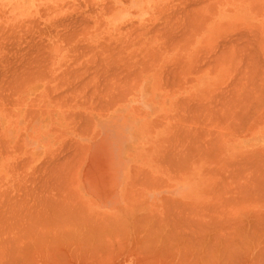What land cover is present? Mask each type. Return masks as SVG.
I'll return each instance as SVG.
<instances>
[{
	"label": "crops",
	"instance_id": "1",
	"mask_svg": "<svg viewBox=\"0 0 264 264\" xmlns=\"http://www.w3.org/2000/svg\"><path fill=\"white\" fill-rule=\"evenodd\" d=\"M181 1V2H180ZM191 1V2H190ZM187 0V1H185V0H126V1H124V0H113V5H112V7H111V10H109L108 12H107V14H104V18H103V21H101V22H99V23H97V28H96V30H97V34H96V39H97V42H98V52L100 53V54H98V63H99V73L100 74H102V75H98V77L100 76H102V78H99L98 79V86H97V88L96 89H90V90H85V89H77V88H72V87H65V86H56V87H47V86H45V85H43L42 83H38V84H36L37 86H35V87H31L30 88V90L29 91H27L26 90V86H25V79H24V77L22 78V74L20 73L19 75H18V78H17V82L15 81V77H10V76H8V78L7 79H13L14 81H13V87H16V88H13V87H11L10 89V91H9V93H11V94H13V93H15V94H18V102L17 103H15L14 105H13V108H10L9 110L11 111L12 110V113H6V112H0V114H1V118H0V131L2 132V135L5 137V140L7 141V144H8V147H9V149L11 150V153L7 156V157H3L2 159H1V161H0V178H3V179H1V180H3V181H9V180H11V179H13V175L15 174V169H17L18 170V173H19V175L20 174H23L24 173V169H25V165H26V159L27 160H29L30 159V161H31V164L33 165V166H37V165H39V164H43L47 159H61V160H65V158H66V161H67V166H68V161L69 160H72L71 158L72 157H74L75 158V155H71L72 153H74L75 154V152L73 151L74 150V148H72V147H74V145H75V143H79L80 145H81V148L84 150V148L86 149V151L84 150H82L83 151V153H82V155L84 154V157L81 155V157L82 158H84V159H86V163L84 164V166L82 167V170H81V172H80V174H81V176H82V183H81V186H76V188H74L73 186H38V188H37V186H34V190L36 191V190H38L39 188L40 189H42L41 191H47V190H51L50 191V195L51 196H53V197H51L50 196V198L49 199H41V200H44V201H47L48 202V204H49V206H50V204H51V206H53V207H65V205L66 206H69V202H68V194H64V193H62V191L63 192H66V191H74V190H76V191H78V194H79V196H80V198H81V203H82V206H84L86 209H87V212L88 213H90V215L87 213V215H88V217H90V218H87L88 219V221L86 222V221H84V220H87V219H83V218H81L80 219V217H84V215H82V216H72L73 214H70V215H68V214H62V219L59 217H57V215H55V214H53L54 213V210H52L53 212H51L52 214L51 215H53L52 217H54V220L56 219L55 217H57L58 219H56V222L57 223H59L62 227H64V225H65V223H66V227H64L65 229V231L67 232L68 231V235H69V233H70V235L71 234H73V235H71V236H68L66 233H65V231H64V233H63V228L61 227L60 228V225L58 226L57 224H56V226H58L59 227V231H60V233L58 232V231H56L57 229H56V226H55V224L53 223V221L52 222H47V221H49L50 219L52 220V218H51V216L49 215L48 216V218H47V215H45V217H44V219L43 220H47V221H43L42 220V218H43V216L42 217H40L41 219V221H39V224H41V222H47L46 224H48V225H50V223L52 224L53 223V225L55 226V230L53 229L54 228V226H53V228L52 229H49V227H48V229L50 230V231H48L47 233L48 234H46L45 235V237L48 239L50 236V240L52 239V235H55L54 236V238L53 239H55V237H56V234L58 235L57 237L59 238L58 240L60 241V243L58 242V244H61L60 246L59 245H57L56 244V247H57V250H50V252L49 251H40L41 253H44V254H58V252H59V254H65V255H74V253H75V255H90V256H92L95 252L94 251H97V253H95L93 256H99V255H102V251H104V253L103 254H109V255H111V254H113V260H112V262H103L102 260H100L99 258H97V259H95V261H92V262H86V261H83L82 263H76V264H147V263H144L143 261H138V259H136L134 256H138V255H148V254H153L154 253V242H153V239H155V238H158V235H159V237L160 238H165L166 236L167 237H171L170 235H169V232H170V230H168V229H170V223L171 222H173V221H175L176 223L178 222V223H180V222H182V223H189V221L187 220V221H182V220H178V221H176V220H173V221H171V222H169V220H170V218H168V216H161L163 219H164V222H163V219L161 218V220H162V222L160 221V223L163 225L166 221L165 220H167V224L165 223L163 226L160 224L159 225V219H158V217L157 216H155L154 214H151L150 213V215H152V217L151 216H148V217H146L147 218V220L151 217V218H153V220L150 218L149 220H150V222H149V220H148V222H147V220H143L145 217L143 216L144 214H148L149 212H150V210H149V208L150 209H152V207L154 206V201H160V199L161 198H163V197H166V196H169V191H167V192H163V194H159L158 192L157 193H151L150 195H149V198L148 199H145V201L144 202H141L138 206L139 207H142V209L140 210V212L141 213H137L138 214V220H137V214H132V215H122V214H120L121 212H122V207L124 206V202L126 201L125 199H124V195H125V193L124 192H126L127 191V189H128V186H107L110 182H111V179H116L117 180V178H116V176H119V178L121 179V181L125 184L126 183V181L129 179V176L130 175H132L133 173H134V171H135V173H138V170H142V171H140V172H145L146 174H148L147 172H149V174H151V175H154V174H156V175H167V174H169L170 173V171H169V169L168 168H170V167H168L167 166V164L164 162L165 160H169V158H171L170 156L171 155H169L168 157H167V152H169L168 154H170V149L169 148H171L172 149V147H173V140L172 139H175L176 137L175 136H177L178 135V133L177 132H180V134H182L183 136H184V134H185V136H186V131L184 132L183 131V127H184V125H183V123H187V126H188V123L190 124L191 122H192V124H190L191 126H189V135H190V137H188V135H187V139H190L189 141L188 140H184V138H183V140H184V142H187V145H189L190 147H192L193 145H190V143L189 142H191V140H192V137H194V135H196V137H198L199 138V136H200V138L197 140L198 142H195V144H197V143H199V145H201V143H200V141H201V139H202V133L204 134V132H203V130H205V129H203V128H201V129H198V131H197V128H198V126L200 125H202V127L204 126V125H206L207 123V125L206 126H208V127H204V128H207V129H209L210 131L213 129V130H216L217 129V131L219 132V131H221V125L219 126V127H217L216 129H214L215 127H216V125H218L217 123H216V125H213L212 126V122H213V120H218L219 121V118H220V121H219V123H223V121H225L224 119L222 120L221 119V117L220 116H222V113L225 111V109L227 108V107H229V106H232V108L234 109V107L233 106H235V105H231V103L234 101V99L235 98H233L234 96H232V95H235V97H237V99L239 98V96L238 95H240V99H243V97L245 96L247 99H245V103H247L248 105H245V103L243 102V100H240V99H235L238 103H239V100L241 101L240 102V106H239V104H238V106L240 107L239 109L237 108L238 106H235L236 107V109H234L235 110V112H236V110H237V112L239 111V114L238 113H235L232 109H231V113H235V114H233V116H230V115H232V114H230L229 116H230V119L228 120V118H227V116L225 115L224 116V114L225 113H230L229 112V110L230 109H228V111H227V109H226V111L224 112V114H223V116L224 117H226L227 118V120H226V123L224 124H222V127L225 129L224 131H225V133L227 134V133H229V135H225V133H224V131H223V129H222V132H223V134L225 135H221V132H219V134L221 135V136H223L222 137V141L218 138L219 136V134L218 133H214V135H213V137L215 138V135L216 134H218V135H216L217 136V138L219 139V141L222 143V145H221V143H220V145L222 146H220L219 147V144L218 145H216L217 143H219V141L217 142V140L218 139H215V142H217V143H214L216 146H218L219 147V149L220 148H222L223 150H221V154H220V152H218L219 154H220V156H216V155H214L215 153H217V151L219 150V149H217V151L214 153V148H216V146L215 145H213V143H212V140L214 139L211 135L212 134H210L209 133V131H206L207 133H209L210 134V136H211V138H213V139H211L210 138V140H211V143H210V140H209V143L211 144V145H213V147L214 148H209V146H210V144L209 143H204V141L202 140V145H203V143H204V145L205 146H207L208 144V149H210L211 150V153H209L210 154V156L212 155L213 157H215L216 159H214V160H212V158L211 157H209V155L207 154L206 156H208V160L207 161H205L206 160V156H205V154H203V153H207L208 151H204L205 149H206V147L203 145V146H200V148H202V147H204L205 149H203V151L204 152H202V154H201V152L200 151H202V149L201 150H199V152H198V148H199V145H198V148L196 147V146H194V147H192L193 149H191V151L192 150H195V152H194V155H195V153H197L196 154V156L195 157H193V156H188V154H186L188 157H186V155H185V153L184 152H186V153H192L191 151H188L190 148H188L187 147V145H186V143H184V146L182 147V149H183V156L184 157H186L185 159H189V158H194L195 160H196V158H197V160H198V157L197 156H200V155H203V156H205L204 157V159H202L203 158V156L202 157H200L201 159H199L200 161H198V163H197V166L195 165V167L193 168V170L191 171V172H189L188 173V175H186L185 177H182L181 178V180L183 179H187V181H192L193 182V184H192V186H184L185 185V183L184 182H178V186H176V188L174 189V191H173V194L176 196V198H178L177 200L178 201H180V202H182L184 205H186V206H189V204L191 205V204H193V205H191V206H195V207H197V206H199V207H203V208H209L208 206H211L210 208H213L214 206H219V204H220V206H229V204L231 205V206H229V207H233V205H232V203L234 204H237L236 206H235V204H234V207H237V208H239V207H241V208H243V207H247V208H249V207H257V208H259V207H264V193H262V195H261V192H263L264 191V189H263V191L261 190L260 191V193L259 192H256V187H258V189H259V185L258 186H256V187H254V189L252 188H250V184L248 183H246V185L244 186V187H246L245 189L246 190H248L247 192H246V190H244V188L243 189H241L240 188V190L238 191L237 190V193H239V195L241 194L242 195V193L244 194L243 196H245V194H246V196L245 197H247V195L250 197L251 195H252V197H251V199H249V197L245 200V197H244V199H243V196H242V198L240 197H237V198H235L234 200H233V198H234V196L236 195V196H238V194H235L234 193V191L236 190V189H238L239 187H240V185L241 184H245V183H240V185H239V187H236V186H238V185H236L235 183H233V185H232V183H230V181H231V179L233 180L232 182H236V183H238L239 184V182L241 181L242 182V177L240 178L241 180H238L239 179V175L241 174L242 176H244L245 177V175L246 176H249V175H253V172H254V170L256 171V168H257V165H256V162H257V164H260L261 165V163H258V162H260L261 161V159H263L264 158V155H262L263 156V158H256L257 156L255 155V154H257L259 151V149L262 147V148H264V113H262L263 112V110H262V112L261 113H259V112H257L258 110H260V105H257V107H256V104H257V102H259V104H261L260 102H263V104H264V91H263V93H260V94H262V96H260V95H258L257 97L254 95L256 92H261L260 90H262L263 88H258V87H255V88H252L251 87V90H249L250 89V87L249 86H246L244 89H243V87H244V85H241L240 86V88H238V89H240V90H238L237 91V89L235 88V87H230V83H232V81L230 82V83H228L229 81V79L230 78H233L232 77V75H233V71H237L238 73H242V72H249V70H250V68H251V66H250V63L252 62V59L254 60H259L258 61V63H260L261 61H263V62H261L262 63V67H264V60H262V59H264V49H262V48H264V45H262L261 43H263L262 41H264V0H201L202 1V3H205V5L204 4H202L201 3V5H200V0ZM192 1H193V3H192ZM195 1V2H194ZM196 2H198L197 3V5H195L196 4ZM185 3H186V5H185ZM191 4L190 6L192 7V5H193V9L191 8H189L190 6L189 5H187V4ZM256 3H258V4H256ZM262 3V4H261ZM198 4H199V6H198ZM208 4V5H207ZM211 4H213V5H211ZM255 4V5H254ZM260 4V5H259ZM179 5V6H178ZM215 5V6H214ZM217 5V6H216ZM263 7H262V6ZM185 6H186V8H187V6H188V9H186L185 8ZM194 6H197V8L196 7H194ZM208 6H210V7H208ZM211 6H212V8H211ZM213 6H214V8H216V10L215 11H213V13H210V8L211 9H214L213 8ZM219 6V7H218ZM254 6V7H253ZM99 7H100V5H99ZM172 7V8H171ZM177 7H181L182 8V11H181V13L180 14H175V12L176 11H178V10H180L179 8H177ZM253 7V8H252ZM256 7V8H255ZM262 7V8H261ZM194 8H196V10L194 9ZM209 9V10H208ZM252 9H254V10H252ZM184 10H193V12H191L192 14H190V16H189V12H186V13H188V14H185L184 16H187V17H184L183 16V14L185 13L184 12ZM200 10V11H199ZM262 10V11H261ZM194 11H196V13L194 12ZM257 11H259L258 13H257ZM101 10L99 11V14L101 15ZM198 12H202L201 14H199ZM165 13V14H164ZM170 13V14H169ZM176 13H179V11L178 12H176ZM183 13V14H182ZM193 13H195V14H193ZM169 14V15H168ZM175 14V15H174ZM197 14V15H196ZM166 15V16H165ZM174 15V16H173ZM177 15V16H176ZM201 15V17H199L198 18V20H197V16H200ZM206 15H209V16H206ZM167 16H168V19L170 20H168L167 19ZM160 17L163 19V20H165V21H167L168 20V24L170 25H172V27H175V29L174 30H172L171 28H170V26L169 25H167L166 24V22L165 21H163L162 19H160ZM173 17V19H171ZM177 17V18H176ZM181 17V18H180ZM206 17H208L207 19H205ZM166 18V19H165ZM175 18V19H174ZM183 18H185V19H183ZM187 18H189V19H187ZM181 21H179V20ZM196 19V20H195ZM202 19H204V21L202 20ZM183 20H186L185 21V23L183 22ZM188 20H189V22H188ZM191 20H193V21H191ZM173 21H174V24H175V26H174V24H173ZM160 22H163V24L161 25L160 24V27H158V24L160 23ZM172 22V23H171ZM190 23V24H188V23ZM195 22V23H194ZM204 22V23H203ZM102 23V24H101ZM155 23H158L157 24V26L156 27H158L159 29H162L163 31H160V30H158L157 31V33L160 31L161 32V35L163 34V32L165 31V33L168 31V32H174V34H175V32H181V33H178L177 35H176V37L179 35V36H182V34L184 35V34H186V37H185V35L184 36H182V37H180V38H178V39H175V40H179L180 39V41H179V43L177 42H175L174 44H173V41L171 42V43H169V44H166L168 47H166L165 48V45H163L164 43V41L166 40V38L168 37H166V38H163L162 36V38L163 39H161V38H157V35H156V37H154L152 34H150V32H153V34H155L154 32H156V30H154L155 29V26H152V25H154ZM177 23V24H176ZM182 23V24H181ZM184 23V24H183ZM193 23V24H192ZM201 23V24H200ZM101 24V25H100ZM151 24V26H152V29L149 27V25ZM165 24L169 27H167V26H165ZM180 24H181V26H182V28H181V26H180ZM204 24V25H203ZM224 24H226V25H224ZM256 24V25H255ZM146 25H147V27H146ZM183 25H184V27H183ZM187 27H186V26ZM191 25V26H190ZM259 25V26H258ZM161 26H165V28L167 27L168 28V30H164L163 29V27H161ZM252 26H257V27H259L260 28V30L258 31L259 33H261V34H259L258 32H257V34H259V37L257 36V38H260V37H262V38H260V39H262L261 40V42L260 41H257V43L259 44L260 43V45H262L261 47V49H260V47H258L259 48V51H260V53L258 52V48L256 49L257 51H256V53H259L260 54V56L262 55V59L260 58V56H259V54H257L256 55V53H255V51H254V53L253 52H251V54L249 55L250 57L252 56L253 57V55H252V53L256 56H254L253 58L251 57V59H250V57L249 56H247V54H249V53H246V56H245V58H243L244 56L241 54V53H243V52H241L242 50H240V54L239 55H242L243 57H242V59L244 60H247L248 58V60L247 61H243L242 59H240V57H239V59H238V56L237 55H235L236 53L234 52V47H235V43H234V45H233V43H232V41L233 40H231V43H230V39L229 40H227V41H229L228 42V46L227 47H229L230 49H228L227 50V48H226V46H224L223 47V45H221V48H226V50L224 51V49H220L219 50V48L218 47H220V43L221 44H224L223 42H225V40H226V37H227V39L230 37V35H232V34H234L235 35V32H236V30L237 31H240V34H241V31L242 30H244V29H246V31H248V32H246L245 30H244V32L242 31V35H243V37H246V36H244V34L243 33H246V35H247V33H249V37L252 35V32L253 31H255L256 32V29H257V27H256V29H255V27H254V30H251L253 27ZM124 27V28H123ZM177 27H179V29L177 28ZM186 27V28H185ZM190 27V28H189ZM195 27V28H194ZM199 27V28H198ZM136 28V29H135ZM148 28V29H147ZM184 31V32H182L181 31V29ZM185 28V29H184ZM189 28V29H188ZM144 29V30H143ZM148 31H147V30ZM150 29H151V31H150ZM169 29H171V30H169ZM179 30V31H177V30ZM187 29H188V31H187ZM193 29V30H192ZM249 29V30H248ZM154 30V31H153ZM258 30V29H257ZM198 31V32H197ZM250 31H251V33H250ZM147 32H148V34H147ZM160 32H159V34H160ZM166 33V34H168L169 35V33ZM190 32V33H189ZM196 32V33H195ZM215 32H216V34H215ZM255 32H253V33H255ZM222 33H223V37H224V35L226 36L225 38H219V37H222ZM228 33H229V36H227L228 35ZM132 34V35H131ZM173 34V35H174ZM221 34V36H219ZM240 34H238V35H240ZM251 34V35H250ZM256 34V35H257ZM151 35H152V37H154V38H152L151 37ZM164 35V34H163ZM172 35V33H170V35H169V37ZM188 35V36H187ZM237 35V36H238ZM138 36V37H137ZM166 36V35H165ZM216 36H218V37H216ZM233 36V35H232ZM231 36V37H232ZM241 36V35H240ZM130 37V38H129ZM144 37V38H143ZM160 37V36H159ZM176 38L175 36H171L169 39H171V38ZM214 37H216V38H214ZM242 37V36H241ZM254 37H255V34H254ZM173 38V39H174ZM182 38V39H181ZM213 38V40L215 39V43H217L216 45L214 44V43H211V39ZM218 38V39H217ZM233 38H236V37H233ZM232 38V39H233ZM252 40L253 39H256L257 40V38H253V35H252V37H250ZM169 39H167V40H169ZM172 39V40H173ZM193 39V40H192ZM221 39L222 40H224L223 42H221ZM236 39H241V41H243L242 40V38H236ZM244 39V38H243ZM247 39V38H246ZM246 39H244V40H246ZM122 40V41H121ZM166 40V41H167ZM250 40V39H249ZM259 40V39H258ZM121 41V42H120ZM146 41V42H145ZM171 41V40H170ZM204 41V42H203ZM210 41V42H209ZM218 41H220V43L218 42ZM237 41V40H236ZM251 41V40H250ZM111 42V43H110ZM136 42V43H135ZM169 42V41H168ZM167 42V43H168ZM214 42V41H213ZM243 42H245V41H243ZM243 42H239L238 41V43H240V44H242ZM253 41H251V42H249L250 44L252 43ZM146 43H148L147 45H146ZM166 43V42H165ZM229 43H230V46H229ZM246 43V42H245ZM245 43H243V44H245ZM257 43H256V45H257ZM113 44V45H112ZM131 46H130V45ZM136 44V45H135ZM207 44H211V45H214V46H211V48H212V50L210 49V50H207L206 48H204V49H206L205 50V52H209V56L210 55H212L211 53H213L214 55H212V56H210V57H212V58H210V61L213 59H215L214 58V56H217L221 61L223 60V61H226L227 62V64L229 63V65H227L226 64V62H225V64L223 63V61L222 62H220L222 65H220V63L218 64V67L217 66H213V64H215V63H218L219 61V59L216 61V59H215V61H213L212 60V62H214L213 64L210 62L209 63V67L207 66L208 65V62H206L207 63V67L205 66H203V68H202V72H199V70H198V72L199 73H197V70H195L196 68H199L200 69V67H201V64H203V61H207V60H209V58L207 59H205V57H206V55H205V53H203L202 55H200V58H199V60H202V62H201V64L198 66V67H196L197 65L196 64H198V63H200V61L198 60V58H196L197 56H198V54L200 53L201 54V52H203V51H201V50H203V46H207V48L208 47H210V46H208ZM237 44V43H236ZM242 44V45H243ZM253 44H255L254 42L252 43V45ZM99 45H101V46H99ZM103 45V46H102ZM118 45V46H117ZM122 45V46H121ZM126 45V46H125ZM171 45V46H170ZM185 45V46H184ZM225 45V44H224ZM242 45H236V46H238V48L240 49V47L242 46ZM246 45H248V40H247V43H246ZM245 45V46H246ZM255 45V46H256ZM110 48H109V47ZM121 46V47H120ZM160 46L161 47H163V48H165V49H161L160 48ZM216 46H217V48H216ZM240 46V47H239ZM258 46V45H257ZM115 47H117V49L115 48ZM124 49H123V48ZM126 47V48H125ZM154 47H156L155 49L157 50V51H160L159 52V54L157 53V51H156V53H155V55H156V59H158L157 61H156V59H155V61L156 62H153L152 60H154L153 59V57H155V55H153L154 53H152V52H155V49H154ZM214 47V48H213ZM248 47V46H247ZM112 48V49H111ZM122 48V49H121ZM200 48H202L201 50H199ZM217 49L218 51L217 52H215V51H213L214 49ZM237 50H239L237 47H235ZM246 48V47H245ZM251 48H253V46H251V47H249V49L248 50H250ZM109 49H110V52H109ZM143 49V50H142ZM152 50L151 52L149 51V50ZM171 49V50H170ZM209 49V48H208ZM235 49V50H236ZM242 49H244V46H243V48ZM117 50V51H116ZM123 50V51H122ZM143 52H142V51ZM170 50V51H169ZM199 51V53H198V51ZM221 50H222V52H221ZM245 50L246 49H244L243 51H244V55H245ZM248 50H247V52H248ZM254 50H255V47H254ZM263 50V51H262ZM100 51H102V52H100ZM104 51V52H103ZM113 51V52H112ZM115 51V52H114ZM149 51V52H148ZM201 51V52H200ZM212 51V52H211ZM221 52V53H218V52ZM223 51H224V53L226 54V52L227 51H229L228 53V55H229V58H231V60L230 59H228V56L227 55H223L222 56V54H224L223 53ZM123 52V53H122ZM134 52H135V54H134ZM211 52V53H210ZM237 52V51H236ZM262 52V53H261ZM107 53V54H106ZM149 53H151V57H152V60L149 58V56H148V54ZM206 53V54H207ZM238 53H239V51H238ZM237 53V54H238ZM117 54V55H116ZM137 54H140V59H139V55L138 56H133V55H137ZM147 54V55H146ZM157 54H158V56H157ZM196 54V55H195ZM221 54V55H220ZM234 54V55H233ZM123 55V56H122ZM129 55V56H128ZM208 55H207V57H208ZM109 56V57H108ZM114 56V57H113ZM126 56V57H125ZM202 56H204V59L202 58ZM227 56V57H226ZM233 56H237V57H233ZM257 56H259V58L257 59ZM108 57V58H107ZM199 57V56H198ZM216 57V58H217ZM108 60H107V59ZM117 60H116V59ZM127 58H128V60H127ZM233 58H235V59H233ZM113 59V60H112ZM124 59V60H123ZM148 59V60H147ZM176 61H180V62H176ZM179 59V60H178ZM107 60V61H106ZM111 60V61H110ZM116 60V62L118 61L119 63H114L113 61H115ZM122 61V64L120 63L121 61ZM139 60H141L142 62H140ZM185 60V61H184ZM194 60H195V64H194ZM228 60V61H227ZM243 61V62H245L247 65H246V67H245V65H244V68H246L245 69V71H244V69L243 68H241V65L239 66V65H237V66H239V67H237L236 66V64L238 63L239 64V62L240 61ZM251 60V61H250ZM254 60V61H255ZM109 61V62H108ZM135 61H136V64H138V62H140V63H142V65L143 66H147L148 67V69L149 70H145V73H144V71H136V70H138V68H140V69H145V67H142V65H137V66H139V67H137L136 68V64H135ZM143 61H145V62H143ZM174 61V63L175 64H173L172 62ZM197 61H199L198 63H197ZM241 61V63H243ZM248 61H249V64H248ZM253 61V62H254ZM111 62H113L114 64H113V66L111 65ZM130 62H132V63H130ZM181 62H182V64H181ZM232 62V63H231ZM257 62V61H256ZM103 63V64H102ZM126 63H128V64H126ZM147 63V65H145ZM149 63V64H148ZM166 63H167V65H166ZM171 63L173 64L172 66H170L171 65ZM180 63V64H179ZM185 63V64H184ZM240 63V64H241ZM258 63H256V64H258ZM125 64V65H124ZM133 65V67L134 68H136V69H134L133 67H130L131 68V70H132V68L134 69L133 70V72H134V74H132V72H131V70H130V68H128L129 70H130V73L133 75V76H135L134 77V79H133V77L130 79V74H129V70L127 69V67L128 66H130V65ZM153 64V65H152ZM177 64V65H176ZM205 64V63H204ZM232 64V65H231ZM254 64H255V62H254ZM119 65H122L123 67H119ZM166 65V66H165ZM185 65V66H184ZM217 65V64H216ZM103 66V67H102ZM105 66V67H104ZM125 66V67H124ZM150 66V67H149ZM156 66V67H155ZM166 68H165V67ZM168 66H170L171 67V69H168L167 70V67ZM176 66H178V67H176ZM182 67L181 69H179L180 67ZM211 66V67H210ZM213 66V67H212ZM232 66H234L235 68H237L236 70H234L235 68H232V73H231V70H229ZM242 66H243V64H242ZM248 66V67H247ZM102 67V68H101ZM108 67V68H107ZM111 67H115L114 68V70L117 68V67H119V69L121 68V69H123V73H124V68H126V71H125V73L126 74H123V75H126L127 77H128V74H129V79L127 78V80H132L131 82H129V83H131L132 85H135V88H133L132 89V85L130 86L129 85V83L128 82H126V80L122 77V76H120L119 74L120 73H118V75H119V77H121L122 79H124V81H125V83H120L121 82V78H119L118 79V81H116L115 83H117V85H118V83H119V85H121V86H123V87H125V89H127L126 90V92L124 91L125 89H123V87H121L123 90H122V92H121V88H119V86L117 87V85L114 83V81L115 80H117V78H118V76L117 77H115V79H114V77H113V79H112V77L111 78H109L110 76H113V75H115L116 73V71L115 72H113V70H111L110 68ZM184 67H187L186 68V70L184 69ZM196 67V68H195ZM262 67H261V69H262ZM174 68V70H172ZM212 68V71L210 70ZM247 68H248V70H247ZM252 68H253V70H254V67L252 66ZM260 68V66L259 67H257L256 69H255V71H257L258 73H263L261 76H260V74H258V75H253V76H258V77H262V76H264V70H260L259 69ZM118 69V68H117ZM118 69V71L119 72H121L122 73V71H120ZM143 69V70H144ZM147 69V68H146ZM170 73V70L173 72V71H175L176 69H177V73L176 74H179L178 73V71H184L185 70V72L186 73H182V75H181V80H178L179 79V77L175 74L174 75V77L176 78V77H178L177 78V81L175 82L174 80H176V79H174V78H172L173 76V74H172V72L169 74V73H167V71ZM214 69H216V71L214 70ZM264 69V68H263ZM102 70V71H101ZM108 70V71H107ZM165 70V71H164ZM213 70L215 71V72H213ZM105 71V72H104ZM110 71H112L113 72V75L111 74L112 72H110ZM117 71V72H118ZM128 71V72H127ZM163 71L165 72V73H167V74H169V76H172V77H169L168 75H166V76H168V77H166L167 79H169V81L171 82H169L168 80V82L171 84L170 85V88L167 86V85H169V83H167V81L165 80L166 78H165V76L163 77V75H164V73H163ZM195 72V73H197V74H195V73H193V72ZM254 71V72H255ZM136 72V73H135ZM211 72H213V73H211ZM229 72V73H228ZM106 73V74H105ZM160 73H162V74H160ZM108 74H111V75H108ZM137 74H140V75H138V77H137ZM185 74V75H184ZM229 74V75H228ZM231 74V75H230ZM105 75H107V76H105ZM184 75V76H183ZM228 75V76H227ZM104 76H105V78H104ZM237 76H239V75H237ZM241 76V75H240ZM141 77V79H140V82L139 83H135V82H137L138 80H139V78ZM194 79H193V78ZM228 77V78H227ZM4 78H6V77H4ZM109 78V79H108ZM136 78V79H135ZM163 78H164V80H165V82L163 83ZM171 78L173 79L172 81H171ZM227 78V80H225ZM239 77H237V79H238ZM101 79V80H100ZM100 80V81H99ZM106 80V81H105ZM110 80V81H109ZM188 80V81H187ZM224 80L226 81V82H224ZM173 81H174V83H173ZM179 81V82H178ZM109 82H110V84H109ZM113 82V83H112ZM178 82V83H177ZM188 82H190V83H188ZM20 83V84H19ZM101 83V84H100ZM103 83V84H102ZM128 83V84H127ZM165 83H166V85H165ZM187 83V84H186ZM220 83H224V85L225 84H227L229 87L227 88V85H225L226 86V89L225 88H223V92L224 93H226V91L228 92V89L229 90H231V88L235 91V89H236V91H237V96H236V94L234 93V91L232 92V90H231V93H230V95L232 94V93H234V94H232L231 96H232V98H231V96H229V92L228 93H226L225 95H223L222 93H221V87L220 86H217V85H219ZM237 82H235V84H236ZM239 83V82H238ZM238 83H237V85H238ZM11 84V83H10ZM16 84H17V86H16ZM22 84V85H21ZM24 84V85H23ZM113 84H115L116 85V87L113 85ZM123 84H125V85H123ZM139 84V85H138ZM174 84V85H173ZM176 84V85H175ZM230 84V85H229ZM240 84V83H239ZM99 85H101V86H99ZM107 85H109V86H107V87H109V88H107L106 86ZM111 85V86H110ZM112 85H113V87H112ZM129 85V86H128ZM138 85V87L136 88V86ZM181 85V86H180ZM224 85H222L223 87H224ZM102 86H105L104 88L102 87ZM166 86V87H165ZM232 86V85H231ZM235 86V85H234ZM18 87V88H17ZM99 87H101V88H99ZM111 87V88H110ZM127 87V88H126ZM130 87V88H129ZM221 88L220 90H218L217 88ZM236 87H239V86H236ZM249 87V88H248ZM23 88V89H22ZM48 88V89H47ZM105 88L107 89V91L105 90ZM114 88V89H113ZM117 90H116V89ZM129 88V89H128ZM216 88V89H215ZM235 88V89H234ZM248 88V89H247ZM47 89V90H46ZM103 89V90H102ZM111 89V90H110ZM211 89V90H210ZM15 90V91H14ZM49 90V91H48ZM52 90V91H51ZM108 90H110V92L108 91ZM129 90V91H128ZM206 90V91H205ZM242 90H247V91H242ZM250 91V93H249V91ZM254 90H256L255 91V93H254ZM264 90V89H263ZM19 91H20V93H19ZM48 91V92H47ZM118 91V92H120L119 94H118V96L120 95L121 97H119V100H122V101H119L118 100V98H117V96H116V92ZM215 91V92H214ZM218 91H220V92H218ZM49 92H50V94H52L51 96H50V94H49ZM99 92V93H98ZM104 92H105V94H104ZM107 92V93H106ZM125 92V93H124ZM130 92V93H129ZM207 94H206V93ZM217 92V93H216ZM244 92L246 93V94H244ZM108 93H109V95H108ZM111 93H112V95H111ZM127 93H129V94H127ZM221 95H220V94ZM241 93H243L244 95H241ZM252 93H254L253 95V98H250V97H252ZM97 94V95H96ZM102 94V95H101ZM104 94V95H103ZM122 94V95H121ZM124 94H125V96H124ZM210 94V95H209ZM227 94H228V96L230 97V102L228 101L229 100V97L227 98L226 96H227ZM248 94H250V95H248ZM115 95V96H114ZM194 95V96H193ZM215 95V96H214ZM218 95H220V97L218 96ZM248 95V96H247ZM257 95V94H256ZM94 96H96V97H94ZM100 96V97H99ZM109 96V97H108ZM123 96V97H122ZM226 98H225V97ZM53 97H56V99L55 98H53ZM110 99H108V98ZM190 99V100H188L190 103H191V105H189L188 107H190V109L186 106V105H188L189 104V102H187L188 104H186V102L185 101H187L186 99H188V98ZM191 97H192V99H191ZM215 97H218L219 99L221 98V97H223L224 99H221L220 100V102L222 101L223 102V104L222 105H220L219 103V101H218V98H217V102H219L218 103V105L219 106H216V104L215 103H217V102H215ZM35 98V99H34ZM53 98V101L54 102H52V99ZM102 100H101V99ZM115 98V99H114ZM122 98V99H121ZM124 98H126V99H124ZM184 98V99H183ZM198 98H200L201 100L199 101V99ZM250 99V101H251V103L252 102H255V107L256 108H258L259 107V109L258 110H256V108L253 106V104L251 105V103H249L247 100H249ZM259 98L260 99V101H258L257 99ZM63 99V100H62ZM72 99V100H71ZM100 99V100H99ZM114 100V102H113V100ZM179 99V100H178ZM198 99V100H197ZM228 99V100H227ZM233 99V100H232ZM74 100V101H73ZM84 100H85V103H84ZM93 100H94V105H93ZM96 100H97V103H95L96 102ZM117 100V101H116ZM182 100V101H181ZM183 100H184V102H183ZM191 100H194V101H191ZM196 100H197V102H199V104H202V105H200V107L201 108H203V105H205L206 103V105H205V107L203 108L204 109V111H205V109H206V107H207V110H209L211 107H210V105L212 104V105H214L215 106V110H214V107L212 106V108L213 109H211L212 110V113H213V111H215V113H213V114H215L214 116H215V118H212L211 117V115H213L212 113H209L210 115H207L208 113H207V111H205V113H204V115H202L203 114V109H202V111L201 112H199L200 110H201V108L199 107V104L196 102ZM204 100V101H203ZM227 100V101H226ZM232 100V101H231ZM257 100V101H256ZM60 101V102H59ZM115 101H116V103H115ZM227 103H230L229 105L228 104H225V102ZM236 101H234V103L236 104ZM247 101V102H246ZM62 102H65L64 104L66 105H64L63 106V104H61ZM88 104H87V103ZM106 102V103H105ZM107 102H109L108 104H107ZM110 102H112V103H110ZM185 103L186 105H184L183 103ZM196 103L195 104V106H194V103ZM202 102H204V103H202ZM212 102V103H211ZM214 102V103H213ZM243 102V103H242ZM80 103V104H79ZM81 103H82V105H81ZM113 103H114V105H113ZM241 103L242 104H244V105H241ZM85 104V105H84ZM101 105V107H98V106H100ZM111 106H110V105ZM197 104H198V108L196 107L197 106ZM31 105V106H30ZM87 105V106H86ZM96 105V106H95ZM108 106V108H106V110H105V106ZM112 105H113V107H112ZM183 106V108L182 107H179L178 108V106ZM223 105H227L226 107H224ZM253 106V107H251V106ZM90 106V108H88ZM106 106V107H107ZM110 106V107H109ZM222 107V109L221 108H218V107ZM262 106V105H261ZM112 107V108H111ZM184 107H186L188 110H189V114L191 115V117H192V115H193V119L194 120H192L191 119V117H190V115H189V117H190V119H189V117H188V113H186L185 111L187 110H185V108ZM193 107H195V109L193 108ZM210 107V108H209ZM242 107H244V108H242ZM245 107H246V110H247V108L249 107H251L250 108V110L248 109L247 111H248V113L246 112V110H245ZM263 107V109H264V106H262ZM261 107V108H262ZM29 108V109H28ZM30 108H32V109H30ZM95 108H96V110H98V111H96L95 110ZM110 108V109H109ZM193 108V109H192ZM196 108L198 109L197 111H195L196 110ZM209 108V109H208ZM231 108V107H230ZM28 109V110H27ZM102 109V110H101ZM185 111H184V110ZM218 109H221V110H219V111H217L218 112V114H217V112H216V110H218ZM223 109H224V111H223ZM244 109V110H243ZM253 109H255V110H253ZM29 110H34V117L33 118H31V115H30V112H29ZM101 110V111H100ZM104 110V111H103ZM190 110H193V113H194V111H195V113L197 112V114H198V112H199V114L201 115V116H199V114L197 115V114H191V111ZM241 110H243V112H241ZM253 110V111H252ZM180 111V112H179ZM183 111V112H182ZM210 111V110H209ZM233 111V112H232ZM249 111L251 112L250 114H249ZM82 112V113H81ZM101 112V113H100ZM106 112V113H105ZM137 112H139V113H137ZM178 112H179V114H178ZM221 112V115H219V113ZM245 112H246V115H245ZM258 114H257V113ZM105 113V114H104ZM244 113V114H243ZM253 113L254 114H257L256 116H258L259 114V116H261L260 118L261 119H259V116H258V118L255 116V118L254 119H256V121L253 119V117H254V115H253ZM181 114V116H179ZM187 114V115H186ZM205 114L207 115V118L208 119H206V116H205ZM236 114H237V116H238V120H239V116L240 115H242L243 114V116H240V119H242L243 117V119L245 120V118H246V121L248 120L249 122L251 121L253 124L251 125V124H246V123H248V122H246L245 124L247 125V126H253V127H261L260 129L262 130H260L259 131V134H258V139L259 140H249V139H247V138H245L246 137V135H248V133H250V128L249 129H246V125H242V123L244 122H242V120H239V121H241L242 123H241V125L242 126H245V127H242L240 124H239V126H240V128L242 127V129H241V131H245L243 134L241 133V131H239V127H237V125H236V127H233L232 128V126H231V129H229L230 128V125H234V120H233V122H232V119L233 118H235L234 117V115L236 116ZM178 115V116H177ZM197 117H196V116ZM217 115V116H216ZM249 117H248V116ZM84 116V117H83ZM183 116V117H182ZM210 116V117H209ZM218 116H219V118H218ZM228 116V117H229ZM247 116V117H246ZM80 117V118H79ZM89 117V118H88ZM91 117V118H90ZM181 117L183 118V119H181ZM194 117H196L197 119H198V117H199V119L197 120L196 118H194ZM205 117V118H204ZM224 117H222V118H224ZM202 118H204V119H202ZM212 118V119H211ZM217 118V119H216ZM248 118V119H247ZM90 119V120H89ZM181 119V120H180ZM251 119V120H250ZM92 120V121H91ZM184 120V121H183ZM187 120V121H186ZM190 120V122H188ZM192 120V121H191ZM200 120V121H199ZM207 121V123L205 122V121ZM209 120H211L212 122H210ZM238 120L237 119H235V123H238ZM255 122H254V121ZM257 120H258V122H257ZM29 121V122H28ZM78 121V122H77ZM85 121V122H84ZM186 121V122H185ZM195 121H197V123L195 122ZM198 121H199V123H198ZM222 121V122H221ZM75 122V123H74ZM81 122V123H80ZM182 123V125H181V123ZM193 122H194V125H196V124H198L197 126H194L193 125ZM203 122H205V124L203 123ZM230 122V123H229ZM250 122V123H251ZM261 122H263V123H261ZM83 123H85V124H83ZM90 123V124H89ZM233 123V124H232ZM78 124H79V126H78ZM157 124V125H156ZM215 124V123H214ZM86 127H85V126ZM90 125V126H89ZM186 125V124H185ZM210 125V126H209ZM224 125V126H223ZM228 125H229V128H227L228 127ZM83 126V127H82ZM179 126H183L182 127V129H180L181 127H179ZM185 127V130H188V127ZM173 127V128H172ZM174 127H177V128H174ZM196 127V128H195ZM211 127H212V129H211ZM53 128V129H52ZM82 128V129H81ZM87 128V129H86ZM194 128V129H193ZM218 128H221L220 130H218ZM237 129L236 131H237V135H239V136H237L236 134V136L234 135V131H233V129ZM84 129V131H82ZM90 129V130H89ZM177 129H178V131H177ZM179 129L180 130H182V131H179ZM196 130L197 131V134H194L193 135V133H196L195 131L192 133L191 132V130ZM226 129H228L227 130V132H226ZM77 130V131H76ZM212 130V132H215V131H213ZM259 130V129H258ZM79 131V132H78ZM174 131H175V133H174ZM177 131V132H176ZM90 134H89V133ZM198 132H199V136H197L198 135ZM205 132V138L207 139V141H208V139H209V135H207V133ZM234 132V133H233ZM84 133V134H83ZM87 133V134H86ZM174 133V134H173ZM201 133V134H200ZM240 133H241V135L242 136H240ZM176 134V135H175ZM191 134L193 135V136H191ZM89 135V136H88ZM96 135V136H95ZM174 135V136H173ZM182 135H180V136H182ZM173 136V137H172ZM182 136V137H183ZM228 136V137H227ZM249 136V135H248ZM169 137V138H168ZM170 137H171V139H170ZM179 137V136H178ZM176 138L175 140L177 141V139H179L180 140V138L182 139V137H179V138ZM224 137L226 138V139H224ZM20 138V140H18ZM74 139V140H72V139ZM204 138V140H205V142H207L206 141V139ZM230 138V139H229ZM71 139V140H70ZM163 139V140H162ZM165 139H166V141H165ZM167 139H168V141H167ZM243 139L245 140V141H243ZM172 140V141H171ZM175 140H174V142H175ZM182 140V141H183ZM193 140H195L196 141V139L194 138ZM200 140V141H199ZM248 140V141H247ZM22 141V142H21ZM74 141V143H72V142ZM76 141V142H75ZM78 141V142H77ZM182 141H180L181 143H183ZM19 142V143H18ZM168 142H171V143H168ZM180 142H177L176 144H178V143H180ZM238 142V143H237ZM252 142V143H251ZM69 143H72L71 145L69 144ZM189 143V144H188ZM192 143H194V141L193 142H191V144ZM256 143V144H255ZM257 143H259V144H257ZM263 143V144H262ZM170 144V146L169 147H167L168 145ZM194 144V145H195ZM16 145V146H15ZM22 145V146H21ZM246 145V146H245ZM15 146V147H14ZM65 146H66V150H64V148H65ZM69 146H71V147H69ZM84 146H86V147H84ZM88 146V147H87ZM176 146V148H178V149H176L177 150V152H179L180 150H181V148L179 149V147H177V145H175ZM240 146V147H239ZM253 146V147H252ZM18 147V148H17ZM64 147V148H63ZM167 147V148H166ZM187 148L188 150H186V149H184V148ZM197 148V149H194V148ZM210 147H212V146H210ZM256 147V148H255ZM70 148H72V149H70ZM175 148V147H174ZM261 148V149H262ZM15 149L16 150H18V151H15ZM22 149V150H21ZM68 149H70V151L68 150ZM165 149H169L167 152H166V150ZM208 149H206V150H208ZM260 149V150H261ZM57 150V151H56ZM165 151V153L163 154L162 153V151ZM175 150V151H176ZM179 150V151H178ZM186 150V151H185ZM197 150V151H196ZM212 150H213V153H212ZM59 151H61V152H59ZM65 151H66V153H65ZM72 151V152H71ZM160 151V152H159ZM163 151V152H164ZM174 151V152H175ZM220 151V150H219ZM257 151V152H256ZM63 152V153H62ZM69 152H71V153H69ZM85 152V153H84ZM172 152H173V150H172ZM172 152H171V154H172ZM176 152V154H177V156H178V153ZM181 152V155H182V150L180 151ZM217 153V154H218ZM252 153H255V154H253L252 155ZM63 154V155H62ZM65 154V155H64ZM67 154V155H66ZM70 154V155H69ZM176 154H172V157H173V155H176ZM193 154V153H192ZM191 154V155H192ZM249 154H251L252 155V157H254V155H255V158H253V160H255V159H257V160H255V163L254 164H252L254 161L252 160L251 161V158H249V160L248 161H251L252 163H250V165H249V163H247L248 161L247 160H244V162L246 161V163H242L241 162V159H240V157H239V155L240 156H242L243 158L242 159H244L245 158V156L246 155H248V157H250L249 156ZM260 154V153H259ZM165 155H166V157H165ZM55 156H57V157H55ZM61 156V157H60ZM64 156V157H63ZM70 156H71V158H70ZM159 156H163L162 158L164 159H160V157ZM182 156V157H183ZM261 156V155H260ZM175 157V156H174ZM29 158V159H28ZM210 158V159H209ZM69 159V160H68ZM22 160V161H21ZM42 160H45L44 162H41ZM159 160V161H158ZM160 160L162 161V163H160ZM210 160V161H209ZM236 161V163H237V161L238 160H240V162H238V168L236 169L237 171L235 172V167H237L236 165H235V167H233L234 168V178H233V176H232V178H230L229 179V177H231V175H232V172L230 171V170H232L233 168H231L232 166H231V164H233L232 163V161L235 163V161ZM258 160H260V161H258ZM264 160V159H263ZM262 160V161H263ZM18 161V162H17ZM19 161H20V163H19ZM209 161V162H208ZM211 161H213L212 163H211ZM229 162V161H231L230 163H225V162ZM261 161V162H262ZM23 163V164H22ZM165 163V164H164ZM167 163H169V162H167ZM235 163V164H236ZM264 163V162H263ZM15 164V165H14ZM17 164V165H16ZM20 164V165H19ZM223 164L224 165H226L225 166V168H224V166H223ZM239 164H245V165H243L244 167H245V170H247V172H245V170L243 171L242 170V167L243 166H241V165H239ZM24 165V166H23ZM166 168H164L165 170H164V173H163V166ZM246 165H247V167H246ZM251 165H254V166H256L255 168H253ZM260 165H258V169L259 168H262V169H259V170H257V171H259V174H260V177L262 178L261 180L264 182V176H263V173H264V165L262 164L261 166H263V167H259ZM14 166V167H13ZM211 166H213L212 168H211ZM216 166V167H215ZM222 166V167H221ZM231 166V167H230ZM248 166H249V170L251 171V167H252V173L248 170V169H246V168H248ZM251 166V167H250ZM138 167V168H137ZM205 167H206V169H205ZM217 167H219V168H224V169H222V170H224V172H225V170L226 169H228V170H226L227 172H225V174H224V172L221 170V169H219L218 168V170L216 169ZM227 167V168H226ZM243 167V168H244ZM15 168V169H14ZM68 169H69V167H67ZM210 169V171L211 170H213L214 168L217 170V171H219V170H221L220 171V174H222L223 173V175H218L216 172V170H215V172H213V173H216L217 175H215V174H212V172H211V174L210 173H208L206 170L207 169ZM144 169H147V170H144ZM205 169V170H204ZM209 169H208V171H209ZM137 170V171H136ZM203 170H204V172H203ZM213 170V171H214ZM239 170V171H238ZM241 170L243 171L242 173L244 174H242L241 173ZM23 171V172H22ZM228 171H230L231 172V175H230V173L228 172ZM256 171V172H257ZM69 172V171H68ZM165 172H166V174H165ZM239 172V174L237 175V173ZM219 173V172H218ZM228 173H229V175H228ZM236 173V174H235ZM255 173V172H254ZM258 174V172L256 173V174H254V175H259ZM224 175H225V177H224ZM237 175V176H236ZM220 176L221 177H223L222 179L220 178ZM260 177L258 176L257 178H258V181H259V179H260ZM235 178H238L237 179V181H239V182H237L236 181V179ZM217 179V180H216ZM219 179V180H218ZM228 180V185H227V182L226 183H224V184H220V183H218V186L216 185L217 184V182L218 181H222L223 182V180L225 181V180ZM257 180V179H256ZM216 182V183H215ZM261 182V181H260ZM259 182V184L260 185H264V183L263 182H261L260 183ZM230 183V184H229ZM225 184L227 185V189H226V186H225ZM236 186H235V185ZM258 184V183H257ZM187 185V184H186ZM216 185L217 187H214V186ZM219 185H221V186H224V189L226 190V199L228 200V198H229V203H227L226 201V199L224 198V197H221L220 196V198H221V200H219V198H212V196L213 195H211L212 194V191H213V189L214 188H218V187H220L219 189H214L215 191H220L221 189L222 190H224L223 189V187L221 188V186H219ZM230 185V186H229ZM232 185V186H231ZM23 187V188H22ZM26 187V188H25ZM32 189V187L31 186H21L20 187V178H19V186H0V192H2V193H0L1 195H0V212L2 213V214H0V224H2V226L5 224L4 223V221L5 220H7V221H5L6 222V226L4 225L3 227L2 226H0V233H2V231H3V233H5V234H3L2 233V235L0 234V253H1V255H5V253H7V251H8V249L10 248V247H13V248H11V249H15L16 248V250H18L17 251V253H15L14 251H12V252H14V254L15 255H19V256H21L24 252V254H23V256L24 255H26L27 253H32V254H36L37 252L39 253V251H31V252H29V251H27V249H26V240H25V245L23 244L24 243V241H22V240H24L25 238H23L22 236H24L25 235V233H26V235H27V232H28V227H27V224L29 223V224H31L32 222L34 223V221L36 222V221H38L39 219L38 218H36V217H31V221L29 220V222L27 221V220H25V217H24V214L25 215H27L26 214V210H24V211H22V213H21V210L23 209V206H24V209H26L25 207L27 206V204H26V202H25V204H24V197L26 198V194H25V192H26V190L27 189H29V190H31L30 188ZM55 187V189H53ZM148 186H146V190H149V191H153L155 188L154 187H148ZM162 187H164V186H162ZM212 187H214L213 189H211ZM234 187L236 188L235 190H234ZM249 187V188H248ZM252 187V186H251ZM22 188V189H21ZM64 188V189H63ZM231 188V189H230ZM21 190V191H18V190ZM39 189V190H40ZM46 189V190H45ZM61 189V190H60ZM157 189H160V188H157ZM164 188H161V190H163ZM257 189V190H258ZM260 189H262V188H260ZM259 189V190H260ZM25 192H24V191ZM66 190V191H65ZM210 190H212L211 192H210ZM221 190V191H222ZM224 190V191H225ZM232 190V191H231ZM234 190V191H233ZM241 190H243V191H241ZM251 190V191H250ZM8 191V192H7ZM11 193H10V192ZM55 191L57 192L56 194H54L55 193ZM207 191V192H206ZM230 191V192H229ZM250 191V192H249ZM4 192V193H3ZM61 192V193H60ZM228 192V193H227ZM236 192V191H235ZM241 192V193H240ZM246 192V193H245ZM10 193V194H9ZM16 193L18 194V195H16ZM249 193L251 194V195H249ZM254 195H253V194ZM259 193V195L261 196H259V195H257ZM7 196H6V195ZM53 194V195H52ZM62 194V195H61ZM233 194V195H232ZM3 195V196H2ZM4 195H5V197H4ZM10 197H9V196ZM24 195V196H23ZM256 195V196H255ZM14 196V197H13ZM16 196V197H15ZM18 196V197H17ZM20 196V197H19ZM61 196H63V197H61ZM162 196V197H161ZM259 196V197H258ZM7 197H9V199H11L12 197L13 198H16L18 201H16V199H11L12 200V203H11V200H9ZM23 197V198H22ZM59 199H58V198ZM65 197V198H64ZM214 197V196H213ZM253 197H254V199H253ZM4 198V199H3ZM21 199V201L23 200V202H19V200ZM55 199V201H54V199ZM224 198V199H223ZM261 198H262V200H261ZM3 199V200H2ZM60 199H61V201H63V203L60 201ZM216 199V200H215ZM230 199H231V201H233V202H230ZM238 199H239V201H238ZM258 199H260L259 201H258ZM4 200H9L8 202L7 201H4ZM162 200V199H161ZM212 200V202H210ZM213 200H214V202H213ZM223 200V201H222ZM235 200H237L238 202H236ZM243 200V201H242ZM253 200H254V202H256V203H254L253 204ZM257 200V201H256ZM16 201V202H15ZM25 201H27V200H25ZM222 201V202H221ZM235 201V202H234ZM242 202V204H241V202ZM247 201V202H246ZM249 201V202H248ZM252 201V202H251ZM6 202H7V205H5L6 204ZM53 202V203H52ZM59 202H60V204H59ZM147 202V203H146ZM212 203V204H214V206L212 205V204H208V203ZM240 202V203H239ZM16 204L15 206L16 207H14V204ZM19 203V204H18ZM24 205H23V204ZM68 205H67V204ZM215 203H217L216 205H215ZM226 203H227V205H226ZM238 203L239 204H241V205H238ZM3 204H4V206L5 207H3ZM11 204H12V207H10L11 206ZM45 204H47V203H45ZM55 204V205H54ZM57 204V205H56ZM195 204V205H194ZM9 205V206H8ZM20 205H21V207H20ZM63 205V206H62ZM71 205V204H70ZM143 205V206H142ZM164 205V204H163ZM213 206V207H212ZM227 206V207H228ZM8 207V209L10 208V209H12L11 210V212L12 213H9L10 212V209L7 211L9 214H7V212L6 211H4V210H6V208ZM18 208L20 209V211H18ZM143 208H144V210H143ZM2 210V211H1ZM19 212V213H16L17 211ZM147 210V211H146ZM56 211V210H55ZM6 213V216H5V214L4 213ZM138 212V211H137ZM238 212V213H237ZM254 211H251V210H248L247 209V212H246V210L245 209H241V210H237L236 211V215H235V218H234V215L232 216V217H226V218H224L223 219V217L221 218V219H223V221H221L220 223H219V220H221V219H219L218 217L216 218V217H212V218H210L211 216H213V215H204V217L202 216V215H200V219L197 217V222H198V224H197V228L198 229H200V227H201V229L203 230V231H200V230H198L197 229V232H199L200 231V233H197L198 235L196 236V235H194V236H192L193 234L191 233V234H186V233H184V235H185V237H184V235H180V236H178V237H183V238H199V239H208V240H216V233L215 232H213V231H218L219 229H218V226H219V228H221V226H222V230L220 231L221 233H225V229H227V227H228V229L226 230V232H229L228 230H231L230 231V233H227V238L225 237V240H227L226 242H225V246H226V249L227 248H231V250H229V249H227V251H226V254H227V256H231L232 254L230 253V252H232L233 251V249H234V242H233V240H235V239H245L246 237L247 238H249L250 236L253 238H256L257 237V239H262V237L264 236V235H262L263 233V229L264 228H262V227H264V221H263V216H259L260 217V219H259V217L256 215H254V214H252ZM56 213V212H55ZM96 213V214H95ZM103 214V215H101L100 216V214ZM104 213H105V215H104ZM106 213H109V218L107 217L108 216V214H106ZM117 213H119L121 216H122V218L120 217V215L119 214H117ZM3 214H4V217H3ZM12 214V215H11ZM15 214H17V215H15ZM140 214H142L141 216H140V218H142V216H143V222H141L142 220L141 219H139V215ZM245 214V215H244ZM1 215H2V217H1ZM10 215H11V217L13 218H9L10 217ZM55 215V216H54ZM63 215H66V218H65V216H63ZM95 215V216H94ZM111 215V216H110ZM119 215V216H118ZM136 215V216H135ZM20 216V219H21V217H22V222H21V220H19V217ZM60 216V215H59ZM95 217V223L97 224H95L94 223V221H93V219H94V217ZM99 218H98V217ZM106 216V218L107 219H110L112 222H111V224L113 225H111L110 224V220H109V222L107 221V219L106 218H104ZM118 216V217H117ZM126 216V217H125ZM128 216V217H127ZM241 217L243 220H241V219H236V217ZM257 218V220L255 219V217ZM5 217H7L6 219H5ZM24 217V218H23ZM27 217V216H26ZM76 217V218H75ZM79 217V218H78ZM85 217H87V216H85ZM125 219H124V218ZM134 217H135V219H134ZM156 217H157V219H158V221H154L155 219H156ZM165 217H167V218H165ZM10 219V221H9V219ZM28 218H30V217H27L26 219H28ZM33 218V219H32ZM73 218V219H72ZM91 218H93L92 220H91V222H90V220L89 219H91ZM103 218V219H102ZM117 218V219H116ZM119 218V219H118ZM145 218V219H146ZM155 218V219H154ZM211 219V221H210V219ZM230 218H231V220H230ZM249 218V219H248ZM262 218V219H261ZM2 219V220H1ZM15 219V220H14ZM18 221H17V220ZM23 219H24V221H23ZM38 219V220H37ZM65 220L66 219V221H68V223L67 222H65L64 223V220L63 221H61V220ZM68 219H70V221H71V219L72 220H75L76 222H77V220L76 219H78V222H79V224H77V223H75V222H69V220ZM99 219V220H98ZM105 219H106V221H105ZM123 219H124V221H123ZM134 219V220H133ZM156 219V220H157ZM215 219H216V221H218V224H217V222L215 221ZM226 219V220H225ZM235 219V220H234ZM252 219V220H251ZM14 220V221H13ZM34 220V221H33ZM57 220H60L62 223H60V222H58ZM80 220V221H79ZM104 220V221H103ZM140 220V221H139ZM201 220H202V222H201ZM216 222V223H214V221ZM225 220V221H224ZM233 220V222L232 223H230L231 221ZM240 220L241 221H243V222H249V223H246L245 225L243 224V223H241L240 222ZM17 221V222H16ZM25 221L27 222V224L25 223ZM86 222V223H88V225L86 224V226H87V228H86V226L83 224L82 225V223L83 222ZM93 221V222H92ZM99 221V222H98ZM117 221V222H116ZM119 221H120V223H122V225H120V223H119ZM134 221H135V223L136 224H138V225H136L135 223H134ZM138 221L139 222H141V223H138ZM145 221V222H144ZM157 222L158 223V225H157V223H156V225L153 223V222ZM208 221H210V222H208ZM227 221H229L228 222V224H227ZM235 221H238V222H235ZM250 221H251V223H250ZM257 221H259L258 223H257ZM261 221H263V222H261ZM55 222V221H54ZM55 222V223H56ZM81 222V223H80ZM98 222V223H97ZM101 222V223H100ZM104 222H106V223H104ZM204 222V223H203ZM208 222V223H207ZM235 222V223H234ZM253 222H256V224L255 223H253ZM14 223H16V229H18V231L19 230H22L23 229V232H19L18 233V235H17V230L16 231H14L15 229V227H14ZM18 223L20 224L19 226H21L20 228H18L19 226H18ZM23 223V224H22ZM32 223V225H34ZM64 223V224H63ZM89 223L92 225V227H91V225L89 226ZM100 223V225H98ZM110 224V225H108V224ZM115 223H118V224H115ZM144 223H147V224H144ZM151 223L153 224V225H151ZM174 223V222H173ZM199 223H200V225H199ZM213 224V227L217 224V226H215L214 228L216 229V230H214V228L211 226V228H213V231L209 228L210 226H208V225H210V224ZM221 223H223V225L221 224ZM227 225H226V224ZM230 223V224H229ZM261 223H263V225L261 224ZM8 224H9V226H8ZM39 224H38V226H36L37 225V222H36V227H39ZM43 224V223H42ZM45 224V225H46ZM72 224H74V226L75 227H73V225ZM80 224H81V226H80ZM102 224V225H101ZM107 224V225H106ZM124 224V225H123ZM134 224H135V226H134ZM169 224V225H168ZM204 224H205V229L207 228V230H211L212 232H210V231H205L203 228H202V226H204ZM206 224H207V226H206ZM224 224L226 225V228H225V226H224ZM240 227H242V228H246V230L244 231V229H241V228H239V226ZM243 226H242V225ZM249 224L252 226V227H250L249 226ZM259 224V225H258ZM12 225H13V227H12ZM31 225V227L30 228H32V230H30V231H33L34 230V232H35V229H33V226ZM70 225H72V227L70 226ZM76 225H78V227H79V229L76 231V229L78 228ZM100 226L101 227V229L99 230L98 229V227H96V226ZM104 225H106V227H108V229L106 228H103L104 227ZM116 225H118L120 228H118V226H116ZM126 225V226H125ZM140 225H142V226H140ZM157 226H159V231H161V232H156V227ZM167 225V226H166ZM221 225V226H220ZM230 225H231V228H235L236 227V229L238 230V228H239V230H240V232L239 231H235L236 229H234L233 231H232V229L230 228ZM258 227H257V226ZM262 225V226H261ZM8 226V227H7ZM23 226H25V227H23ZM29 226V225H28ZM103 226V227H102ZM123 226H125V227H123ZM129 226V227H128ZM145 226V227H144ZM162 226V227H161ZM170 226V227H169ZM200 226V227H199ZM232 226H235V227H232ZM245 226V227H244ZM36 227H34V228H36ZM52 226H50V228H51ZM57 227V228H58ZM77 227V228H76ZM88 227L90 228V229H92L93 230V228H95L96 227V231H95V229L92 231H90V229H88ZM99 227V228H100ZM115 227H117V228H115ZM135 227H136V229H135ZM138 227H139V229H138ZM140 227L141 228H143L144 229V231H143V229H140ZM151 228V229H153V230H151L150 229V232L148 233V230L149 229H147V228ZM165 227V228H164ZM238 227V228H237ZM255 228V230H254V228ZM9 230H8V229ZM24 228H26L25 230L26 231H24ZM29 228V229H30ZM41 228V226L39 227V229ZM115 229V232H114V229ZM122 228V229H121ZM126 228V229H125ZM209 228V229H208ZM225 228V229H224ZM256 228H258L259 230L261 229V231H259L258 229H256ZM4 229L6 230V231H4ZM14 229V230H13ZM62 229V230H61ZM71 229H73V230H71ZM116 229H119V230H116ZM129 229V230H128ZM138 229V230H137ZM161 229V230H160ZM162 229H165V230H167V231H165V230H162ZM248 229H249V231L251 230V231H253V233L252 232H250V234H249V232H248ZM253 229V230H252ZM13 230V231H12ZM37 230H38V228H37ZM41 230V229H40ZM51 230H53V234H52V231ZM81 230V231H80ZM83 230H86V232L85 231H83ZM97 230H99V232H101L103 235H101ZM101 230H103V231H101ZM105 230H108V231H106L105 232ZM120 230H124L125 232H124V234H122L121 236L119 235V234H121V231ZM134 230V231H133ZM136 230V231H135ZM147 230V231H146ZM154 230H155V232H154ZM13 232V234H11L12 232ZM75 232V233H71V232ZM90 232V233H88V232ZM109 231H111V232H109ZM139 231V233H140V231H141V234H139V233H137L138 234V236H137V234H136V232H138ZM157 231H158V229H157ZM165 231V232H164ZM205 231V232H204ZM260 232V233H262L261 235L262 236H258V235H260V233H255V232ZM38 232H39V234L38 235H40V231L38 230ZM56 232H58V233H56ZM82 232V233H81ZM93 232V233H92ZM96 232V233H95ZM104 232V233H103ZM115 234H114V233ZM120 232V233H119ZM130 232V233H129ZM146 232H147V234H149V235H153V237L152 236H150V237H148V239L147 238H145V237H147L146 236ZM152 232H154V233H156L155 235L157 236H154V234L152 233ZM192 232V231H191ZM209 232H210V234H209ZM219 231H218V233H217V236L218 237H220L219 235H221V233H220ZM231 232H233L234 234H232ZM236 232V233H235ZM237 232H239V233H237ZM242 232V233H241ZM16 233V234H15ZM21 233L23 234L22 236H20L21 235ZM37 233V232H36ZM88 233V234H87ZM110 233V234H109ZM119 233V234H118ZM122 233H123V231H122ZM128 233V234H127ZM158 233V234H157ZM166 233H167V235H166ZM206 233H208V234H206ZM243 234L242 236H239V235H241V234ZM256 235H255V234ZM12 236L11 237V239H10V236ZM28 234H29V232H28ZM52 234V235H51ZM62 234V235H61ZM64 234V235H63ZM75 234V235H74ZM77 234V235H76ZM81 234V235H80ZM86 236H85V235ZM90 234V235H89ZM95 234H98V237L100 236V238H97L96 237V235ZM105 234V235H104ZM106 234H107V236H106ZM229 234H231V237L229 238ZM239 234V235H238ZM246 234V236H244ZM254 236H253V235ZM258 234V235H257ZM9 236V237H6V236ZM31 235V234H30ZM30 235H28L30 238L32 237V236H30ZM32 235H34V233L32 232ZM50 235V236H49ZM59 235H60V237H59ZM79 235V236H78ZM95 236L94 238H93V236ZM109 235V236H108ZM112 235V236H111ZM126 235V236H125ZM127 235H128V237H127ZM143 235H144V238H145V240L142 238L143 237ZM190 235V236H189ZM206 235H208V236H206ZM214 235V236H213ZM223 235H225L226 236V234H222V236ZM233 235V236H232ZM249 235V236H248ZM3 238H2V237ZM14 236V237H13ZM17 236H18V238L19 237H22L23 239H18V240H16L17 239ZM49 236V237H48ZM62 236H64V237H62ZM65 236H68V237H70V238H66ZM76 236H78L79 238H77ZM84 236V238L85 237H88V238H85L84 240H82L81 238ZM90 236H92V238L91 239H89V237ZM102 236V237H101ZM114 236V237H113ZM119 236H120V239H118L119 238ZM196 236V237H195ZM212 236V237H211ZM6 237V238H5ZM28 237V238H29ZM34 238H35V236H33ZM105 237V238H104ZM107 237H110V238H108V241L106 240L107 239ZM137 237V238H136ZM141 237V238H140ZM166 237V238H167ZM224 237V236H223ZM235 239H234V238ZM237 237V238H236ZM250 237V238H251ZM14 238H15V240L16 241H20V245H21V243L23 244V247L22 246H20L19 245V247L18 246H15V245H17L18 244V242H15V240H14ZM36 238H38L37 237V234H36ZM63 240H62V239ZM66 238V239H65ZM104 238V239H103ZM114 239L113 241H110V239ZM165 238V239H166ZM169 238H167V239H169ZM210 238V239H209ZM6 239V241L8 242H4V240ZM57 239V238H56ZM55 239V240H56ZM67 239H69V240H67ZM87 239H88V241L89 240H91L92 241V243H90L89 244V242L87 241ZM96 239H98V240H96ZM102 239V240H101ZM122 239H125V240H129L128 242L127 241H125L124 242V246H123V242H121V240ZM134 239V240H133ZM218 239H221V238H218ZM217 239V240H218ZM264 239V238H263ZM8 240H10V241H13L14 240V242H15V244H14V246H13V244H11L12 242H10V241H8ZM96 240V241H95ZM100 240V243H101V245H102V243H103V245H102V247H100V243L98 242ZM117 240V241H116ZM120 240V241H119ZM148 240V241H147ZM150 240H152V241H150ZM230 240H232V241H230ZM80 241L82 242L81 243V245H80ZM90 241V242H91ZM133 241V242H132ZM144 241H145V246H144ZM86 242V243H85ZM93 242H95V244L93 243ZM106 242V243H105ZM113 243V247L111 246L112 245V243ZM139 242V243H138ZM143 243V244H141V243ZM147 242L149 243V244H147ZM152 242V243H151ZM230 242V243H229ZM233 242V243H232ZM2 243L4 244V245H7V247H9L8 249H7V247L5 246L4 247V245L2 246ZM17 243V244H16ZM84 243V244H83ZM109 243H111V244H109ZM94 244V248L91 246V245H93ZM135 244V245H134ZM205 246H213V245H215L216 246V244H213L212 242L210 243V242H204L203 243ZM210 244V245H209ZM213 244V245H212ZM12 245V246H11ZM53 245V244H52ZM87 245V246H86ZM137 245V246H136ZM139 245V246H138ZM2 246V247H1ZM90 246V247H89ZM96 246V247H95ZM99 246V247H98ZM104 246H105V248H104ZM153 246V247H152ZM229 246V247H228ZM58 247H60V248H58ZM84 247V248H83ZM87 247H88V250H86L87 249ZM145 248V249H143V252L145 251V253L144 254H142L143 252H142V250L140 249V248ZM111 248H112V250H111ZM152 248V249H151ZM23 251H22V250ZM26 249V250H25ZM61 249V250H60ZM114 249V250H113ZM10 250V249H9ZM83 250V251H82ZM138 250V251H137ZM152 250V252H150ZM5 253H4V252ZM11 251V250H10ZM22 251V253H21V255H20V253L19 252H21ZM52 251H53V253H52ZM64 251H66V252H64ZM91 251H93V252H91ZM141 253H140V252ZM230 251V252H229ZM235 251V250H234ZM9 252V251H8ZM35 252V253H34ZM46 252V253H45ZM64 252V253H63ZM87 252V253H86ZM148 252H150V253H148ZM4 253V254H3ZM10 253V252H9ZM19 253V254H18ZM72 253V254H71ZM81 253V254H80ZM135 253V254H134ZM137 253V254H136ZM230 255H229V254ZM13 254V255H14ZM40 254V253H39ZM130 254V255H129ZM239 254V253H238ZM8 255V254H7ZM9 255H12V254H9Z\"/></svg>",
	"mask_w": 264,
	"mask_h": 264
},
{
	"label": "rangeland",
	"instance_id": "2",
	"mask_svg": "<svg viewBox=\"0 0 264 264\" xmlns=\"http://www.w3.org/2000/svg\"><path fill=\"white\" fill-rule=\"evenodd\" d=\"M112 2H113V0H0V76H1L0 77V85L2 84L0 86V89L2 90V91L0 90V104H1L0 105V112L12 113V110L10 111L9 109L13 108V105L18 102V94L9 93V91L11 90L10 87L14 86L13 85V79H9L8 80L7 77L8 76L15 77L16 78L15 81H17V76L20 73L22 74V77L23 76L26 77L27 75H29V73H31V77L28 78V80L30 79L31 82L26 80L27 77H26V79L24 78L26 80V82H27V83H25L27 91H29L31 87H33L34 85H36L38 83H42L45 86L48 85V87L65 86V87H72V88H77V89L81 88V89H85V90L96 89L97 86H98V75H99V63H98V59H97L98 58V52H97L98 51V49H97L98 48V42H97V39H96V34H97L96 28H97V23L103 21L104 14H107V12L109 10H111L110 6L112 7V5H113ZM104 4H106V5H104ZM107 4H109V5L107 6ZM99 5H100V7H99ZM105 6H107V7H105ZM104 7L106 8V10H105ZM100 10H101V12H100L101 15L99 14ZM85 17H87L88 19L85 18ZM78 19H80V20H78ZM88 20L90 21L89 23L87 22ZM78 21H80V22H78ZM82 25H83V27H82ZM79 26H80V29H79ZM73 31L76 32L77 35H79V36L76 35V37H77L76 40H74L75 39L74 38L75 35L73 37V34H74ZM69 32L70 33L73 32V34L69 35ZM64 33H67V35L66 34L63 35ZM239 33H240V31H239ZM236 34H237V32H236ZM68 35L70 37L72 35V40L71 41L68 40V38H67ZM58 37H59V39H58ZM61 37H63L62 39L65 38V40L68 41L69 44H70V42H72L71 45H69L68 42L64 43L65 41L64 40L62 41ZM70 37H69V39H70ZM27 48H29V49H27ZM15 52H17V53H15ZM18 62H20V63H18ZM113 64L114 63L111 62L112 66H113ZM227 65H229V64H227ZM240 65H242V64H240ZM253 65L250 64V66H253ZM30 67H32V68H30ZM30 69H31V71H30ZM236 69H234V70H236ZM32 70H33V73L34 72L36 73V74H34V77L32 75L33 74ZM87 70H88V72H87ZM24 71H28V74H27V72L24 73ZM45 71H47V72H45ZM244 73H246V72H244ZM248 73H251V75L252 74L253 75H258V74L262 75L263 74V73H257V71L254 72V70L252 68L249 70ZM233 74L237 75L239 73L237 71H233ZM239 75H242V73L239 74ZM5 76H6V78H4ZM232 76H235V75H232ZM246 76H240L239 79L240 78L241 79L240 80L237 79V80L239 82H241L242 79L244 80V78H247L246 81L245 80H244V82L242 81L243 83L241 82L240 85H244L245 86V84L249 80L248 84H249V87H250V79H251V77H250V75H249V78H248V76L247 77ZM252 77H254V76H252ZM31 78H33V79H31ZM257 78H258L257 80H259V77H257ZM254 79L253 80L251 79V81L253 83V86H254V84L256 85V83H259V86L262 85L263 81L261 80V77H260L261 84H260V81L258 82L256 80V77H254ZM262 79L264 80V78H262ZM9 81L11 82L12 85H10ZM33 81H34V83H33ZM228 81L230 83L231 82V78ZM234 81H236V80H234ZM238 81H236V82H238ZM254 81H257V82L254 83ZM28 83H31V84H28ZM8 84H9V86L7 87ZM16 86H17V84H16ZM263 86H264V83L261 86V88H263ZM256 87H258V85ZM33 113H34V111H33ZM30 114H31V118H33L34 114H32V110H30ZM1 117L2 116L0 114V118ZM0 133H2V132L0 131ZM0 136H1L0 137V151L2 152V153L0 152L1 153L0 154V161H1V159L4 156L7 157L11 153V152H9L11 150L8 147V144H7L6 140H5V137L2 136V134H0ZM4 140H5V142H4ZM183 146H181V148ZM178 147H180V146L178 145ZM74 149H75L74 150L75 154H76L77 150H79V149H81V150H79L77 152V154H79V157L76 154L75 158H74V160H72V162L75 161V160L77 161V159L78 160L82 159V160L81 161L79 160L80 164H78L76 161L75 162L77 164L75 162L73 164L71 162V160H69V162H68L69 169H67V170L69 171L70 168L73 165H75L77 169L75 168V166L73 167V169H71L73 171L74 168H75V172L74 171L72 172L70 170V172L68 174V172L65 171L66 170L65 167L67 166L66 160L47 159L46 160L47 163L45 161L44 162L45 164L43 163L41 165L42 167H40V165L38 166L39 169L37 168V166L36 167L33 166L31 164L30 160H26L24 173L19 175L18 170L16 169L15 174L13 175V179L9 180L8 182L1 180L3 178L0 179V186H16V185L19 186V178H20V186H24L25 185L27 187L28 186L32 187V189H31L32 191L28 190V189L26 190V199L28 198V200L26 201L27 206H28V203H29V206L28 207L26 206V211H28L30 213V214H28V212H27V217H32V216L33 217H38V216L42 217L43 215L44 216L46 215L45 211L47 212V215H49L51 213L49 211L50 210L52 211L53 208L51 206H47V205H49L48 202L44 201V200H41V199H49L50 198V191L49 190H47V191H41V190H36L35 191L34 190L35 193H37L35 195V193L33 191L34 186L35 185L36 186H45V184H46V186H56V185L57 186H61V185L62 186H70L71 185L74 188H76V186H81L82 176H81L80 172L82 170V167L86 163V159L81 157L82 148H81L80 144L75 143ZM3 151H4V153L6 155L3 153ZM178 160L179 159H177V162H178ZM193 160H194V162H192ZM175 161H176V159H175ZM181 161H183L184 164H186V167L188 165V167L185 170L184 169L185 165L184 166L182 165L180 168H181V170L184 169V171L183 170H182L183 172L182 171L181 172L178 171L177 172L178 173L177 177H176V174H177L176 172L172 173L173 169L169 170L171 172L169 174H167V175H164V176L163 175L154 174L153 175L154 178L151 176L153 179L150 178V176L147 178V174L145 175V173L143 174L142 172H140L142 170H138V172H140V173H137V175H135V172H134L132 175L129 176V179L126 181L125 184L121 181L119 176H116L117 180L116 179L115 180L111 179V182L107 185V186H128L127 191L124 192L125 193L124 199L126 201L123 203L124 206L122 207V212H121L122 215H124V214L125 215H132V214L141 213L140 210L142 208L141 207L139 208L138 205L141 202H144L145 199H148L149 195L151 193H157L158 192L161 195V194H163V192L165 193L167 191H169V196L161 198L162 200L160 199V201H154V206L152 207V209L149 208V210H150L149 213H151V214L156 213V215L158 214V216H163L165 214L166 216L170 217L171 221H173L174 219L176 221H178V220L186 221L188 219V217L191 218L195 214V216L193 217L194 219L193 218L189 219V223L188 224L182 223L184 226H185V224L187 225L185 227L183 225H181V222L179 223L180 226H178L179 225L178 222L170 224V226H171L170 228L172 229V230L170 229L171 232L174 233V232L179 231V230H177L178 228L181 230V231H179V233H177V234L175 233L176 236H177V239H176L175 234H173V233H172V235L175 236V237L171 236V238H169L168 240H166L165 238H164V240L162 238H156V239L153 240V242L154 241L155 242H154V253L152 255L151 254L138 255V256H134V257L136 259H138V261H143L144 263H147V264H166V263L167 264H206V263H208V264H210V263L211 264H215V263L216 264H219V263L223 264L226 261L228 262V263L226 262V264H229V263L232 264L231 259L236 258V256H238V255L241 258V256L243 255L241 259L247 261L244 264H247V263L248 264H257V263H253L254 262L253 260L254 259L256 260V257L258 258V256L260 255L259 252L261 253L264 250V246H262V247L259 246L261 242H263V244L261 243V245H264V240L262 241V239L253 238L254 239L253 240L252 238H250L249 240H250L251 243L249 242L248 238H247V241H246V238L245 239H240V240L239 239L233 240V242H234V249L233 250L240 251L242 254L239 252V254L236 255L237 253H233L232 254V252H231L232 255L231 256H227L226 250H225L226 249V246H225L226 244L225 243L223 244V242L227 241L225 239H218V240H215V239L213 240L212 239L210 241L208 239L207 240L206 239H199L197 237H196V239L195 238H189V239L186 238L185 239L183 237H181V238L178 237L179 235H183L185 232H186V234H191V232H188V231H192V229L194 230V232L192 231L193 232L192 234L195 233V230L198 229L197 226H196L197 225V222H196L197 218L196 217L199 218L200 217L199 214H202L203 216L205 215V213L208 214V215H210V214L213 215L214 214L213 217L217 216L218 218H220V217H223L222 215H224V217H227V216L229 217V215L232 216V214L236 215L235 213H236L237 210H241V209L247 210L248 209V210H251V211H255L253 214L258 212L257 213L258 215L260 213V216L261 215L264 216V211H263L264 207H259V208H257V207H249V208L243 207V208H241V207H239V208H237V207L218 206L216 209H213V208H215V207H213L211 210H210V208H207L208 209V212H207L206 208L200 207L201 209L198 210V206L194 207V208H192L190 206L193 209V211H190L192 209L188 210L187 208H190V207L185 206L182 202L178 201L176 196L173 194V191L176 188V186H178V182L177 181L180 178L185 177L186 175H188V173L193 170L195 165L197 166V163H196V160L192 159V158H189V159L182 158L179 162H181ZM189 162L191 164H188ZM178 163H176V165ZM60 164L61 165L65 164L66 166L64 165V167L63 166L61 167ZM70 164H72V166ZM181 164H183V163H181ZM181 164H178V165H181ZM77 165H79V166H77ZM178 165L176 166L177 168H178ZM50 166L52 167L53 170L51 169ZM53 167H55V169H57V170H55ZM35 168L38 169V170H35ZM63 168H65V169H63ZM46 170L47 171L49 170L51 172L48 171V173H47ZM60 170H61V173H64L65 175L64 174H63V176H62V174L59 175L60 174ZM54 171H55V173H54ZM56 171H58L57 172L58 174L56 173ZM32 174H34V175H32ZM37 174H39V175H37ZM66 174H68L69 176L66 175ZM74 175H75V177H74ZM140 175H145L146 177L145 176H140ZM60 176L64 177L65 179L60 177ZM160 176L162 177V179L159 178ZM253 176L255 177V179L257 178L256 175H253ZM32 177H33V179H32ZM41 177H43V178H41ZM72 177H73V179H72ZM142 177H144V178H142ZM156 177L158 178V181L156 180ZM247 177L249 179H252V174L247 176ZM247 177L245 176L244 178H246L248 180ZM57 178H59V179H57ZM60 178L62 179V181H61ZM139 178L140 179L142 178V179L140 180ZM145 178H147V180L151 179V180H154V181L152 182V184H149L147 182H150V181L149 180L146 181ZM244 178H243V180H245ZM30 179H31V182H30ZM36 179H37V181H36ZM48 179H49V182H48ZM50 179H51V181H50ZM53 179H54V181H53ZM159 179H161V181ZM164 179L166 180L165 183L162 182ZM255 179H253L252 181L254 182ZM32 180H33V182H32ZM247 180H245V181H247ZM135 181H137V182H135ZM138 181L140 183H138ZM142 181L145 184H147V185L141 186L142 185L141 183H143ZM245 181H242L241 183H244ZM252 181H250V185L253 183ZM57 182H58V184L60 182L61 185H58ZM134 182L136 183L137 186L135 185ZM163 183H164V185H163ZM245 183H247V182H245ZM171 185H172V187H171ZM146 186L154 187L155 189L151 192L149 190H146ZM162 186H164L163 190L157 189V188H162ZM251 186H253V184ZM44 192H45V194H44ZM30 193L33 194V196L31 194L32 197L30 196ZM63 193L65 194V192H63ZM216 193L218 195L217 198H220L219 196H221V195H222L221 197H226L225 196L226 192L224 194V191H223V193L221 191V195H220V194H218V191L216 192L215 190H213L211 195L216 197ZM66 194H68V199L70 200L68 204H70V203L73 204L72 206L70 205L71 208L69 206H67V207H58V208L55 207L53 210H57V209L62 210V208L63 209L65 208L64 210H67V211L63 210V213L61 212L60 216H61V214H64L65 212L68 214L70 209H71L70 214L72 213L74 216H77V214H78L77 212H79V213L81 212L80 214H82V213L84 214V212H82V210H83V208L84 209H86V208L83 207L82 203L80 202L81 198H80V196L78 194V191L74 190L72 192V191L69 190V191H66ZM45 196H47V197H45ZM234 197H236V195ZM239 197H242V195L241 196L239 195ZM36 198H38V199H36ZM165 199H167V201H166V203L168 202L167 205L165 203ZM73 200L74 201L76 200V202H78V201L79 202L75 203ZM171 200H173L177 204L175 205L174 202H173L172 203L173 206H172V204L170 206L169 201H171ZM41 201L43 203H40ZM45 203H47V204H45ZM164 203H165V205H163ZM180 203H182L181 205H183V206H181ZM38 204H39L40 207L38 209H36ZM168 204L170 206L169 209H168ZM42 205H43V207H42V210H41L40 208H41ZM179 205L181 207H184V206L185 207L184 208H179ZM176 206H178V207H176ZM45 207H47V209ZM49 207H51V208H49ZM80 207L82 209H80ZM164 207H167V209H168L167 213L164 212L166 210V208H164ZM173 207L175 208V210L173 209ZM30 208H32V209H30ZM33 208H34V210H33ZM66 208H69V211ZM75 208H76L77 212L74 210ZM171 208H172V210H171ZM226 208H227V210H226ZM44 209H46V210H44ZM72 209L74 210V213H73ZM154 209H156V210H154ZM178 209L180 211L182 210V212H179ZM186 209H187V211H186ZM86 210H85V214L87 213ZM196 210H198L200 212H197ZM201 210H203V212ZM32 211H34V212H32ZM35 211L36 212L38 211V214H36ZM135 211H138V212H135ZM174 211L177 212V214L175 212V216H174ZM212 211H213V213H210ZM160 212H161V214H160ZM187 212L189 214H187ZM191 212L194 213V214L191 215L192 214ZM195 212H197V213H195ZM214 212L215 213L217 212V213L215 214ZM227 212L229 213L228 215H227ZM39 213H40V215H39ZM56 213L59 214L58 210H57ZM168 213H170V215H168ZM178 213L180 214V216L178 215ZM41 214H43V215L41 216ZM80 214H78V215L79 216L83 215V214L82 215H80ZM220 214H222V215H220ZM36 215H38V216H36ZM190 215H191V217H190ZM181 216H184V218L181 219ZM190 220H192V221H190ZM172 224H174V225L172 226ZM189 224L191 226H193V227L191 228V226ZM44 225L45 224L41 225L42 229L40 230V232L42 230H44L45 232L44 231H42V232H44V234H45L46 232L49 231V229H48V227L46 228V225L45 226ZM43 226H44V228L47 229V231L45 229H43ZM177 226H178V228L175 229V227H177ZM194 228H196V229H194ZM64 229L65 228H63V230ZM173 229H174V231H173ZM183 230H185V232ZM171 232H170V234H171ZM196 233H197V231H196ZM195 235H197V234H195ZM40 236L43 237L41 235V233H40ZM32 238L31 239L28 238L26 240V244H27L26 245V249L28 248L29 249V250L27 249L28 251H50L52 249H55L54 246L56 247V244H58L57 243L58 240L57 241L55 240L56 244L54 245V242H52L54 240H50L49 238L47 239L48 241L46 243V242H44V241H46V239L43 237L41 239L44 240V241L42 240L44 243L42 241H40L41 244L43 245V247L41 246L42 247V249H41L40 247L37 248L38 246H36V245H38V244L35 243L36 241H38L40 239L37 238V240H35L36 238L35 239L33 238L34 241H35L34 243L36 244V245H34ZM158 239H159V241H158ZM221 240H222V242H221ZM237 240H239V241H237ZM243 240L245 241V243H247V242L250 243L249 244L250 246L248 245V243L246 244L247 246L245 245V243L243 244V242H244ZM258 240H259V245H258ZM30 241H31L32 244L30 243V245H29ZM122 241H123V246H124V242L125 241L128 242L129 240L122 239L121 242ZM194 241H195V243H194ZM209 241L212 242L213 244L217 243V245L216 246L213 245L211 247V246H205L203 244L204 242H209ZM253 241L257 242V243H254L255 245L257 244L256 247H254L255 245L253 244ZM50 242L53 243V245H54L53 247L50 246V245L48 246V244ZM173 243H175V244H173ZM236 243H238V244H236ZM158 244H161V245H158ZM44 245H45V247H44ZM169 245H170V247H167ZM28 246H30V247H28ZM31 246H35V247H31ZM111 246L113 247V244ZM172 246H176V247L172 248ZM217 247H218V250H219L218 253L216 252L217 251L216 250ZM243 247H244V249H243ZM49 248H52V249H49ZM245 248H248V249L245 250ZM259 248L260 249L263 248V250L260 251ZM223 249H224V251H223ZM56 250H57V248H56ZM111 250H112V248H111ZM229 250H231V248ZM221 251L223 252L222 254H220ZM235 251H233V252H235ZM247 251L249 253H247ZM160 254H161V256H160ZM27 255H28L27 256L28 259H30L31 257H32V259H35V260H33L35 264H44V261H46L47 264H59V263L60 264H66V262H67V264H69L71 262L73 264H76V263H82L83 261L92 262L95 259H97V257L100 260H102L103 262H108V261L112 262V260H113V255L112 254H111L112 256L109 255V254H106V255L102 254V256L100 255L101 257L100 256H93V258H92V256H88V255H66L65 256V254H55L57 257H55L54 254H45L44 255V253H41V254H38V255L37 254H34V255L33 254H27ZM263 255H264V253H263ZM9 256L10 255H8V257ZM17 256L16 255L15 256L11 255L10 258L13 261L14 260L15 261L12 262L10 260L11 261V263H10V261H8L9 258L5 259L7 256L5 257L3 255L2 256L0 255V264H2V263L4 264L5 263L4 261H6V260H7V262L5 264H9V263L10 264H12V263L17 264L18 263L17 261L21 262V260H22V259L19 260V258ZM25 256H24V258L23 257L22 258L25 259ZM211 256L212 257L214 256L213 257L214 260L211 258ZM13 257L14 258L17 257V258L13 259ZM70 257H72V259ZM204 257H205V259H204ZM228 257H229V259L231 258L230 262L228 260ZM68 258H69V260H68ZM28 259H26L27 262L31 263L32 259H31V261H28ZM223 259L226 260V261L223 262L222 261ZM206 260H207V262H206ZM211 260H213V261L211 262ZM220 260H221V262H220ZM33 261H32V263H33ZM15 262H17V263H15ZM46 262H45V264H46ZM260 263L262 264L263 262H260ZM21 264H22V262H21ZM24 264H28V263H26V261H25ZM233 264H237V263L235 262Z\"/></svg>",
	"mask_w": 264,
	"mask_h": 264
},
{
	"label": "bare ground",
	"instance_id": "3",
	"mask_svg": "<svg viewBox=\"0 0 264 264\" xmlns=\"http://www.w3.org/2000/svg\"><path fill=\"white\" fill-rule=\"evenodd\" d=\"M124 1H126V0H124ZM178 1H179V0H178ZM185 1H187V0H185ZM189 1H190V0H189ZM200 1H201V0H200ZM204 1H205V0H204ZM208 1H209V0H208ZM180 2H181V1H180ZM190 2H191V1H190ZM194 2H195V1H194ZM106 3H107V2H106ZM192 3H193V1H192ZM197 3H198V2H196L195 5H197ZM201 3H202V1L200 2V5H201ZM202 4L205 5V3H202ZM256 4H258V3H256ZM261 4H262V3H261ZM104 5H106V4H104ZM108 5H109V4H107V6H108ZM185 5H186V3H185ZM187 5L190 6L191 4L188 3ZM193 5H194V4H193ZM193 5H192V7H193ZM207 5H208V4H207ZM211 5H213V4H211ZM254 5H255V4H254ZM259 5H260V4H259ZM107 6H105V7H107ZM178 6H179V5H178ZM198 6H199V4H198ZM214 6H215V5H214ZM214 6H213V8H214ZM216 6H217V5H216ZM261 6H262V5H261ZM105 7H104V8H105ZM192 7L190 6L189 8L191 9ZM194 7L197 8V6H194ZM208 7H210V6H208ZM218 7H219V6H218ZM253 7H254V6H253ZM253 7H252V8H253ZM262 7H263V6H262ZM262 7H261V8H262ZM110 8H111V6H110ZM171 8H172V7H171ZM177 8H179V7H177ZM180 8H181V7H180ZM180 8H179V9H180ZM185 8H186V6H185ZM196 8H194V9L196 10ZM211 8H212V6H211ZM211 8H210V10H209V9H208V10L210 11V13H213V11H215L216 8H214V9H211ZM255 8H256V7H255ZM186 9H188V6H187ZM192 9H193V8H192ZM105 10H106V8H105ZM252 10H254V9H252ZM263 10H264V9H263ZM107 11H108V10H107ZM178 11H179V13H176V12H178ZM178 11H176L175 14H180L181 11H182V8H181L180 10H178ZM199 11H200V10H199ZM216 11H217V10H216ZM261 11H262V10H261ZM184 12H185L184 14L182 13L183 16H184L185 14H188V13H186V12H189V16H190V14H192L191 12H193V10H191V11H190V10H189V11H188V10H187V11L184 10ZM194 12L196 13V11H194ZM258 12H259V11H257V13H258ZM195 13H193V14H195ZM198 13L201 14L202 12H198ZM164 14H165V13H164ZM169 14H170V13H169ZM169 14H168V15H169ZM175 14H174V15H175ZM258 14H259V13H258ZM174 15H173V16H174ZM196 15H197V14H196ZM165 16H166V15H165ZM176 16H177V15H176ZM206 16H209V15H206ZM184 17H187V16H184ZM199 17H201V15H200V16H197V20H198ZM85 18H87V17H85ZM176 18H177V17H176ZM180 18H181V17H180ZM207 18H208V17H206L205 19H207ZM87 19H88V18H87ZM87 19H86V20H87ZM160 19H162V18L160 17ZM165 19H166V18H165ZM167 19H168V16H167ZM171 19H173V17H172ZM174 19H175V18H174ZM183 19H185V18H183ZM187 19H189V18H187ZM78 20H80V19H78ZM81 20H82V19H81ZM162 20H163V19H162ZM168 20H169V19H168ZM168 20H167V21L163 20V21H165L166 24L169 25V24H168V23H169ZM178 20H179V19H178ZM195 20H196V19H195ZM202 20L204 21V19H202ZM169 21H170V20H169ZM179 21H180V20H179ZM185 21H186V20H183L184 23H185ZM191 21H193V20H191ZM198 21H199V20H198ZM78 22H80V21H78ZM83 22H84V21H83ZM87 22L89 23L90 21L88 20ZM87 22H86V23H87ZM180 22H181V21H180ZM188 22H189V20H188ZM188 22H187V23H188ZM204 22H205V21H204ZM204 22H203V23H204ZM86 23H85V24H86ZM171 23H172V22H171ZM184 23H183V24H184ZM194 23H195V22H194ZM101 24H102V23H101ZM101 24H100V25H101ZM157 24H158V23H155V24L152 25V26H155V25L157 26ZM160 24L162 25L163 22H160V23L158 24V27H160ZM166 24H165V26H167ZM173 24H174V21H173ZM176 24H177V23H176ZM181 24H182V23H181ZM181 24H180V26H181ZM188 24H190V23H188ZM192 24H193V23H192ZM200 24H201V23H200ZM76 25H77V24H76ZM79 25H80V24H79ZM87 25H88V24H87ZM87 25H86V26H87ZM163 25H164V24H163ZM203 25H204V24H203ZM224 25H226V24H224ZM255 25H256V24H255ZM80 26H81V25H80ZM80 26H79V29H80ZM152 26H151V24L149 25V27H150L151 29H152ZM156 26H155V29H154V30H156V32H154L155 34H153V32H150V34H152L153 36L155 35L154 37H156V35L158 34V35H157V38H161V39H163V38H166V37L168 36V37L166 38V40H167V39H169L171 36H175V37H176V35H177L178 33H181V32H175V34H176V35H175L174 32H171V31L168 32V31H167V32L169 33V35H170V33H172V35L169 37V35L166 34L167 32L165 33V31H164V32H163L164 35H163V34L161 35V32H160V31H163V30H162V29H159V28L156 27ZM165 26H164V27L161 26V27H163V29H164ZM169 26H170L171 29L173 28L172 30L175 29V27H172L171 24H170ZM174 26H175V24H174ZM185 26H186V25H185ZM190 26H191V25H190ZM258 26H259V25H258ZM69 27H70V26H69ZM71 27H72V26H71ZM82 27H83V25H82ZM146 27H147V25H146ZM167 27H168V26H167ZM167 27H166L164 30H168L169 27H168V28H167ZM183 27H184V25H183ZM186 27H187V26H186ZM186 27H185V28H186ZM252 27H253V28H252L251 30H254V27H255V29H256L257 26H252ZM75 28H76V27H75ZM86 28H87V27H86ZM123 28H124V27H123ZM177 28L179 29V27H177ZM181 28H182V26H181ZM181 28H180V29H181ZM185 28H184V29H185ZM189 28H190V27H189ZM189 28H188V29H189ZM194 28H195V27H194ZM198 28H199V27H198ZM72 29H73V28H72ZM135 29H136V28H135ZM147 29H148V28H147ZM147 29H146V30H147ZM151 29H150V31H151ZM157 29L160 30V31H159L160 34H159V32L157 33V31H158ZM171 29H169V30H171ZM188 29H187V31H188ZM257 29H258V30H257ZM257 29H256V32L253 31V32H255V33L252 32L253 38H257V36L259 37V34H261V33L258 32V31L260 30V28L257 27ZM263 29H264V28H263ZM83 30H84V29H83ZM143 30H144V29H143ZM154 30H153V31H154ZM176 30H177V29H176ZM192 30H193V29H192ZM244 30L246 31V29H244ZM244 30H242V31L244 32ZM248 30H249V29H248ZM147 31H148V30H147ZM177 31H179V30H177ZM181 31L184 32L182 29H181ZM242 31H241V34H240L239 31L236 30L237 34H240L242 37H241L240 35L236 36L237 34H236V32H235L236 35L232 34L233 36L230 35V37H229L228 39H227V37L225 36L226 34H225L224 37H223V33H222V37H219V38H225V37H226V40H225V42H223L224 40L221 39V42H223L225 45H224V44H221L220 41H218V42L220 43V44H219L220 47H218L219 50H220V49H224V48H221V45H223V47L226 46L227 50L230 49L229 47H227V46H228L227 44H228L229 41H230V43H231V40H233V41H232L233 45H234L235 42L237 43V44L235 43V47H237V48H238V46H236V45H242V44L245 43V42L247 43V40H248V45H246V43H245V44H243L241 47L239 46V47H240V49L238 48L239 50H237V49L234 47V52L236 53L235 55H237V56H238L241 52L244 53L243 50L246 49V50H245V55H244L243 53H241L244 57H243L242 55H239V56H238V59H239V57H240V59H242V57L245 58L246 53H249V54H247V56H249V55L251 54V52L254 53V51H255V53H256V51H257L256 49H257L258 47H260V49L262 48L261 46L264 45V41H262V42H263V43H261L262 45H260V43H259V44L257 43V41H260V42H261V40L263 39L262 37H260V38H262V39L257 38V40H256V39H253V40H252V39L250 38V37H252L251 34H250L251 36L249 37V33H247V35H246V33H243L244 36H246V37H243V35H242ZM73 32H74V31H73ZM73 32H72V33L69 32V35H70V34H73ZM197 32H198V31H197ZM246 32H248V31H246ZM257 32H258L259 34H257ZM39 33H40V32H39ZM189 33H190V32H189ZM195 33H196V32H195ZM250 33H251V31H250ZM65 34L67 35V33H64L63 35H65ZM147 34H148V32H147ZM173 34H174V35H173ZM215 34H216V32H215ZM254 34H255V37H254ZM256 34H257V35H256ZM60 35H61V34H60ZM69 35H68V37H67V36H66V37L68 38V40L71 41V40H72V35H71V37H70ZM74 35H75V37H74ZM76 35H77L76 32H74V34H73V37L75 38L74 40L77 39ZM131 35H132V34H131ZM152 35H151V37H152ZM165 35H166V36H165ZM184 35H185V37H186V34H184ZM184 35L182 34V36H184ZM261 35H262V34H261ZM77 36H79V35H77ZM159 36H160V37H159ZM161 36H162V37L164 36V37L162 38ZM178 36H179V35H178ZM178 36H177V37H178ZM182 36H179L178 38H180V37H182ZM187 36H188V35H187ZM219 36H221V34H220ZM227 36H229V33H228ZM231 36H232V37H231ZM235 36H236V38H239V37L242 38V40L245 41V42L241 41V39L233 38V37H235ZM59 37H60V36H59ZM59 37H58V39H59ZM69 37H70V39H69ZM137 37H138V36H137ZM154 37H152V38H154ZM177 37H176V38L173 37L174 39L171 38V39H169V40H167V41L165 40V41L163 42V43H164L163 45H165V48L168 47L166 44H169V43H171L172 41H173V44H174L175 42H176V43H177V42L179 43L180 39H179V40H175V39H178ZM216 37H218V36H216ZM216 37H214V38H216ZM263 37H264V36H263ZM62 38H63V37H61V40H62V41L64 40V41H65L64 43H67V42H68V41L65 40V38H64V39H62ZM129 38H130V37H129ZM143 38H144V37H143ZM182 38H183V37H182ZM182 38H181V39H182ZM230 38H231V39H230ZM232 38H233V39H232ZM243 38H244V39L247 38V39L244 40ZM172 39H173V40H172ZM217 39H218V38H217ZM229 39H230V40H229ZM249 39H250L251 41H253L255 44L252 45L253 42L250 44L249 42H251V41H250ZM258 39H259V40H258ZM30 40H31V39H30ZM170 40H171V41H170ZM192 40H193V39H192ZM211 40H212L211 43H214L215 45L217 44V43H215V39L213 40V38H212ZM227 40H229V41H227ZM236 40H237V41H236ZM58 41H59V40H58ZM121 41H122V40H121ZM121 41H120V42H121ZM168 41H169V42H168ZM213 41H214V42H213ZM238 41H239L240 43H241V42H243V43L240 44V43H238ZM145 42H146V41H145ZM165 42H166V43H165ZM167 42H168V43H167ZM203 42H204V41H203ZM209 42H210V41H209ZM71 43H72V42H70V44H69V42H68L69 45H71ZM110 43H111V42H110ZM135 43H136V42H135ZM176 43H175V44H176ZM226 43H227V44H226ZM230 43H229V46H230ZM256 43H257L258 46L256 45ZM37 44H38V43H37ZM43 44H44V43H43ZM147 44H148V43H146V45H147ZM171 44H172V43H171ZM18 45H19V44H18ZM27 45H28V44H27ZM30 45H31V44H30ZM30 45H29V46H30ZM112 45H113V44H112ZM129 45H130V44H129ZM135 45H136V44H135ZM207 45L210 46V47H208L209 49L207 48L206 45L203 46V50H201L202 48L199 49V50L203 51V52L200 51L201 54H200L199 51L197 50L198 53H199V54H198L199 57L197 56L196 58H198V60H199V58H200V55H202L203 53H205V55H206L205 59H206V58H207V59L209 58V60H207V61H203V64H201L202 60H199L200 63H198L199 61H197L198 64H196V65H197L196 67H198V66L201 64V67L199 66L200 69L195 67V68H196L195 70H197V73L202 72L201 70H202L203 66L205 67V66L207 65L206 62H208V65H207L208 67H209V63H210V62H211L212 64L214 63V62H212L213 59L210 61V58H212V57H210V56L214 55L213 53H211L212 51L210 52V53L212 54V55H210V56L208 55L209 52H208V53L205 52L206 49H207V50H210V49L212 50L211 46H214V45H211V44H207ZM217 45H218V44H217ZM219 45H218V46H219ZM245 45H246V46H245ZM255 45H256V46H255ZM43 46H44V45H43ZM99 46H101V45H99ZM102 46H103V45H102ZM117 46H118V45H117ZM121 46H122V45H121ZM121 46H120V47H121ZM125 46H126V45H125ZM130 46H131V45H130ZM170 46H171V45H170ZM184 46H185V45H184ZM243 46H244V49H242ZM247 46H248V47H247ZM251 46H253V48H251L250 50H248L249 47H251ZM72 47H73V46H72ZM108 47H109V46H108ZM245 47H246V48H245ZM254 47H255V50H254ZM109 48H110V47H109ZM115 48L117 49V47H115ZM122 48H123V47H122ZM122 48H121V49H122ZM125 48H126V47H125ZM155 48H156V47H154V49H155ZM160 48H161V49H165V48H163V47H161V46H160ZM168 48H169V47H168ZM204 48H206V49H204ZM213 48H214V47H213ZM216 48H217V46H216ZM216 48H215L213 51L217 52V51H218V50H217L218 48H217V49H216ZM226 48L224 49V51L226 50ZM27 49H29V48H27ZM34 49H35V48H34ZM87 49H88V48H87ZM97 49H98V48H97ZM111 49H112V48H111ZM123 49H124V48H123ZM235 49H236V50H235ZM252 49H253V50H252ZM262 49H263V48H262ZM78 50H79V49H78ZM142 50H143V49H142ZM142 50H141V51H142ZM170 50H171V49H170ZM170 50H169V51H170ZM240 50H242V51L240 52ZM247 50H248V52H247ZM251 50H252V51H251ZM116 51H117V50H116ZM122 51H123V50H122ZM149 51L151 52L152 50L150 49ZM149 51H148V52H149ZM156 51H157V50L155 49V52H152V53H154L153 55H155ZM224 51H223V53H224ZM236 51H237V52H236ZM238 51H239V53H238ZM250 51H251V52H250ZM262 51H263V50H262ZM94 52H95V51H94ZM97 52H98V51H97ZM100 52H102V51H100ZM103 52H104V51H103ZM109 52H110V49H109ZM112 52H113V51H112ZM114 52H115V51H114ZM142 52H143V51H142ZM159 52H160V51H157L158 54H159ZM221 52H222V50H221ZM221 52L219 51L218 53H221ZM228 52H229V51H227L226 54H225V53L222 54V56H223V55H227V56H228V59L231 60V58H229V55H228L229 53H228ZM258 52L260 53L259 48H258ZM15 53H17V52H15ZM122 53H123V52H122ZM206 53H207V54H206ZM237 53H238V54H237ZM253 53H252V55H253V57H254L255 55H254ZM259 53H256V55L259 54ZM261 53H262V52H261ZM41 54H42V53H41ZM94 54H95V53H94ZM98 54H100V53L98 52ZM106 54H107V53H106ZM134 54H135V52H134ZM158 54H157V56H158ZM96 55H97V54H96ZM116 55H117V54H116ZM138 55H139V59H140V54L133 55V56H138ZM146 55H147V54H146ZM150 55H151V53H149L148 56H149V58L152 60V57H151L152 55H151V56H150ZM195 55H196V54H195ZM207 55H208V57H207ZM220 55H221V54H220ZM233 55H234V54H233ZM23 56H24V55H23ZM30 56H31V55H30ZM122 56H123V55H122ZM128 56H129V55H128ZM227 56H226V57H227ZM237 56H233V57H237ZM259 56H260V54H259ZM259 56H257V59L259 58ZM92 57H93V56H92ZM108 57H109V56H108ZM108 57H107V58H108ZM113 57H114V56H113ZM125 57H126V56H125ZM158 57H159V56H158ZM216 57H217V56H214V58H215L216 61H217L219 58H218V57L216 58ZM249 57H250V56H249ZM251 57H252V56H251ZM251 57H250V59H251ZM253 57H252V58H253ZM255 57H256V56H255ZM255 57H254V58H255ZM261 57H262V55L260 56V58H261ZM107 58H106V59H107ZM154 58L156 59V55H155V57H153V59H154ZM202 58L204 59V56H202ZM262 58H263V57H262ZM262 58H261V59H262ZM45 59H46V58H45ZM97 59H98V58H97ZM115 59H116V58H115ZM155 59L152 60V61H153V62H156L159 58L156 59V61H155ZM200 59H201V58H200ZM205 59H204V60H205ZM215 59H214L213 61H215ZM233 59H235V58H233ZM248 59H249V58H248ZM248 59H247V60H248ZM107 60H108V59H107ZM107 60H106V61H107ZM112 60H113V59H112ZM116 60H117V59H116ZM116 60L113 61V62L115 63ZM123 60H124V59H123ZM127 60H128V58H127ZM147 60H148V59H147ZM174 60H175V59H174ZM178 60H179V59H178ZM242 60H243V59H242ZM242 60H241V61H242ZM244 60H245V59H244ZM244 60H243V61H244ZM247 60H245V61H247ZM254 60H255V59H254ZM254 60L252 59V62L250 63L251 65H253L254 62H255V64L253 65V67H254V71H255V69H256L257 67H259V66H260V68H259L260 70H264V69H263L264 67H262V63H261V62H263V61H261L260 63H258L259 60H255V61H254ZM262 60H264V59H262ZM3 61H4V60H3ZM93 61H94V60H93ZM110 61H111V60H110ZM120 61H121V60H120ZM139 61L142 62L141 60H139ZM175 61H176V60H175ZM184 61H185V60H184ZM216 61H215V62H216ZM218 61H219L218 63L213 64L214 67H215V66L218 67V64H219L220 62H222L223 60L221 61V60L219 59ZM227 61H228V60H227ZM231 61H232V60H231ZM241 61L239 62V64L237 63L239 66H240ZM243 61H242V62H243ZM250 61H251V60H250ZM253 61H254V62H253ZM256 61H257V62H256ZM16 62H17V61H16ZM42 62H43V61H42ZM94 62H95V61H94ZM108 62H109V61H108ZM140 62H138V64H139V65H142V63H140ZM143 62H145V61H143ZM176 62L178 63V62H180V61H176ZM225 62H226V61H223L224 64H225ZM18 63H20V62H18ZM32 63H33V62H32ZM116 63H119V62L117 61ZM116 63H115V64H116ZM120 63L122 64V61H121ZM130 63H132V62H130ZM172 63L175 64L174 61H173ZM172 63H171L170 66L173 65ZM204 63H205V64H204ZM231 63H232V62H231ZM256 63H258V64H256ZM7 64H8V63H7ZM30 64H31V63H30ZM102 64H103V63H102ZM126 64H128V63H126ZM132 64H133V63H132ZM132 64H131L130 66H128L127 69L130 68V67H133ZM135 64H136V61H135ZM138 64H136V68L139 67V66H137ZM148 64H149V63H148ZM179 64H180V63H179ZM181 64H182V62H181ZM184 64H185V63H184ZM194 64H195V60H194ZM216 64H217V65H216ZM226 64H227V62H226ZM228 64H229V63H228ZM237 64H236V66H237ZM241 64H243V66L241 65V68H243L244 71H245L246 68H244V65H245V67H246L247 64H246L245 62H243V63H241ZM248 64H249V61H248ZM45 65H46V64H45ZM124 65H125V64H124ZM145 65H147V63H146ZM152 65H153V64H152ZM166 65H167V63H166ZM166 65H165V66H166ZM176 65H177V64H176ZM202 65H203V66H202ZM220 65H222V64L220 63ZM231 65H232V64H231ZM28 66H29V65H28ZM99 66H100V65H99ZM147 66H148V65H147ZM147 66H143V65H142V67H145V69L143 68V69H144V70H143V69L138 68V70H136V71L138 72V71L140 70V71H144V73H145V70H149ZM165 66H164V67H165ZM170 66L167 67V70H168V69H171ZM184 66H185V65H184ZM207 66H206V67H207ZM213 66H212V67H213ZM239 66H237V67H239ZM18 67H19V66H18ZM102 67H103V66H102ZM102 67H101V68H102ZM104 67H105V66H104ZM119 67H123V66H122V65H119ZM119 67H117V68L119 69ZM124 67H125V66H124ZM149 67H150V66H149ZM155 67H156V66H155ZM172 67H173V66H172ZM176 67H178V66H176ZM179 67H180V66H179ZM182 67H183V66H182ZM182 67H180L179 69H181ZM210 67H211V66H210ZM247 67H248V66H247ZM261 67H262V69H261ZM23 68H24V67H23ZM30 68H32V67H30ZM95 68H96V67H95ZM107 68H108V67H107ZM109 68H110V67H109ZM114 68H115V67H114ZM114 68L111 67L110 69L113 70V72L116 71V72H115L116 74L113 75V72L110 71V72H112L111 74H112L113 76H110L109 78L112 77V79H113L114 76H115V77L118 76L117 80L114 81V83H115L116 81H118L119 78H121V77H119V75L122 76L123 74H126V73H125L126 68H124V70H125L124 73H123V69H121V68L119 69L120 71H122V73H121V72L118 71L117 68H116L115 70H114ZM133 68H134V67H133ZM133 68H132V70H131V68H130L132 74H134L133 70L136 69V68H134V69H133ZM146 68H147V69H146ZM165 68H166V67H165ZM186 68H187V67H184L185 70H186ZM232 68H235V67L232 66V67L229 69V70H231V73H232ZM251 68H252V66H251ZM251 68H250V69H251ZM6 69H7V68H6ZM38 69H39V68H38ZM93 69H94V68H93ZM235 69H236V68H235ZM252 69H253V68H252ZM21 70H22V69H21ZM28 70H29V69H28ZM39 70H40V69H39ZM44 70H45V69H44ZM128 70H129V69H128ZM130 70H129V74H130V76H131L130 79H131L132 77H133V79H134V77H135L136 75L133 76V75L130 73ZM165 70H166V69H165ZM165 70H164V71H165ZM167 70H166V71H167ZM172 70H174V68H173ZM185 70L183 71L184 73H186ZM198 70H199V72H198ZM210 70L212 71V68H211ZM214 70L216 71V69H214ZM214 70H213V72H215ZM247 70H248V68H247ZM30 71H31V69H30ZM30 71H29V72H30ZM35 71H36V70H35ZM101 71H102V70H101ZM107 71H108V70H107ZM117 71H118V72H117ZM164 71H163V73H164L163 77L165 76V78L168 77L169 74L172 72L171 70H170V73L167 71V73H169V74H167V73H165ZM26 72H27V74H28V71H24V73H26ZM45 72H47V71H45ZM87 72H88V70H87ZM104 72H105V71H104ZM127 72H128V71H127ZM175 72L177 73V69H176L175 71L172 72V74H173L172 76H173V77H172V76H169V77H172V78L176 79V80H174V81L176 82L178 77H179L178 80H181V79H182V78H181V75H182L183 72H182V71H181V72L178 71L179 74H176ZM192 72H193V71H192ZM213 72H211V73H213ZM32 73H33V70H32ZM97 73H98V72H97ZM118 73H120V74L118 75ZM135 73H136V72H135ZM174 73H175L178 77L175 78V77H174V75H175ZM193 73H195V72H193ZM197 73H195V74H197ZM228 73H229V72H228ZM257 73H258V72H257ZM34 74H36V73L34 72V73L32 74L33 77H34ZM99 74H100V73H99ZM105 74H106V73H105ZM111 74H108V75H111ZM121 74H122V75H121ZM129 74H128V77H129ZM160 74H162V73H160ZM165 74L168 75V76H166ZM180 74H181V75H180ZM239 74H240V73H239ZM239 74H237V75H239ZM248 74L250 75L251 79L253 80L255 76L252 77L253 74H252V75H251V73H248ZM248 74H247V72H246V73L242 72V75H241V76H246V75H247L248 78H249V75H248ZM18 75H19V74H18ZM25 75H26V74H25ZM96 75H97V74H96ZM100 75H102V74H100ZM138 75H140V74H137V77H138ZM170 75H171V74H170ZM184 75H185V74H184ZM184 75H183V76H184ZM228 75H229V74H228ZM228 75H227V76H228ZM230 75H231V74H230ZM233 75H235L236 77H235V76H232L233 78H231V81H232L233 79L236 80V81H238V80H237V77H240V75H239V76H237L236 74H233ZM11 76H12V75H11ZM28 76H29V77H28ZM94 76H95V75H94ZM105 76H107V75H105ZM105 76H104V78H105ZM123 76H124V77H123ZM123 76H122V77L126 80V82H128V81L131 82V81H132V80H127L128 77H127L126 75H123ZM125 76H126L127 78H126ZM247 76H246V77H247ZM260 76H261V75H260ZM0 77H1V76H0ZM5 77H6V76H5ZM23 77H24V76H23ZM23 77H22V78H23ZM26 77H27V79H26ZM26 77H24V78H25L26 80H28V78L31 77V73H29V75H27ZM39 77H40V76H39ZM115 77H114V79H115ZM169 77H168V78H169ZM257 77H258V76H256V80L258 79ZM2 78H3V77H2ZM7 78H8V77H7ZM12 78H13V77H12ZM17 78H18V76H17ZM37 78H38V77H37ZM74 78H75V77H74ZM99 78H102V76H101V77L99 76L98 79H99ZM109 78H108V79H109ZM172 78H171V81L173 80ZM180 78H181V79H180ZM192 78H193V77H192ZM227 78H228V77H227ZM227 78H226L225 80H227ZM262 78H264V76L261 77V80L263 81V82H262V85H263L264 80H263ZM31 79H33V78H31ZM93 79H94V78H93ZM124 79L121 78V79H120V80H121L120 83H122V82L124 81ZM128 79H129V78H128ZM135 79H136V78H135ZM140 79H141V77H140L139 80H138L137 82H135V83H139V82H140ZM193 79H194V78H193ZM238 79H239V78H238ZM240 79H241V78H240ZM240 79H239V80H240ZM246 79H247V78H244L245 81H246ZM251 79H250V89H249V90H251V86H252V88H255L257 85H258V88H260V87L262 86V85L259 86V83H256L257 81H258V82L260 81V84H261L260 77H259V80L254 81V83H256V85L254 84V86H253V83H252ZM8 80H9V79H8ZM26 80H24L25 83H27ZM100 80H101V79H100ZM100 80H99V81H100ZM122 80H123V81H122ZM163 80H164V78H163ZM165 80H166V81H167V80L169 81V79H167V78H166ZM165 80L163 81V83L165 82ZM225 80H224V82H226ZM234 80L232 81V83H230L232 86H231L230 84H229V85H230V87H232V88L235 87V88L237 89V91H238V90H240V89H238V88H240V86H241L239 83H241L242 81L244 82V80L242 79L241 82L238 81V82H239V83L237 82L238 85H237V83L235 84L236 81H234ZM254 80H255V79H254ZM1 81H2V80H1ZM13 81H14V80H13ZM28 81L31 82L30 79H29ZM88 81H89V80H88ZM105 81H106V80H105ZM109 81H110V80H109ZM168 81H167V83L170 82V81H169V82H168ZM174 81H173V83H174ZM187 81H188V80H187ZM248 81H249V80H248ZM248 81H247V83L245 82L246 84L244 83L245 86L243 87V89H244L246 86H249ZM4 82H5V81H4ZM9 82H10V81H9ZM16 82H17V81H16ZM129 82H128V83H129ZM178 82H179V81H178ZM178 82H177V83H178ZM243 82H242V83H243ZM10 83H11V82H10ZM25 83H24V84H25ZM33 83H34V81H33ZM112 83H113V82H112ZM123 83H125V81H124ZM128 83H127V84H128ZM170 83H171V82H170ZM170 83H169V85H167L169 88H170V85H171ZM188 83H190V82H188ZM228 83H229V82H228ZM251 83H252V84H251ZM19 84H20V83H19ZM24 84H23V85H24ZM28 84H31V83H28ZM84 84H85V83H84ZM86 84H87V83H86ZM100 84H101V83H100ZM102 84H103V83H102ZM109 84H110V82H109ZM115 84L117 85V83H115ZM115 84H113V85L116 87ZM125 84H126V83H125ZM125 84H123V85H125ZM130 84H131V83H129V85H130ZM186 84H187V83H186ZM1 85H2V84H1ZM1 85H0V86H1ZM10 85H12V84H10ZM14 85H15V84H14ZM21 85H22V84H21ZM113 85H112V87H113ZM129 85H128V86H129ZM131 85H132V84H131ZM131 85H130V86H131ZM135 85H136V84H135ZM135 85H132V89L135 88ZM138 85H139V84H138ZM138 85L136 86V88L138 87ZM165 85H166V83H165ZM173 85H174V84H173ZM175 85H176V84H175ZM222 85H224V83H223V84L220 83L219 85H217V86H220L222 89H221L220 87H219V88L216 87L218 90H220V89L222 90L221 93L223 92V88L226 89V86H225V85H227V84H225L224 87H223ZM234 85H235V86H234ZM5 86H6V85H5ZM8 86H9V84L7 85V87H8ZM35 86H37V85H34L33 87H35ZM68 86H69V85H68ZM94 86H95V85H94ZM99 86H101V85H99ZM105 86H106V85H105ZM105 86H102V87L104 88ZM107 86H109V85H107ZM107 86H106V87H107ZM110 86H111V85H110ZM118 86H119V88L123 87V86L119 85V83H118L117 87H118ZM180 86H181V85H180ZM236 86H239V87H236ZM47 87H48V85H47ZM83 87H84V86H83ZM88 87H89V86H88ZM165 87H166V86H165ZM228 87H229V86L227 85V88H228ZM5 88H6V87H5ZM10 88H11V87H10ZM13 88H16V87H13ZM17 88H18V87H17ZM92 88H93V87H92ZM99 88H101V87H99ZM107 88H109V87H107ZM110 88H111V87H110ZM126 88H127V87H126ZM129 88H130V87H129ZM129 88H128V89H129ZM216 88H215V89H216ZM232 88H231V90H232V92H233L234 90H233ZM235 88H234V89H235ZM248 88H249V87H248ZM248 88H247V89H248ZM11 89H12V88H11ZM22 89H23V88H22ZM47 89H48V88H47ZM47 89H46V90H47ZM80 89H81V88H80ZM113 89H114V88H113ZM115 89H116V88H115ZM117 89H118V88H117ZM117 89H116V90H117ZM123 89H125V87H123ZM123 89H122V88L120 89L121 92H122ZM229 89H230V88H229ZM229 89H228V92L230 91L229 93L226 91V93H228L229 96H231V95L234 94V93H235L236 96H237V91H236V89H235L234 93H232L231 95H230L231 90H229ZM263 89H264V86H263ZM263 89L260 90L261 92L258 91V92H256V93H255L256 90H254V93H255V94L252 93V94H251L252 97H250V98H253L254 95H255L256 97H257L258 95L262 96V94H260V93H263V91H264ZM0 90H1V89H0ZM9 90H10V89H9ZM9 90H8V91H9ZM102 90H103V89H102ZM105 90L107 91L106 88H105ZM110 90H111V89H110ZM110 90H108V91L110 92ZM126 90H127V89H125L124 91L126 92ZM210 90H211V89H210ZM249 90H248V91H249ZM1 91H2V90H1ZM14 91H15V90H14ZM48 91H49V90H48ZM48 91H47V92H48ZM51 91H52V90H51ZM128 91H129V90H128ZM205 91H206V90H205ZM242 91H247V90H242ZM115 92H116V91H115ZM125 92H124V93H125ZM214 92H215V91H214ZM218 92H220V91H218ZM224 92H225V91H224ZM224 92L222 93L223 95L226 94V93H224ZM11 93H12V92H11ZM15 93H16V92H15ZM15 93H13V94H15ZM19 93H20V91H19ZM98 93H99V92H98ZM106 93H107V92H106ZM116 93H117L116 96H117V98H118V100H119V97H121V96H120V95L118 96V94H119L120 92L117 91ZM129 93H130V92H129ZM129 93H127V94H129ZM205 93H206V92H205ZM216 93H217V92H216ZM246 93H247V92H246ZM246 93L244 92V94H246ZM249 93H250V91H249ZM49 94H50V92H49ZM104 94H105V92H104ZM104 94H103V95H104ZM206 94H207V93H206ZM219 94H220V93H219ZM228 94H227V96H226L227 98L229 97ZM244 94L241 93V95H244ZM253 94H254V95H253ZM256 94H257V95H256ZM51 95H52V94H50V96H51ZM96 95H97V94H96ZM101 95H102V94H101ZM108 95H109V93H108ZM111 95H112V93H111ZM121 95H122V94H121ZM209 95H210V94H209ZM220 95H221V94H220ZM220 95H218V96L220 97ZM248 95H250V94H248ZM248 95H247V96H248ZM114 96H115V95H114ZM124 96H125V94H124ZM193 96H194V95H193ZM214 96H215V95H214ZM232 96H234L233 98L237 99V97H235V95H232ZM232 96H231V98H232ZM238 96H239L238 99H240V98H241L240 95H238ZM245 96H246V95H245ZM245 96L243 97V99H240V100H243V102H244L245 99H247ZM94 97H96V96H94ZM99 97H100V96H99ZM108 97H109V96H108ZM108 97H107V98H108ZM122 97H123V96H122ZM224 97H225V96H224ZM226 97H225V98H226ZM262 97H263V96H262ZM5 98H6V97H5ZM53 98L56 99V97H53ZM53 98L51 99L52 102H54V101H53ZM187 98H188V97H187ZM189 98H190V97H189ZM189 98L186 99V100H187V101H185L186 104H188L187 102H189V101H188V100H190ZM215 98H216V99H215V102H217L216 100H217L218 97H215ZM34 99H35V98H34ZM100 99H101V98H100ZM100 99H99V100H100ZM108 99H109V98H108ZM114 99H115V98H114ZM121 99H122V98H121ZM124 99H126V98H124ZM183 99H184V98H183ZM191 99H192V97H191ZM198 99H199V101L201 100L200 98H198ZM198 99H197V100H198ZM221 99H224V98H223V97H221L220 99L218 98V101L220 102ZM235 99H234V101H236ZM238 99H237V100H238ZM248 99H249V98H248ZM256 99H257V98H256ZM258 99H259V98H258ZM258 99H257V100H258ZM62 100H63V99H62ZM71 100H72V99H71ZM101 100H102V99H101ZM109 100H110V99H109ZM112 100H113V99H112ZM178 100H179V99H178ZM197 100H196V102H197ZM224 100H225V99H224ZM227 100H228V99H227ZM227 100H226V101H227ZM232 100H233V99H232ZM232 100H231V101H232ZM240 100H239V103H238L237 101H236V104L234 103V101L231 103V102H230V97H229V100H228V101L231 103V105L233 104V105H235V106H238V104H239V106H240V102H241ZM257 100H256V101H257ZM73 101H74V100H73ZM116 101H117V100H116ZM116 101H115V103H116ZM119 101H122V100H119ZM181 101H182V100H181ZM191 101H194V100H191ZM201 101H202V100H201ZM203 101H204V100H203ZM222 101H223V100H222ZM222 101H221L220 103H219V102L215 103L216 106H219L218 103H219L220 105H222V104H223ZM247 101L249 102L250 99L247 100ZM247 101H246V102H247ZM251 101H252V100H251ZM251 101H250L249 103H251ZM258 101H260V99H259ZM3 102H4V101H3ZM14 102H15V101H14ZM59 102H60V101H59ZM113 102H114V100H113ZM183 102H184V100H183ZM183 102H182V103H183ZM224 102H225V101H224ZM243 102H242V103H243ZM1 103H2V102H1ZM64 103H65V102H62L61 104H63V106H64V105H65ZM84 103H85V100H84ZM86 103H87V102H86ZM88 103H89V102H88ZM88 103H87V104H88ZM92 103H93V105H94V100H93ZM95 103H97V100H96ZM105 103H106V102H105ZM108 103H109V102H107V104H108ZM110 103H112V102H110ZM193 103H194V102H193ZM197 103L199 104V102H197ZM202 103H204V102H202ZM211 103H212V102H211ZM213 103H214V102H213ZM221 103H222V104H221ZM230 103H228V102L226 103V102H225V104H228V105H229ZM237 103H238V104H237ZM242 103H241V105H244V104H242ZM244 103H245V102H244ZM260 103H261V104H259V102H257V104H256V107H257V105H260V106H259V107H260V110H258L259 107L256 108V107L254 106V105H255V102H252L251 105L253 104V106L256 108V110H258L257 112L260 111L259 113H261L262 110H263L262 113H264V109H263V107H262V106H264V104H263V102H260ZM79 104H80V103H79ZM183 104L186 105L185 103H183ZM195 104H196V103H194V106H195ZM198 104H197V106H196L197 108H198ZM206 104H207V103H206ZM206 104H205V105H206ZM0 105H1V104H0ZM2 105H3V104H2ZM81 105H82V103H81ZM84 105H85V104H84ZM99 105H100V104H99ZM109 105H110V104H109ZM113 105H114V103H113ZM113 105H112V107H113ZM189 105H191L190 102H189V104L186 105V106L188 107ZM200 105H202V104H199V107H200ZM205 105H203V108L205 107ZM245 105H248V104L245 103ZM251 105H250V106H251ZM261 105H262V106H261ZM4 106H5V105H4ZM11 106H12V105H11ZM30 106H31V105H30ZM65 106H66V105H65ZM86 106H87V105H86ZM95 106H96V105H95ZM106 106H107V105H106ZM106 106H105V110H106V108H108V106H107V107H106ZM110 106H111V105H110ZM110 106H109V107H110ZM114 106H115V105H114ZM212 106L214 107V110L217 108V107L215 108V106L211 104V105H210L211 108H210V107H209L210 109L208 108V109L210 110V111H209V110H207V107H206L205 111H207V113H208L207 115H210L209 113H212V110H211V109H213ZM223 106L226 107L227 105H226V106L223 105ZM235 106H233L234 109H236ZM239 106L237 107L238 109L241 107V106H240V107H239ZM253 106H251V107H253ZM98 107H101V105L98 106ZM112 107H111V108H112ZM179 107H182V108H183V106H180V105L178 106V108H179ZM201 107H202V106H201ZM201 107H200V108H201ZM230 107H231V108H230ZM251 107H250V108H251ZM261 107H262V108H261ZM88 108H90V106H89ZM184 108H185V110L187 109L186 107H184ZM188 108L190 109V107H188ZM193 108L195 109V107H193ZM193 108H192V109H193ZM197 108H196L195 111L198 110ZM203 108H201V110H200L199 112H201ZM218 108H221V109H222L221 106L218 107ZM227 108L230 109V110H229L230 113L227 112V111H228ZM227 108H226L227 111H226V109H225V111H226L227 113L224 114L225 111H224V109H223L224 112L222 113V116H220L222 120H223V119L225 120V121H223V123H224V122L226 123L227 118H228V120H229V119H230V116H233V114H235V113H238V114H239V111H240V110H239V111L237 112V110H236V112H235V110L232 108V106H229V107H227ZM242 108H244V107H242ZM250 108L248 107L247 110H248V109L250 110ZM28 109H29V108H28ZM28 109H27V110H28ZM30 109H32V108H30ZM109 109H110V108H109ZM179 109H180V108H179ZM221 109L216 110V112L219 111V110H221ZM231 109H232L235 113H234L233 111H232L233 113H231ZM251 109H252V108H251ZM261 109H262V110H261ZM95 110H96V108H95ZM101 110H102V109H101ZM101 110H100V111H101ZM183 110H184V109H183ZM185 110H184V111H185ZM243 110H244V109H243ZM243 110H241V112H243ZM245 110H246V107H245ZM247 110H246V112L248 113ZM253 110H255V109H253ZM253 110H252V111H253ZM256 110H255V111H256ZM33 111H34V110H32V114H34ZM96 111H98V110H96ZM103 111H104V110H103ZM190 111H191V114H192V113H193V110H190ZM195 111H194V113H195ZM203 111H204V109H203ZM203 111H202V112H203ZM205 111L203 112L202 115H204ZM221 111H222V110H221ZM29 112H30V110H29ZM179 112H180V111H179ZM179 112H178V114H179ZM182 112H183V111H182ZM185 112L188 113V117H189V115H190V114H189V113H190L189 110L187 109ZM199 112H198V114H199ZM246 112H245V115H246ZM257 112H256V113H257ZM81 113H82V112H81ZM100 113H101V112H100ZM105 113H106V112H105ZM105 113H104V114H105ZM137 113H139V112H137ZM194 113H193V114H194ZM213 113H215V111H213ZM213 113H212V114H213ZM250 113H251V112L249 111V114H250ZM195 114H197V112H196ZM198 114H197V115H198ZM215 114H216V113H215ZM215 114L211 115V117H212V118H215V116H214ZM217 114H218V112H217ZM223 114H224V116H225V115H226V116H227V115L229 116L230 114H232V115H230L229 117L227 116V118H226V117L223 116ZM243 114H244V113H243ZM243 114L240 115V116H243ZM257 114H258V113H257ZM257 114H254V113H253V115H254L253 119L255 118V116H256ZM30 115H31V114H30ZM34 115H35V114H34ZM186 115H187V114H186ZM207 115L205 114L206 119H208V118H207ZM219 115H221V112L219 113ZM250 115H251V114H250ZM259 115H260V114H259ZM259 115H258V116H259ZM177 116H178V115H177ZM179 116H181V114H180ZM195 116H196V115H195ZM199 116H201V115L199 114ZM216 116H217V115H216ZM240 116H239V120H242L244 117H243L242 119H240ZM247 116H248V115H247ZM247 116H246V117H247ZM258 116H256V117L258 118ZM83 117H84V116H83ZM182 117H183V116H182ZM182 117H181V119H183ZM190 117H191V115H190ZM190 117H189V119H190ZM196 117H197V116H196ZM196 117H194V118H196ZM209 117H210V116H209ZM222 117H224V118H222ZM234 117H235V118L232 119V122H233V120H234V125H230V128H229V125H228L227 128L231 129V126H232V128H233V127H236V125H237V127L240 128L239 124L241 125V123H242L243 121H244V122L242 123V125H243V124H244V125H246V124H251V125H252V124H253L251 121H250L251 123H250L248 120L246 121V118H245V120L243 119L242 122L239 121V120H238V116H237V114H236V116L234 115ZM248 117H249V116H248ZM260 117H261V116H259V119H261ZM79 118H80V117H79ZM88 118H89V117H88ZM90 118H91V117H90ZM204 118H205V117H204ZM204 118H202V119H204ZM212 118H211V119H212ZM218 118H219V116H218ZM181 119H180V120H181ZM191 119L194 120V119H193V115H192ZM196 119H197V118H196ZM198 119H199V117H198ZM198 119H197V120H198ZM216 119H217V118H216ZM235 119L238 120V123H235V122H236ZM247 119H248V118H247ZM89 120H90V119H89ZM192 120H191V121H192ZM250 120H251V119H250ZM254 120L256 121V119H254ZM254 120H253V121H254ZM91 121H92V120H91ZM183 121H184V120H183ZM186 121H187V120H186ZM186 121H185V122H186ZM199 121H200V120H199ZM199 121H198V123H199ZM204 121H205V120H204ZM209 121L212 122L211 120H209ZM219 121H220V118H219ZM219 121H218V120H213V122H212L211 124H212V126H213V125H216V123L218 124V125H216V127H215L214 129H216L217 127H219V126L221 125L220 127H221V128L223 129V131H224L225 129L222 127V124H223V123H219ZM255 121H254V122H255ZM28 122H29V121H28ZM77 122H78V121H77ZM84 122H85V121H84ZM188 122H190V120H189ZM195 122L197 123V121H195ZM205 122L207 123V121H205ZM205 122H203V123L205 124ZM221 122H222V121H221ZM246 122H248V123H246ZM257 122H258V120H257ZM74 123H75V122H74ZM80 123H81V122H80ZM180 123H181V122H180ZM214 123H215V124H214ZM225 123H224V124H225ZM229 123H230V122H229ZM245 123H246V124H245ZM261 123H263V122H261ZM83 124H85V123H83ZM89 124H90V123H89ZM185 124H186V125H185ZM190 124H192V122H191ZM190 124L188 123V126H187V123H183L184 127H183V126H179V127H181L180 129H182V127H183V131H184V132L186 131L187 134H186V136H185V134H184V136H183L182 134H180V132H177V131H178V129H177L176 132L178 133V135L175 136V137H176V138H177L178 136H179V137H182V136H183V137H182V139L180 138V140L177 139V141L175 140L176 138H175V139H172L173 141L171 140V141L173 142V144H172V145H173L172 149H171V148H169L170 150H169V149H165L166 152L169 150V151H170V154H168L169 152H167V154H166L164 150H163L164 152L162 151V153H163V154L165 153V154L167 155V157H168L169 155H171V156H170L171 158H169L168 161L165 160L164 162L167 164V166L169 165V166H168V167H170V168H168L169 170L173 169V170H172V171H173L172 173H174V172L177 173L178 171L181 172L182 170L184 171V169L186 170L187 167H188V165H187V167H186V164H184L183 161H181V162H179V161H180L182 158L185 159V158L188 157V156H193V157H195L196 154H197V153L199 152V150H201V149H202V151H200L201 154H202V152H204V151H208L207 153L205 152V153H203V154H205V156L208 154L209 157L212 158V160L216 159L215 157H216L217 155L220 156V154L222 153L221 150H223V149H222V148L219 149V147L222 145V143L219 141V139L221 140L222 137H223V136H221V135H224L223 132H222V129H221V128H218V130L221 129V131H219V132H221V135L219 134V132L217 131V129H216V130H213L212 127H211V129H212L213 131H215V132H212V130H211V131L209 130L210 128H209V129L204 128V127L208 124V123H207V124L204 125L203 127H202L203 124H202L201 126L199 125L198 128H197V131H198V129L203 128V129H205V130H203V132H204V131H205V132H206V131H209V133L212 134V135H211L212 137H213L214 133H218L219 135H218V134H216V135L219 136V137H218L219 139L217 138L216 135H215V138L213 137L214 139L211 138L210 134L206 132L207 135H209V139H208V141H207V139L204 137V136H205V132H204V134H203V133H202V134L200 133V134L202 135V139H201V141L199 140L200 143H201V145H199V143H197V144L199 145V148H198V145L195 144V142H198L197 140L200 138V136H199V132H198V135H197V136H199V138L196 137V135H194V134H197V131H196V130H193V129H194V128H193V129L191 130V132H192V131H193V132L195 131L196 133H193V132H192L193 135H194V137H192L191 142L194 141V143H192V144H191V142H189V143H190V145H193L192 147L196 146V147L198 148V149H197L196 147L194 148V149H197V150H198V152L195 153V155H194L195 150H192V151H191V149H193V148L190 147L189 145H187V142H184L185 139L188 140V141L191 139V138H190V139H187V135H188V137H190V135H189L190 133L188 132V131H189V126H191ZM199 124H200V123H199ZM232 124H233V123H232ZM156 125H157V124H156ZM181 125H182V123H181ZM193 125H194V122H193ZM197 125H198V124H196V125H194V126H197ZM242 125H241V126H242ZM78 126H79V124H78ZM84 126H85V125H84ZM89 126H90V125H89ZM186 126L188 127V130H185V127H186ZM209 126H210V125H209ZM223 126H224V125H223ZM79 127H80V126H79ZM82 127H83V126H82ZM85 127H86V126H85ZM191 127H192V126H191ZM200 127H201V128H200ZM206 127H208V126H206ZM237 127H236V128H237ZM242 127H245V126H242ZM242 127L239 129V131H241ZM250 127H251V128H250ZM172 128H173V127H172ZM174 128H177V127H174ZM195 128H196V127H195ZM249 128H250V133H248L249 136L246 135L245 138H247V139H249V140H259V139H258V134H259V131L261 130V129H260L261 127L259 128V127H253V126H250V125H249V126L246 125V129H249ZM52 129H53V128H52ZM81 129H82V128H81ZM86 129H87V128H86ZM180 129H179V131H182V130H180ZM258 129H259V130H258ZM89 130H90V129H89ZM201 130H202V129H201ZM227 130H228V129H226V132H227ZM236 130H237V129H235V128L233 129V131L235 132V133L233 132L234 135H235V134H236V135L238 134V133H237L238 130H237V131H236ZM76 131H77V130H76ZM82 131H84V129H83ZM183 131H182V132H183ZM261 131H262V130H261ZM263 131H264V130H263ZM78 132H79V131H78ZM244 132H245V131H244ZM244 132L241 131L242 134H243ZM88 133H89V132H88ZM174 133H175V131H174ZM174 133H173V134H174ZM224 133H225V131H224ZM241 133H240V136H242ZM0 134H2V133H0ZM83 134H84V133H83ZM86 134H87V133H86ZM89 134H90V133H89ZM175 135H176V134H175ZM180 135H182V136H180ZM193 135L191 134V136H193ZM225 135H229V133H227V134L225 133ZM225 135H224V136H225ZM236 135H235V136H236ZM259 135H260V134H259ZM2 136H3V135H2ZM88 136H89V135H88ZM95 136H96V135H95ZM173 136H174V135H173ZM173 136H172V137H173ZM237 136H239V135H237ZM0 137H1V136H0ZM179 137H178V138H179ZM184 137H185V138H184ZM227 137H228V136H227ZM168 138H169V137H168ZM183 138H184V140H183ZM194 138L196 139V141L193 140ZM204 138L206 139L207 142H205ZM210 138L213 139V140H212L213 145H215L214 143H217V142L219 141V143L216 144V145L219 144V147L215 145L216 148H214L215 146L213 147V145H211L212 143H211ZM71 139H72V138H71ZM71 139H70V140H71ZM170 139H171V137H170ZM215 139H218L217 142H215ZM224 139H226V138L224 137ZM229 139H230V138H229ZM1 140H2V139H1ZM18 140H20V138H19ZM72 140H74V139H72ZM162 140H163V139H162ZM174 140H175V142H174ZM182 140H183V141H182ZM186 140H185V141H186ZM202 140L204 141V143H209V140H210V143H211V144H210V143H209V144H210V146H212V147L209 146V148H210V149H211V148H214V149H215V150H214V153L217 151V149H219L220 151L218 150L217 153L220 152V154H219V153H218V154L215 153V154H214V155H216L215 157L212 156L213 154L210 156L209 153H211V150L208 149V145H209V144H208L207 146H205L206 144L204 145V143H203V145H204V146L206 147V149H208V150H206L204 147L200 148V146H203V145H202ZM165 141H166V139H165ZM167 141H168V139H167ZM180 141H182L183 143H181ZM221 141H222V140H221ZM243 141H245V140L243 139ZM247 141H248V140H247ZM4 142H5V140H4ZM6 142H7V141H6ZM21 142H22V141H21ZM71 142H72V141H71ZM75 142H76V141H75ZM77 142H78V141H77ZM177 142H180V143L177 144V147H178V145L180 146L179 148H181V146H183L184 143H186L187 147L190 148V149L188 150L186 147H185L184 149H186V150H188V151H191L193 154L191 153V154H192V155H191L189 152L186 153L187 151L185 150L186 152H184V153H185V155L188 154V156L186 155V157H184V156H183V149L181 148V150H182V155H181V152H180L181 150H180V151L178 150L179 152H177V150H176V149H178V148H176V146H175ZM18 143H19V142H18ZM72 143H74V141H73ZM72 143H69V144L71 145ZM168 143H171V142H168ZM189 143H188V144H189ZM220 143H221V145H220ZM237 143H238V142H237ZM251 143H252V142H251ZM5 144H6V143H5ZM78 144H79V143H78ZM194 144H195V145H194ZM255 144H256V143H255ZM257 144H259V143H257ZM262 144H263V143H262ZM15 146H16V145H15ZM15 146H14V147H15ZM21 146H22V145H21ZM77 146H78V145H77ZM169 146H170V144H169L167 147H169ZM245 146H246V145H245ZM6 147H7V146H6ZM69 147H71V146H69ZM84 147H86V146H84ZM87 147H88V146H87ZM167 147H166V148H167ZM170 147H171V146H170ZM174 147H175V148H174ZM221 147H222V146H221ZM239 147H240V146H239ZM252 147H253V146H252ZM17 148H18V147H17ZM63 148H64V147H63ZM72 148H74V147H72ZM72 148H70V149H72ZM255 148H256V147H255ZM261 148H262V147H261ZM261 148H260V149H261ZM66 149H67V148H66V146H65L64 150H66ZM70 149H68V150L70 151ZM203 149H205V150L203 151ZM260 149L258 150L259 152H258L257 154L252 153V155L255 154V155L257 156V157H256L257 159L260 158V157L263 158L262 155H264V148H262L261 150H260ZM21 150H22V149H21ZM74 150H75V149H74ZM74 150H73V151H74ZM79 150H81V149H79ZM79 150H77V152H78ZM82 150H83V149H82ZM84 150L86 151L85 148H84ZM84 150H83V151H84ZM172 150H173V152H172ZM175 150H176V151H175ZM197 150H196V151H197ZM15 151H18V150L15 149ZM56 151H57V150H56ZM83 151H81V152L83 153ZM174 151H175V152H174ZM193 151H194V152H193ZM0 152H1V151H0ZM9 152H11V151H9ZM59 152H61V151H59ZM71 152H72V151H71ZM71 152H69V153H71ZM77 152H76V154H77ZM159 152H160V151H159ZM171 152H172V154H173V153L176 154V152H177V153H178V156H177V154H176V155H173V157H172ZM200 152H199V153H200ZM256 152H257V151H256ZM1 153H2V152H1ZM1 153H0V154H1ZM3 153H4V151H3ZM62 153H63V152H62ZM65 153H66V151H65ZM79 153H80V152H79ZM84 153H85V152H84ZM212 153H213V150H212ZM259 153H260V154H259ZM4 154H5V153H4ZM7 154H8V153H7ZM76 154L72 153L71 155H76ZM5 155H6V154H5ZM62 155H63V154H62ZM64 155H65V154H64ZM66 155H67V154H66ZM69 155H70V154H69ZM77 155H78V157H79V154H77ZM80 155H81V154H80ZM166 155H165V157H166ZM252 155L249 154L250 157H248V155H246L244 159H242L243 157L240 156V155H239V157H240V159H241V162L243 163L244 160H247V161H248L249 158H251V161H252L253 158H255V155H254V157H252ZM260 155H261V156H260ZM82 156L84 157V154H83ZM174 156H175V157H174ZM182 156H183V157H182ZM202 156H203V155L197 156V157H198V160H197V158H196V163H198V161H200L199 159H201L200 157H202ZM205 156H203L202 159H204ZM218 156H217V157H218ZM55 157H57V156H55ZM60 157H61V156H60ZM63 157H64V156H63ZM76 157H77V156H76ZM159 157H160V159H161L163 156H162V157L159 156ZM167 157H166V158H167ZM57 158H58V157H57ZM70 158H71V156H70ZM261 158H260V159H261ZM28 159H29V158H28ZM54 159H55V158H54ZM71 159L74 160V157H72ZM162 159H163V158H162ZM164 159H165V158H164ZM164 159H163V160H164ZM175 159H176V161H175ZM177 159H179V160H178L179 163L177 162ZM192 159H194V158H192ZM209 159H210V158H209ZM257 159H255V160H257ZM263 159H264V158H263ZM263 159H261V161H262ZM26 160H27V159H26ZM29 160H30V159H29ZM58 160H59V159H58ZM60 160H61V159H60ZM63 160H64V159H63ZM65 160H66V158H65ZM68 160H69V159H68ZM72 160H71V162H72ZM79 160H80V159H79ZM79 160L77 159V161H76V160H75V161H76L78 164H80V163H79ZM81 160H82V159H81ZM81 160H80V161H81ZM207 160H208V156H206V160H205V161H207ZM255 160H253V161H254L253 163H252L251 161H248L247 163H249V165H250V163L254 164V163H255ZM21 161H22V160H21ZM44 161H45V160H42L41 162H44ZM75 161H73L72 163L74 164ZM158 161H159V160H158ZM209 161H210V160H209ZM209 161H208V162H209ZM234 161H235V160H234ZM258 161H260V160H258ZM261 161L258 162V163H261V165H262V164L264 165V163H263L264 160H263L262 162H261ZM17 162H18V161H17ZM66 162H67V161H66ZM68 162H69V161H68ZM76 162H75V163H76ZM167 162H169V163H167ZM192 162H194V160H193ZM212 162H213V161H211V163H212ZM230 162H231V161H229V162L226 161L225 163L227 164V163H230ZM238 162H240V160H238L237 163H236V161H235L236 164L232 161V163H233V164H231L232 167L230 166L231 168L235 167V165L237 166V167H235V172L237 171L236 169L238 168V165H237ZM19 163H20V161H19ZM46 163H47V161H46ZM77 163H76V164H77ZM160 163H162L161 160H160ZM165 163H164V164H165ZM176 163H178V164L183 163V164H181V165H178V164H177V165H178V168H177V167H176V166H177ZM244 163H246V161H245ZM247 163H246V164H247ZM22 164H23V163H22ZM44 164H45V163H44ZM66 164H67V163H66ZM188 164H191V163L189 162ZM14 165H15V164H14ZM16 165H17V164H16ZM19 165H20V164H19ZM39 165H40V167H42V166H41L42 164H39ZM39 165H37V168H38ZM46 165H47V164H46ZM46 165H45V166H46ZM60 165H61V164H60ZM64 165H65V164H64ZM64 165L62 164L61 167H62V166L64 167ZM70 165L72 166V164H70ZM182 165H183V166L185 165V168L181 170L180 167H181ZM239 165H241V164H239ZM243 165H245V164H242L241 166H243ZM256 165H257L256 171L259 170V169H262V168H259V169H258V165H260V164H257V162H256ZM261 165H260L259 167H263V166H261ZM23 166H24V165H23ZM65 166H66V165H65ZM74 166H75V165H73V166L70 168V170L73 169ZM77 166H79V165H77ZM162 166H163V165H162ZM223 166H224V168H225L226 165L223 164ZM251 166L253 167L254 165H251ZM251 166H250V167H251ZM13 167H14V166H13ZM46 167H47V166H46ZM50 167H51V166H50ZM67 167H69V166H66V167H65V168H66V170H65L66 172H68V170H67L68 168H67ZM212 167H213V166H211V168H212ZM215 167H216V166H215ZM221 167H222V166H221ZM243 167H244V166H243ZM243 167H242V170L244 171V170H245V167H244V168H243ZM246 167H247V165H246ZM252 167H251V171L253 170ZM255 167H256V166H254L253 168H255ZM53 168L55 169V167H53ZM56 168H57V167H56ZM65 168H63V169H65ZM75 168H76V166H75ZM75 168H74V170H73L74 172H75ZM137 168H138V167H137ZM164 168H165V167L163 166V173H164V170L166 169V168H165V169H164ZM218 168H219V167H217L216 169L218 170ZM224 168H222V169H224ZM226 168H227V167H226ZM14 169H15V168H14ZM38 169H39V168H38ZM38 169L35 168V170H38ZM40 169H41V168H40ZM45 169H46V168H45ZM51 169H52V167H51ZM76 169H77V168H76ZM175 169H176V170L178 169V170L176 171ZM188 169H189V168H188ZM205 169H206V167H205ZM205 169H204V170H205ZM208 169H209V168H208ZM208 169L206 170L208 173L211 174V172H212V174H215V175H217V174L219 175V174H220V171L222 170L221 168H219V169H221V170L217 171V170L214 168V169L217 171V172H216L217 174H216V173H213V172H215L214 169H213L214 171H213V170L210 171V169H209V171H208ZM228 169H229V168H228ZM228 169H226V170H228ZM246 169L249 170V166H248V168H246ZM41 170H42V169H41ZM52 170H53V169H52ZM55 170H57V169H55ZM61 170H62V169H61ZM61 170H60V174H59V175L62 174V176H63L64 173H61ZM70 170H69V172H70ZM144 170H147V169H144ZM174 170H175V171H174ZM189 170H190V169H189ZM204 170H203V172H204ZM226 170H225V172H227ZM229 170H230V169H229ZM233 170H234V168H233L232 170H230V171L232 172ZM242 170H241V173L243 172ZM15 171H16V169H15ZM46 171H47V170H46ZM48 171H49V170H48ZM48 171H47V173H48ZM63 171H64V170H63ZM65 171H64V172H65ZM71 171H72V170H71ZM73 171H72V172H73ZM136 171H137V170H136ZM183 171H182V172H183ZM222 171L224 172V170H222ZM222 171H221V172H222ZM230 171H228V172H229L230 175H231V172H230ZM238 171H239V170H238ZM249 171H250V170H249ZM251 171H250V172H251ZM256 171L254 170L255 173L252 171V172H253V175L256 174L257 172H258V174H259V171H257V172H256ZM22 172H23V171H22ZM49 172H51V171H49ZM57 172H58V171H56V173H57ZM69 172H68V174H69ZM134 172H135V171H134ZM170 172H171V171H170ZM218 172H219V173H218ZM225 172H224V174H225ZM245 172H247V170H245ZM252 172H251V173H252ZM39 173H40V172H39ZM47 173H46V174H47ZM54 173H55V171H54ZM138 173H140V172H138ZM144 173H145V172H143V174H144ZM147 173L149 174V172H147ZM229 173H228V175H229ZM35 174H36V173H35ZM57 174H58V173H57ZM57 174H56V175H57ZM68 174H66V175H68ZM148 174H147V178H148L149 176H150V178L153 177V175H150V174L148 175ZM165 174H166V172H165ZM212 174H211V175H212ZM235 174H236V173H235ZM238 174H239V172L237 173V175H238ZM242 174H243V173H242ZM32 175H34V174H32ZM37 175H39V174H37ZM43 175H44V174H43ZM52 175H53V174H52ZM64 175H65V174H64ZM135 175H137V173H135ZM145 175H146V173H145ZM145 175H140V176H145ZM174 175H175V174H174ZM177 175H178V173L176 174V177H177ZM220 175H223V173L220 174ZM233 175H234V171L232 172V175H231V177H229V179L232 178ZM237 175H236V176H237ZM243 175H244V174H243ZM253 175H252V179H249V178L245 175V176L248 178V180H247L246 178H244V176H242L241 174L239 175V179H238V178H235V179H236V181H237V179H238V180H241L240 178L242 177V178H244L245 180H247V181H245V180L242 179V181H245V182H247V184H248V183L250 184V181H252L253 179H255V177H254ZM41 176H42V175H41ZM45 176H46V175H45ZM62 176H60V177H62ZM68 176H69V175H68ZM140 176H139V177H140ZM151 176H152V177H151ZM240 176H241V177H240ZM258 176L260 177V174L257 175L256 177H258ZM263 176H264V173H263ZM74 177H75V175H74ZM145 177H146V176H145ZM157 177H158V176H157ZM157 177H156V180L158 181V178H157ZM178 177H179V176H178ZM224 177H225V175H224ZM226 177H227V176H226ZM226 177H225V178H226ZM253 177H254V178H253ZM30 178H31V177H30ZM34 178H35V177H34ZM41 178H43V177H41ZM51 178H52V177H51ZM62 178H64V177H62ZM142 178H144V177H142ZM142 178H141V179H142ZM147 178H145V180H146V181H148V180L150 181V182H147V183L152 184V182H153L154 180H151V179H148V180H147ZM153 178H154V177H153ZM153 178H152V179H153ZM159 178L162 179L161 176H160ZM170 178H171V177H170ZM220 178L222 179L223 177L220 176ZM233 178H234V176H233ZM250 178H251V177H250ZM263 178H264V177H263ZM0 179H1V178H0ZM32 179H33V177H32ZM38 179H39V178H38ZM45 179H46V178H45ZM45 179H44V180H45ZM57 179H59V178H57ZM60 179H61V178H60ZM64 179H65V178H64ZM72 179H73V177H72ZM134 179H135V178H134ZM139 179H140V178H139ZM141 179H140V180H141ZM161 179H159V180L161 181ZM172 179H173V178H172ZM223 179H224V178H223ZM256 179H257V180H256ZM256 179L254 180V182L252 181V182H253V183H252L253 186L251 187V185H252V184H251V185H250V188H251V189H252V188L254 189V187H256V186L259 185V186H260L259 189H260V188H262V189L259 190L258 187H256L255 190H256V192H259V193H260L261 190L263 191V189H264V185H263V186L260 185L259 182H260V181L263 182V181L261 180V179H262L261 177H260L259 181H258V178H256ZM145 180H144V181H145ZM156 180H155V181H156ZM216 180H217V179H216ZM218 180H219V179H218ZM233 180H234V179H233ZM233 180L231 179L230 183H232V185H233V183H235V184L238 185V186H236L235 184H234V185H235L236 187H239L241 181H240V182L237 181V182H239V184H238V183H236V182H232ZM36 181H37V179H36ZM50 181H51V179H50ZM53 181H54V179H53ZM55 181H56V180H55ZM59 181H60V180H59ZM61 181H62V179H61ZM63 181H64V180H63ZM71 181H72V180H71ZM160 181H159V182H160ZM165 181H166V180L164 179L162 182L165 183ZM30 182H31V179H30ZM32 182H33V180H32ZM48 182H49V179H48ZM64 182H65V181H64ZM64 182H63V183H64ZM67 182H68V181H67ZM135 182H137V181H135ZM135 182H134V183H135ZM142 182H143V181H142ZM162 182H161V183H162ZM178 182H184V183H185L184 186H192V184H193L192 181H187L186 178H185L184 180H183V179L181 180V178H180V179L178 180ZM226 182H227V185H228V180H227V179H226L225 181L223 180V182H222V181H218L216 185L218 186V183H220V184L222 185V184H224V183H226ZM245 182H244V183H245ZM261 182H260V183H261ZM41 183H42V182H41ZM45 183H46V182H45ZM69 183H70V182H69ZM71 183H72V182H71ZM138 183H140V182L138 181ZM138 183H137V184H138ZM154 183H155V182H154ZM164 183H163V185H164ZM215 183H216V182H215ZM230 183H229V184H230ZM254 183H255V184H254ZM257 183H258V184H257ZM263 183H264V182H263ZM30 184H31V183H30ZM54 184H55V183H54ZM57 184H58V182H57ZM64 184H65V183H64ZM141 184H142L141 186H143V185H147V184H145L144 182L141 183ZM149 184H148V185H149ZM155 184H156V183H155ZM155 184H154V185H155ZM186 184H187V185H186ZM58 185H61L60 182H59ZM135 185H136V183H135ZM135 185H134V186H135ZM161 185H162V184H161ZM165 185H166V184H165ZM216 185H215V186L213 185V186H214V187H217ZM221 185H219V186H221ZM227 185L225 184L226 189H227ZM232 185H231V186H232ZM245 185H246V183H245L244 185L241 184L240 187H239L238 189H236V188L234 187V190L236 189V190H235L236 192H235L234 190H233V191L235 192V194H238V196L234 197L233 200H234L235 198L239 197V193H237V190L239 191L240 188H241V189L244 188V190H246V189H245L246 187H244ZM16 186H17V185H16ZM24 186H25V185H24ZM35 186H36V185H35ZM45 186H46V184H45ZM45 186H44V187H45ZM56 186H57V185H56ZM61 186H62V185H61ZM70 186H71V185H70ZM136 186H137V185H136ZM159 186H160V185H159ZM166 186H167V185H166ZM168 186H169V185H168ZM229 186H230V185H229ZM241 186H242L243 188H242ZM20 187H21V186H20ZM57 187H58V186H57ZM64 187H65V186H64ZM148 187H149V186H148ZM148 187H147V188H148ZM171 187H172V185H171ZM214 187H212L211 189H213ZM222 187H223V189H224V186H221V188H222ZM22 188H23V187H22ZM22 188H21V189H22ZM25 188H26V187H25ZM29 188H30V187H29ZM37 188H38V186H37ZM162 188H163V187H162ZM219 188H220V187H218L217 189H219ZM248 188H249V187H248ZM30 189H31V188H30ZM39 189H40V188H39ZM39 189H38V190H39ZM53 189H55V187H54ZM63 189H64V188H63ZM160 189H161V188H160ZM214 189H216V188H214ZM214 189H213V190H214ZM217 189H216V190H217ZM230 189H231V188H230ZM257 189H258V190H257ZM28 190H29V189H28ZM40 190H42V189H40ZM45 190H46V189H45ZM51 190H52V189H51ZM51 190H50V191H51ZM60 190H61V189H60ZM221 190H222V189H221ZM221 190L218 191V194H220V195H221ZM224 190H225V189H224ZM224 190H222V193H223ZM18 191H21V190L19 189ZM23 191H24V190H23ZM31 191H32V190H31ZM33 191H34V189H33ZM52 191H53V190H52ZM65 191H66V190H65ZM211 191H212V190H210V192H211ZM231 191H232V190H231ZM241 191H243V190H241ZM247 191H248V190H246V192H247ZM250 191H251V190H250ZM250 191H249V192H250ZM7 192H8V191H7ZM9 192H10V191H9ZM24 192H25V191H24ZM40 192H41V191H40ZM206 192H207V191H206ZM212 192H213V191H212ZM216 192H217V191H216ZM225 192H226V190L224 191V194H225ZM229 192H230V191H229ZM246 192H245V193H246ZM0 193H2V192H0ZM3 193H4V192H3ZM10 193H11V192H10ZM10 193H9V194H10ZM34 193H35V191H34ZM38 193H39V192H38ZM56 193H57V192L55 191V194H56ZM60 193H61V192H60ZM62 193H63V191H62ZM227 193H228V192H227ZM240 193H241V192H240ZM247 193H248V192H247ZM259 193H258L257 195H259ZM262 193H264V191L261 192V195H262ZM25 194H26V192H25ZM31 194H32V193H30V196H31ZM36 194H37V193H35V195H36ZM41 194H42V193H41ZM44 194H45V192H44ZM46 194H47V193H46ZM48 194H49V193H48ZM65 194H66V192H65ZM252 194H253V193H252ZM0 195H1V194H0ZM5 195H6V194H5ZM5 195H4V197H5ZM16 195H18V194L16 193ZM52 195H53V194H52ZM61 195H62V194H61ZM214 195H215V194H214ZM225 195H226V194H225ZM232 195H233V194H232ZM243 195H244V194L242 193V196H243ZM249 195H251V194L249 193ZM253 195H254V194H253ZM263 195H264V194H263ZM2 196H3V195H2ZM6 196H7V195H6ZM8 196H9V195H8ZM23 196H24V195H23ZM28 196H29V195H28ZM32 196H33V194H32ZM32 196H31V197H32ZM47 196H48V195H47ZM47 196H45V197H47ZM50 196H51V195H50ZM217 196H218V195H217V193H216V197H217ZM223 196H224V195H223ZM240 196H241V194H240ZM245 196H246V194H245ZM245 196H243V199H244ZM255 196H256V195H255ZM259 196H260V195H259ZM259 196H258V197H259ZM9 197H10V196H9ZM9 197H7V198L9 199ZM13 197H14V196H13ZM13 197H12V198H13ZM15 197H16V196H15ZM17 197H18V196H17ZM19 197H20V196H19ZM51 197H53V196H51ZM61 197H63V196H61ZM67 197H68V196H67ZM161 197H162V196H161ZM216 197H213V196H212V198H216ZM219 197H220V196H219ZM248 197H249V196L247 195V197H245V200H246ZM251 197H252V195L249 197V199H251ZM260 197H261V196H260ZM12 198H11V199H12ZM22 198H23V197H22ZM39 198H40V197H39ZM42 198H43V197H42ZM57 198H58V197H57ZM64 198H65V197H64ZM169 198H170V197H169ZM224 198H225V197H224ZM224 198H223V199H224ZM226 198H227V197H226ZM226 198H225V199H226ZM229 198H230V197H229ZM229 198H228V200H229ZM239 198H240V197H239ZM241 198H242V197H241ZM3 199H4V198H3ZM3 199H2V200H3ZM11 199H9V200H11ZM13 199H16V198H13ZM13 199H12V200H13ZM19 199H20V198H19ZM23 199H24V204H25V202H26L25 200H28V198L26 199V198L24 197ZM36 199H38V198H36ZM53 199H54V198H53ZM58 199H59V198H58ZM171 199H172V198H171ZM177 199H178V198H177ZM216 199H217V198H216ZM216 199H215V200H216ZM253 199H254V197H253ZM9 200H8V201H9ZM12 200H11V203H12ZM31 200H32V199H31ZM44 200H45V199H44ZM219 200H221V198H219ZM226 200H227V199H226ZM228 200L226 201L227 203H229ZM254 200H255V199H254ZM254 200H253V204L256 203V202H254ZM259 200H260V199H258V201H259ZM261 200H262V198H261ZM261 200H260V201H261ZM4 201H7V200H4ZM8 201H7V202H8ZM16 201H18V200L16 199ZM16 201H15V202H16ZM35 201H36V200H35ZM54 201H55V199H54ZM60 201H61V199H60ZM69 201H70V200L68 199V202H69ZM73 201H74V200H73ZM166 201H167V199H165V203H166ZM175 201H176V200H175ZM222 201H223V200H222ZM222 201H221V202H222ZM235 201L238 202L239 199H238V201H237V200H235ZM235 201H234V202H235ZM242 201H243V200H242ZM256 201H257V200H256ZM7 202H6L5 205H7ZM19 202L21 203V202H23V200L21 201V199H20ZM28 202H29V201H28ZM28 202H27V203H28ZM55 202H56V201H55ZM61 202L63 203V201H61ZM74 202H75V203H78L79 201L76 202V200H75ZM80 202H81V201H80ZM170 202H171V203H170ZM173 202H174L173 200L169 201L170 206H171V204H172ZM210 202H212V200H211ZM210 202H209L208 204H212V203H210ZM213 202H214V200H213ZM230 202H233V201H231V199H230ZM240 202H241V201H240ZM240 202H239V203H240ZM246 202H247V201H246ZM248 202H249V201H248ZM251 202H252V201H251ZM0 203H1V202H0ZM33 203H34V202H33ZM40 203H43V202L41 201ZM52 203H53V202H52ZM146 203H147V202H146ZM165 203H164V205H165ZM167 203H168V202H167ZM167 203H166V205H167ZM178 203H179V202H178ZM227 203H226V205H227ZM239 203H238V205H241V204H242V202H241V204H239ZM263 203H264V202H263ZM13 204H14V203H13ZM18 204H19V203H18ZM22 204H23V203H22ZM24 204H23V205H24ZM59 204H60V202H59ZM66 204H67V203H66ZM70 204H71V203H70ZM70 204H69V207L71 208V206H72L73 204H71V206H70ZM169 204H168V209H169V207H170ZM174 204L176 205L177 203L174 202ZM181 204H182V203H180V205H181ZM216 204H217V203H215V205H216ZM230 204H231V203H230ZM230 204H229V206H231ZM234 204H235V203H234ZM234 204L232 203L233 207H234ZM15 205H16V204H14V207L17 206V205L15 206ZM43 205H44V204H43ZM43 205H42L41 208H40L41 210H42ZM54 205H55V204H54ZM56 205H57V204H56ZM67 205H68V204H67ZM156 205H157V204H156ZM158 205H159V204H158ZM180 205H179V208H184L187 204H186L184 207H181V206H183V205H181V206H180ZM191 205H193V204H191ZM191 205L189 204L188 207H190ZM194 205H195V204H194ZM212 205L214 206V204H212ZM217 205H218V204H217ZM236 205H237V204H235V206H236ZM8 206H9V205H8ZM24 206H25V205H24ZM24 206H23V209L21 210V213H22V211L26 210V209H24ZM28 206H29V203H28ZM28 206H27V207H28ZM32 206H33V205H32ZM32 206H31V207H32ZM36 206H37V205H36ZM36 206H35V207H36ZM47 206H49V205H47ZM50 206H51V204H50ZM62 206H63V205H62ZM74 206H75V205H74ZM142 206H143V205H142ZM172 206H173V204H172ZM213 206H212V207H213ZM219 206H220V204H219ZM227 206H228V205H227ZM229 206H228V207H229ZM3 207H5L4 204H3ZM10 207H12V204H11ZM20 207H21V205H20ZM39 207H40V206H39V204H38V206L36 207V209H38ZM51 207H52L53 209L55 208V207H53V206H51ZM51 207H49V208H51ZM65 207H67V206L65 205ZM83 207H84V206H83ZM176 207H178V206H176ZM191 207L194 208L195 206H191ZM191 207H190V208H187V207H186V208H187L188 210H190V209H192ZM208 207L210 208L211 206H208ZM214 207H215V208H213V209H216L218 206H217V207L214 206ZM25 208H26V207H25ZM45 208L47 209V207H45ZM56 208H58V207H56ZM73 208H74V207H73ZM86 208H87V207H86ZM139 208H140V207H139ZM141 208H142V207H141ZM164 208H166V210H165L164 212L167 213V212H168L167 207H164ZM205 208H206V207H205ZM9 209H10V208H9ZM9 209H8V207H7L6 210H4V211L7 212ZM20 209H21V208H20ZM20 209L18 208V211H20ZM30 209H32V208H30ZM46 209H44V210H46ZM53 209H52V210H53ZM64 209H65V208H64ZM64 209H63V208H62V210L57 209L58 212H59V214L55 213V212H57V210H56V211L54 210V213H53V214L57 215L58 218H59V217L61 218V217H62V214H61V216H59V215H60L61 212L63 213V210H64ZM66 209H68V211H69V208H66ZM77 209H78V208H77ZM80 209H82V208L80 207ZM173 209L175 210L174 207H173ZM187 209H186V211H187ZM199 209H201V208L198 206V210H199ZM211 209H212V208H210V210H211ZM11 210H12V209H10V212H9V213H12V212L14 211V210H13V211L11 212ZM27 210H28V209H27ZM33 210H34V208H33ZM49 210H50V209H49ZM72 210H73V209H72ZM74 210L76 211V208H75ZM74 210H73V213H74ZM85 210H86V209H84V208H83V210H82V212H84V214L82 213V214L84 215V217H83V216L80 217L78 214H80L81 212L79 213V212L76 211V212L78 213L77 216H79L80 219H81V218H83V219L90 218V217H88V215H87L88 212L85 214ZM123 210H124V209H123ZM128 210H129V209H128ZM143 210H144V208H143ZM154 210H156V209H154ZM154 210H153V211H154ZM157 210H158V209H157ZM171 210H172V208H171ZM176 210H177V209H176ZM178 210H179V209H178ZM198 210H196V211H197V212H200V211H198ZM204 210H205V209H204ZM217 210H218V209H217ZM221 210H222V209H221ZM226 210H227V208H226ZM1 211H2V210H1ZM16 211H17V210H16ZM18 211H17L16 213H19ZM29 211H30V210H29ZM64 211H67V210H64ZM70 211H71V209H70ZM70 211H69L68 215L70 214ZM86 211H87V210H86ZM124 211H125V210H124ZM129 211H130V210H129ZM146 211H147V210H146ZM190 211H193V209L190 210ZM194 211H195V210H194ZM201 211L203 212V210H201ZM206 211L208 212V209H207V208H206ZM263 211H264V210H263ZM14 212H15V211H14ZM27 212H28V211H26V214H27ZM32 212H34V211H32ZM40 212H41V211H40ZM49 212H53V211L50 210ZM76 212H75V213H76ZM135 212H137V211H135ZM169 212H170V211H169ZM172 212H173V211H172ZM175 212H176V211H174V216H175ZM179 212H182V210H181V211L179 210ZM197 212H195V213H197ZM202 212H201V213H202ZM217 212H218V211H217ZM217 212H216V213H217ZM246 212H247V210H246ZM254 212H255V211H254ZM254 212H253V213H254ZM256 212H257V211H256ZM3 213H4V212H3ZM9 213L7 212V214H9ZM23 213H24V212H23ZM23 213H22V214H23ZM35 213L38 214V211H37V212L35 211ZM45 213H46V215H47V212H46V211H45ZM65 213H66V212H65ZM65 213H64V214H65ZM184 213H185V212H184ZM191 213H192V212H191ZM204 213H205V212H204ZM210 213H213V211L210 212ZM214 213H215V212H214ZM216 213H215V214H216ZM220 213H221V212H220ZM222 213H223V212H222ZM237 213H238V212H237ZM253 213H252V214H253ZM257 213H258V212H257ZM257 213H255V214L259 217V216H260V213H259V215H258ZM262 213H263V212H262ZM0 214H2V213L0 212ZM4 214H5V216H6V213H4ZM4 214H3V217H4ZM28 214H30V213L28 212ZM48 214H49V213H48ZM51 214H52V213H50L49 215L51 216L52 220H51V219H50L49 221H47L48 219H47V220H43L45 216H44L43 214H41V216L43 215L42 220H43V221H47V222H52V221H53V223L55 224V226H56V224L59 226L60 224L56 222V219H58V218L55 217L56 219L54 220V217H52L53 215H51ZM66 214H67V213H66ZM71 214H72V213H71ZM82 214H80V215H82ZM88 214L90 215V213H88ZM95 214H96V213H95ZM99 214H100V213H99ZM106 214H108V213H106ZM117 214H119V213H117ZM120 214H121V213H120ZM120 214H119V215H120ZM153 214H154L155 216L158 217V214H157V215H156V213H153ZM160 214H161V212H160ZM163 214H164V213H163ZM176 214H177V212H176ZM182 214H183V213H182ZM187 214H189V213L187 212ZM193 214H194V213H192L191 215H193ZM228 214H229V213L227 212V215H228ZM235 214H236V213H235ZM255 214H254V215H255ZM11 215H12V214H11ZM11 215H10V217H9L10 219L12 218ZM15 215H17V214H15ZM32 215H33V214H32ZM39 215H40V213H39ZM49 215H47V218H48ZM55 215H54V216H55ZM101 215H103V214H100V216H101ZM104 215H105V213H104ZM119 215H118V216H119ZM124 215H125V214H124ZM141 215H142V214L139 215V219H141V220L143 219V216H144L145 218L148 217V216H151V217H152V215H150V213H148V214H144V215L142 216V218H140ZM164 215H165V214H164ZM168 215H170V213H168ZM178 215L180 216L179 213H178ZM191 215H190V217H191ZM199 215H202V214H199ZM205 215H208V214L205 213ZM210 215H212V214H210ZM213 215H214V214H213ZM220 215H222V214H220ZM244 215H245V214H244ZM256 215H255V216H256ZM26 216H27V215L24 214L25 220H27V221L29 222V220L31 219V217L28 218V219H26V218H27ZM28 216H29V215H28ZM36 216H38V215H36ZM63 216H65V218H66V215H63ZM70 216H71V215H70ZM72 216H74V215H72ZM85 216H87V217H85ZM90 216H91V215H90ZM94 216H95V215H94ZM94 216H93V217H94ZM110 216H111V215H110ZM118 216H117V217H118ZM129 216H130V215H129ZM135 216H136V215H135ZM165 216H166V215H165ZM184 216H185V215H184ZM184 216H181V219L184 218ZM194 216H195V214L193 215V217H194ZM196 216H197V215H196ZM202 216H203V215H202ZM222 216H223V219L226 218V217H224V215H222ZM229 216H230V215H229ZM232 216H233V214H232ZM232 216H230V217H232ZM255 216H254V217H255ZM261 216H262V215H261ZM1 217H2V215H1ZM24 217H23V218H24ZM32 217H33V216H32ZM79 217H78V218H79ZM97 217H98V216H97ZM107 217L109 218V214H108ZM120 217L122 218L121 215H120ZM125 217H126V216H125ZM127 217H128V216H127ZM151 217H150V218H151ZM157 217H156V219H157ZM187 217H188V216H187ZM193 217H191V218H193ZM203 217H204V216H203ZM212 217H213V216H211L210 218H212ZM219 217H220V216H219ZM227 217H228V216H227ZM6 218H7V217H5V219H6ZM9 218H8V219H9ZM18 218H19V220H21V222H22V217H21V219H20V216H19ZM33 218H34V217H33ZM33 218H32V219H33ZM36 218L39 219V220L37 219L38 221H36V222H37V225H36V222H35L34 220H33V221H34L35 224L30 220L34 225H32V223H31V224H29V223L27 224V222L25 221V223L27 224V227H28V232H29V234H28V232H27V235H26V233H25V235L22 236L24 233H23V234L21 233L20 236H22L23 238L26 237L24 240H22V241H24L23 244L25 245V240H27L28 237H29L28 235L31 234L30 236H32V237L35 236V238H36V234H37V237H38V239H40V240H38V241L35 242V241H34L35 238H34V237H33L34 239H33L32 237H31V238L33 239V244L36 245L35 243H37V244H38V245H36V246H38L37 248L40 247V248L42 249L43 245L41 244L40 241H42L43 239H41V238L44 237V238L46 239V241H44V240H43V241L47 243L48 240H47V238L45 237V235H46L47 232L44 234L45 231L42 230V231H44V232L41 231V235L43 236V237H41L40 235H38V234H39L38 230L40 231V229H42V226H41L42 223H43V224H46L47 222H41V224H39V221H41V220H40L41 218H40V216H38V217H36ZM75 218H76V217H75ZM98 218H99V217H98ZM104 218H106V216H105ZM123 218H124V217H123ZM145 218H144L143 220H147V218H146V219H145ZM150 218H149V219H150ZM161 218H162L161 216L158 217V219H159V222H158L159 225L161 224L160 221L162 222ZM165 218H167V217H165ZM168 218H170V217L168 216ZM171 218H172V217H171ZM177 218H178V217H177ZM191 218L188 217L187 220L189 221V219H191ZM196 218H197V217H196ZM210 218H209V219H210ZM216 218H217V216H216ZM221 218H222V217H220L219 219H221ZM232 218H233V217H232ZM234 218H235V215H234ZM238 218H239V217L237 216L236 219H238ZM263 218H264V216H263ZM10 219H9V221H10ZM12 219H13V218H12ZM34 219H35V218H34ZM61 219H62V218H61ZM61 219H60V220H61ZM72 219H73V218H72ZM72 219H71V221H70V219H68L69 222H72V223L75 222V223L79 224L78 219H76L77 222H76L75 220H72ZM92 219H93V218L89 219L90 222H91ZM102 219H103V218H102ZM106 219H107V218H106ZM106 219H105V221H106ZM110 219H111V218H110ZM110 219H107V221L109 222ZM116 219H117V218H116ZM118 219H119V218H118ZM124 219H125V218H124ZM124 219H123V221H124ZM134 219H135V217H134ZM134 219H133V220H134ZM149 219H148V220H149ZM151 219L153 220V218H151ZM154 219H155V218H154ZM156 219H155L154 221H158V219H157V220H156ZM162 219H163V218H162ZM179 219H180V218H179ZM193 219H194V218H193ZM199 219H200V218H199ZM223 219L219 220V223H220L221 221H223ZM239 219L243 220L241 217H240ZM239 219H238V220H239ZM248 219H249V218H248ZM255 219L257 220L256 217H255ZM259 219H260V217H259ZM261 219H262V218H261ZM1 220H2V219H1ZM14 220H15V219H14ZM14 220H13V221H14ZM16 220H17V219H16ZM60 220H57V221L60 222V223H62L61 221H63L64 219L61 220V221H60ZM94 220H95V217H94L93 221H94ZM98 220H99V219H98ZM137 220H138V214H137ZM143 220H142L141 222H143ZM148 220H147V222H148ZM174 220H175V219H174ZM187 220H186V221H187ZM197 220H198V219H197ZM225 220H226V219H225ZM225 220H224V221H225ZM230 220H231V218H230ZM234 220H235V219H234ZM241 220H240V222L243 223L244 225H245L246 223H249V222H246V221H245V222H246V223H245V222H243V221H241ZM251 220H252V219H251ZM5 221H7V220H5ZM5 221H4V223L6 224ZM17 221H18V220H17ZM17 221H16V222H17ZM23 221H24V219H23ZM54 221H55L56 223H55ZM79 221H80V220H79ZM84 221L87 222L88 219H87V220H84ZM93 221H92V222H93ZM95 221H96V220H95ZM95 221H94V223H95ZM103 221H104V220H103ZM139 221H140V220H139ZM139 221H138V223H141V222H139ZM165 221L167 222V220H165ZM190 221H192V220H190ZM210 221H211V219H210ZM210 221H208V222H210ZM213 221H214V220H213ZM215 221H216V219H215ZM215 221H214V223L217 222V224H218V221H216V222H215ZM263 221H264V219H263ZM263 221H261V222H263ZM0 222H1V221H0ZM65 222L68 223V221H66V219L64 220V223H65ZM82 222H83V221H82ZM86 222H83L82 225H83V224H84L85 226H86V224L88 225V223H86ZM88 222H89V221H88ZM98 222H99V221H98ZM98 222H97V223H98ZM111 222H112V221L110 220V224H111ZM116 222H117V221H116ZM144 222H145V221H144ZM149 222H150V220H149ZM152 222H153V221H152ZM163 222H164V219H163ZM163 222H162V223H163ZM166 222H165V223H166ZM169 222H171V220H169ZM173 222L175 223V221H173ZM173 222H171V223H173ZM196 222H197V221H196ZM201 222H202V220H201ZM208 222H207V223H208ZM228 222H229V221H227V224H228ZM232 222H233V220H232L230 223H232ZM235 222H238V221H235ZM235 222H234V223H235ZM258 222H259V221H257V223H258ZM53 223H52V224L50 223V225L46 224V228L49 227V229H52L53 226H54ZM64 223H63V224H64ZM80 223H81V222H80ZM85 223H86V224H85ZM100 223H101V222H100ZM100 223H99L98 225H100ZM104 223H106V222H104ZM112 223H113V222H112ZM119 223H120V221H119ZM134 223H135V221H134ZM153 223L156 225L157 222H156V223L153 222ZM158 223H157V225H158ZM165 223H164V224H165ZM167 223H168V222H167ZM167 223H166V224H167ZM171 223H170V224H171ZM184 223H185V222H184ZM203 223H204V222H203ZM230 223H229V224H230ZM238 223H239V222H238ZM250 223H251V221H250ZM253 223L256 224V222H253ZM263 223H264V222H263ZM263 223H261V224L263 225ZM5 224H4V225H5ZM22 224H23V223H22ZM38 224H39V227L41 226L40 229H39V227H36V226H38ZM95 224H96V223H95ZM107 224H108V223H107ZM107 224H106V225H107ZM110 224H108V225H110ZM115 224H118V223H115ZM135 224H136V223H135ZM135 224H134V226H135ZM144 224H147V223H144ZM164 224H163V225H164ZM178 224H179V223H178ZM186 224H188V222H187ZM186 224H185V226H187ZM190 224H191V223H190ZM190 224H189V225H190ZM197 224H198V222H197ZM217 224H216L215 226H217ZM221 224L223 225V223H221ZM225 224H226V223H225ZM225 224H224V226H225V228H226V225H227V224H226V225H225ZM239 224H240V223H239ZM4 225H3V226H4ZM13 225H14V227H15V226H16V223H14ZM13 225H12V227H13ZM19 225H20V224L18 223V226H19ZM28 225H29V226H28ZM31 225L33 226V229H35V232H34V230H33V231H30V230H32V228H30ZM35 225H36V226H35ZM61 225H62V224H61ZM61 225H60V228L63 226V225H62V226H61ZM65 225H66V223H65ZM65 225H64V227H66L68 224H67L66 226H65ZM72 225H73V227H75L74 224H72ZM72 225H70V226L72 227ZM90 225H91V224L89 223V226H90ZM96 225H97V224H96ZM96 225H95V226H96ZM101 225H102V224H101ZM106 225H104V227H103V226H102V227L105 228ZM111 225H112V224H111ZM111 225H110V226H111ZM118 225H119V224H118ZM118 225H116V226H118ZM120 225H122V223H120ZM123 225H124V224H123ZM136 225H138V224H136ZM151 225H153V224L151 223ZM155 225H154V226H155ZM161 225H162V224H161ZM163 225H162V226H163ZM168 225H169V224H168ZM173 225H174V224H172V226H173ZM175 225H176V224H175ZM181 225H183L182 222H181ZM189 225H188V226H189ZM194 225H195V224H194ZM199 225H200V223H199ZM237 225H238V224H237ZM241 225H242V224H241ZM258 225H259V224H258ZM262 225H261V226H262ZM0 226H2V224H0ZM3 226H2V227H3ZM5 226H6V225H5ZM8 226H9V224H8ZM8 226H7V227H8ZM10 226H11V225H10ZM10 226H9V227H10ZM21 226H22V225H21ZM21 226H19L18 228H20ZM44 226H45V225H44ZM44 226H43V229H45V230L47 231V229L44 228ZM50 226H52V227L50 228ZM55 226H54V228H53L54 230H55ZM58 226H56V229H57L56 231H58V232L60 233V231H59L60 229H59ZM76 226L78 227V225H76ZM80 226H81V224H80ZM112 226H113V225H112ZM125 226H126V225H125ZM125 226H123V227H125ZM140 226H142V225H140ZM162 226H161V227H162ZM166 226H167V225H166ZM178 226H180V224H179ZM178 226L175 227V229H177ZM183 226H184V225H183ZM185 226H184V227H185ZM190 226H191V225H190ZM196 226H197V225H196ZM206 226H207V224H206ZM208 226H210L209 228L213 231V228H214L215 226L213 227V224H212V223H211L210 225H208ZM211 226H212L213 228H211ZM220 226H221V225H220ZM238 226H239V225H238ZM242 226H243V225H242ZM245 226H246V225H245ZM245 226H244V227H245ZM249 226L252 227L253 225L251 226V225L249 224ZM256 226H257V225H256ZM23 227H25V226H23ZM34 227H36V228H34ZM57 227H58V228H57ZM64 227H62V228H64ZM77 227H76V228H77ZM91 227H92V225H91ZM96 227H98V226H96ZM96 227L93 228V230L95 229V231H96ZM99 227H100V226H99ZM99 227H98V229L100 230L101 227H100V228H99ZM128 227H129V226H128ZM144 227H145V226H144ZM144 227H143V228H144ZM155 227H156V226H155ZM169 227H170V226H169ZM192 227H193V226H191V228H192ZM199 227H200V226H199ZM232 227H235V226H232ZM257 227H258V226H257ZM29 228H30V229H29ZM37 228H38V230H37ZM86 228H87V226H86ZM106 228L108 229V227H106ZM106 228H105V229H106ZM115 228H117V227H115ZM118 228H120V227L118 226ZM143 228L140 227V229H143ZM146 228H147V227H146ZM156 228L158 229V231H157V229H156V232H158V233L161 232V231H159V226H157ZM164 228H165V227H164ZM172 228H173V227H172ZM189 228H190V227H189ZM202 228H203L205 231L207 230V228L205 229V224H204V226H202ZM209 228H208V229H209ZM215 228H216V227H215ZM215 228H214V230H216ZM221 228H222V226H221ZM221 228H219V226H218V229H219L218 231H219V232L223 229V228H222V229H221ZM225 228H224V229H225ZM230 228H231V225H230ZM237 228H238V227H237ZM239 228L244 229V228H242V227H240V226H239ZM239 228H238V230L236 229V227H235L234 229H236L235 231H239V232H240L241 229L239 230ZM253 228H254V227H253ZM262 228H264V227H262ZM262 228H261V229H262ZM7 229H8V228H7ZM14 229H15V230H14ZM14 229H13L14 231L17 230V232H16L17 235H18L19 232H23V229H22V230H19V231H18V229H16V227H15ZM20 229H21V228H20ZM25 229H26V228H24V231L27 230V229H26V230H25ZM58 229H59V230H58ZM78 229H79V227L76 229V231H77ZM88 229H90V228L88 227ZM113 229H114V228H113ZM121 229H122V228H121ZM125 229H126V228H125ZM135 229H136V227H135ZM138 229H139V227H138ZM138 229H137V230H138ZM147 229H149V230H148V233H149L151 228H147ZM170 229H171V228H170ZM170 229H168V230H170ZM181 229H182V228H181ZM184 229H185V228H184ZM194 229H196V228H194ZM200 229H201V227H200ZM200 229H198V230H200ZM220 229H221V230H220ZM227 229H228V227H227ZM227 229H225V233H224V232H223V233L220 232V233H221V235H219L220 237L217 236L218 231H213V232H215V233L217 232V233H216V236H215V237H216V240H217L218 238H221V239H225V237L227 238V233H230V231H231V230H228L229 232H226ZM231 229H232V231L234 230L233 228H231ZM256 229H258V228H256ZM261 229H260V230L258 229V230L261 231ZM8 230H9V229H8ZM13 230H12V231H13ZM65 230H66V229H65ZM65 230H63V233H64ZM71 230H73V229H71ZM91 230H92V229H90V231H91ZM93 230H92V231H93ZM99 230H97V231L99 232ZM116 230H119V229H116ZM128 230H129V229H128ZM151 230H153V229H151ZM160 230H161V229H160ZM162 230H165V229H162ZM171 230H172V229H171ZM177 230L181 231L179 228H178ZM185 230H186V229H185ZM185 230H183V231L185 232ZM211 230H207V231L212 232ZM245 230H246V228L244 229V231H245ZM252 230H253V229H252ZM254 230H255V228H254ZM263 230H264V229H263ZM4 231H6V230L4 229ZM12 231H11V232H12ZM49 231H50V230H49ZM51 231H52V234H53V233H54L53 230H51ZM80 231H81V230H80ZM83 231L86 232V230H83ZM101 231H103V230H101ZM106 231H108V230H105V232H106ZM120 231H121V234H119L120 232H119L118 234L121 236L122 234H124L125 231H124V230H120ZM122 231H123V233H122ZM133 231H134V230H133ZM135 231H136V230H135ZM143 231H144V229H143ZM146 231H147V230H146ZM165 231H167V230H165ZM165 231H164V232H165ZM173 231H174V229H173ZM179 231L174 232V233L170 231L171 234H170V232H169V235H170V236H173L172 233H173V234H175V233L177 234V233H179ZM187 231H188V230H187ZM192 231L194 232L193 229H192ZM196 231H197V230H195V233H194L192 236H194V235L197 234V233H200V231H203V230L201 229V230H200L199 232H197V233H196ZM205 231H204V232H205ZM246 231H247V230H246ZM255 231H256V230H255ZM255 231H254V232H255ZM32 232L34 233V235H32ZM36 232H37V233H36ZM58 232H56V233H58ZM77 232H78V231H77ZM87 232H88V231H87ZM109 232H111V231H109ZM114 232H115V229H114ZM114 232H113V233H114ZM154 232H155V230H154ZM154 232H152V233L154 234V236H156V235H155L156 233H154ZM184 232H183V233H184ZM188 232H191V231H188ZM193 232H191V233H193ZM210 232H209V234H210ZM239 232H237V233H239ZM248 232H249V234H250V232L253 233V231H251V230L249 231V229H248ZM257 232H258V231H257ZM257 232H255V233H257ZM2 233H3V231H2ZM2 233H0V234L2 235ZM16 233H15V234H16ZM42 233H43L44 235H43ZM48 233H49V232H48ZM48 233H47V234H48ZM65 233L68 235V231H67V232L65 231ZM71 233H75V232L73 231V232H71ZM81 233H82V232H81ZM88 233H90V232H88ZM88 233H87V234H88ZM92 233H93V232H92ZM95 233H96V232H95ZM99 233H100L101 235H103L101 232H99ZM103 233H104V232H103ZM106 233H107V232H106ZM129 233H130V232H129ZM137 233H139V231L136 232V234H137ZM150 233H151V232H150ZM158 233H157V234H158ZM185 233H186V232H185ZM231 233L234 234L233 232H231ZM235 233H236V232H235ZM241 233H242V232H241ZM241 233H240V234H241ZM255 233H254V234H255ZM258 233H260V232H258ZM262 233H263V234H262ZM262 233H260V235H258V234H257V235H258V236H262V235H264V231H263ZM3 234H5V233H3ZM11 234H13V232H12ZM52 234H51V235H52ZM109 234H110V233H109ZM114 234H115V233H114ZM127 234H128V233H127ZM139 234H141V231H140ZM159 234H160V233H159ZM176 234H175V236H176ZM206 234H208V233H206ZM222 234H226V236L223 235V236H224V237H223ZM261 234H262V235H261ZM8 235H9V234H8ZM8 235H7L6 237H9V236H10V235H9V236H8ZM61 235H62V234H61ZM63 235H64V234H63ZM71 235H73V234H71ZM71 235H70V233H69L68 236H71ZM74 235H75V234H74ZM76 235H77V234H76ZM80 235H81V234H80ZM84 235H85V234H84ZM89 235H90V234H89ZM95 235H96L97 238H100V236L98 237V234H95ZM104 235H105V234H104ZM166 235H167V233H166ZM183 235H184V234H183ZM197 235H198V234H197ZM197 235H196V236H197ZM229 235H230V236H229V238H230V237H231V234H229ZM238 235H239V234H238ZM242 235H243V234H241V235H239V236H242ZM252 235H253V234H252ZM255 235H256V234H255ZM2 236H3V235H2ZM2 236H1V237H2ZM18 236H19V235H18ZM18 236H17V239H16V240H18V239H23L22 237H19V238H18ZM46 236H47V235H46ZM49 236H50V235H49ZM49 236H48V237H49ZM54 236H55V235H52V239H51V240H54V241H52V242H54V245H55V244H56L55 239L57 238V239H56V241H57L59 238L57 237L58 235L56 234L55 239H53ZM68 236H65V237H66V238H70V237H68ZM78 236H79V235H78ZM78 236H76V237L79 238ZM85 236H86V235H85ZM92 236H93V235H92ZM92 236H90L89 239H91ZM106 236H107V234H106ZM108 236H109V235H108ZM111 236H112V235H111ZM120 236H119L118 239H120ZM122 236H123V235H122ZM125 236H126V235H125ZM137 236H138V234H137ZM146 236H147V237H145V238H147V239H148V237H150V236L153 237L152 234L149 235V234H147V232H146ZM175 236H173V237H175ZM179 236H180V235H179ZM189 236H190V235H189ZM196 236H195V237H196ZM206 236H208V235H206ZM213 236H214V235H213ZM232 236H233V235H232ZM244 236H246V234H245ZM248 236H249V235H248ZM253 236H254V235H253ZM6 237H5V238H6ZM11 237H12V236H10V239H11ZM13 237H14V236H13ZM50 237H51V236H50ZM50 237H49V238H50ZM59 237H60V235H59ZM62 237H64V236H62ZM94 237H95V236H93V238H94ZM101 237H102V236H101ZM113 237H114V236H113ZM127 237H128V235H127ZM156 237H157V236H156ZM166 237H167V236H166ZM166 237H165V238H166ZM184 237H185V235H184ZM211 237H212V236H211ZM250 237H251V236H250ZM250 237L248 238V240L250 239ZM2 238H3V237H2ZM29 238H30V237H29ZM31 238H30V239H31ZM66 238H65V239H66ZM85 238H88V237H85ZM85 238H84V236H83L81 239L84 240ZM93 238H92V239H93ZM104 238H105V237H104ZM104 238H103V239H104ZM108 238H110V237H107V239H106L107 241H108ZM136 238H137V237H136ZM140 238H141V237H140ZM142 238L145 240L144 235H143ZM158 238H160L159 235H158ZM167 238H169V237H167ZM167 238H166V240H168ZM170 238H171V237H170ZM180 238H181V237H180ZM231 238H232V237H231ZM233 238H234V237H233ZM236 238H237V237H236ZM251 238H252V237H251ZM253 238H254V237H253ZM253 238H252V239H253ZM263 238H264V236L262 237V241L264 240ZM0 239H1V238H0ZM30 239H29V240H30ZM61 239H62V238H61ZM155 239H156V238H155ZM176 239H177V236H176ZM176 239H175V240H176ZM185 239H186V238H185ZM185 239H184V240H185ZM188 239H189V238H188ZM188 239H187V240H188ZM195 239H196V238H195ZM204 239H205V238H204ZM209 239H210V238H209ZM227 239H228V238H227ZM234 239H235V238H234ZM237 239H238V238H237ZM256 239H257V237H256ZM14 240H15V238H14ZM14 240H13V241L8 240V241L12 242L11 244H13V246H14L15 242H18V244L16 243L17 245H15V246H18V247H19V245H20V244H19L20 241H16V240H15V242H14ZM35 240H37V238H36ZM62 240H63V239H62ZM67 240H69V239H67ZM85 240H86V239H85ZM96 240H98V239H96ZM96 240H95V241H96ZM101 240H102V239H101ZM113 240H114V239H112V238L110 239V241H113ZM133 240H134V239H133ZM153 240H154V239H153ZM161 240H162V239H161ZM163 240H164V238H163ZM175 240H174V241H175ZM192 240H193V239H192ZM235 240H236V239H235ZM239 240H240V239H239ZM239 240H237V241H239ZM253 240H254V239H253ZM5 241H6V239L4 240V242H5ZM43 241H42V242H43ZM87 241H88V239H87ZM90 241H91V240L88 241L89 244L92 243V241H91V242H90ZM116 241H117V240H116ZM119 241H120V240H119ZM147 241H148V240H147ZM150 241H152V240H150ZM158 241H159V239H158ZM199 241H200V240H199ZM202 241H203V240H202ZM210 241H211V239H210ZM210 241H209V242H210ZM223 241H224V240H223ZM231 241H232V240H231ZM241 241H242V240H241ZM243 241H244V240H243ZM246 241H247V237H246ZM256 241H257V240H256ZM260 241H261V240H260ZM6 242H7V241H6ZM6 242H5V243H6ZM34 242H35V243H34ZM44 242H43V243H44ZM58 242L60 243L59 240H58ZM58 242H57V243H58ZM98 242L100 243V240H99ZM122 242H123V241H122ZM132 242H133V241H132ZM154 242H155V241H154ZM161 242H162V241H161ZM161 242H160V243H161ZM169 242H170V241H169ZM172 242H173V241H172ZM196 242H197V241H196ZM221 242H222V240H221ZM221 242H220V243H221ZM249 242H250V240H249ZM0 243H1V242H0ZM7 243H8V242H7ZM7 243H6V244H7ZM27 243H28V242H27ZM30 243H31V241L29 242V245H30ZM50 243H51V242H50ZM50 243L48 244V246L50 245V246L53 247V246H54V245H52L53 243H51V244H50ZM81 243H82V242L80 241V245H81ZM85 243H86V242H85ZM93 243L95 244V242H93ZM105 243H106V242H105ZM111 243H112V242H111ZM111 243H109V244H111ZM138 243H139V242H138ZM140 243H141V242H140ZM151 243H152V242H151ZM170 243H171V242H170ZM170 243H169V244H170ZM176 243H177V242H176ZM188 243H189V242H188ZM192 243H193V242H192ZM194 243H195V241H194ZM197 243H198V242H197ZM210 243H211V242H210ZM224 243H225V242H223V244H224ZM229 243H230V242H229ZM232 243H233V242H232ZM244 243H245V241L243 242V244H244ZM247 243H248V242H247ZM247 243H245V245H246ZM250 243H251V242H250ZM250 243H248V245H249ZM254 243H257V242H254V241H253V244H254ZM261 243L263 244V242H261ZM261 243H260V245H259V240H258V245L261 246V247L264 246V245H261ZM23 244L21 243L20 246L23 247ZM31 244H32V243H31ZM40 244H41V245H40ZM83 244H84V243H83ZM94 244L91 245V246L93 247ZM112 244H113V243H112ZM141 244H143V243H141ZM145 244H146V243H145V241H144V246H145ZM147 244H149V243L147 242ZM161 244H162V243H161ZM161 244H158V245H161ZM173 244H175V243H173ZM218 244H219V243H218ZM236 244H238V243H236ZM240 244H241V243H240ZM0 245H1V244H0ZM3 245H4V244L2 243V246H3ZM26 245H27V244H26ZM26 245H25V246H26ZM45 245H46V244H45ZM45 245H44V247H45ZM57 245L60 246L61 244H57ZM99 245H100V247H102L103 243H102V245H101V243H100ZM134 245H135V244H134ZM209 245H210V244H209ZM212 245H213V244H212ZM216 245H217V243H216ZM254 245H255V244H254ZM256 245H257V244H256ZM256 245H255L254 247H256ZM2 246H1V247H2ZM5 246L7 247V245H4V247H5ZM11 246H12V245H11ZM15 246H14V247H15ZM41 246H42V247H41ZM48 246H47V247H48ZM86 246H87V245H86ZM136 246H137V245H136ZM138 246H139V245H138ZM163 246H164V245H163ZM165 246H166V245H165ZM176 246H177V245H176ZM176 246H172V248H173V247H176ZM223 246H224V245H223ZM223 246H222V247H223ZM242 246H243V245H242ZM246 246H247V245H246ZM249 246H250V245H249ZM28 247H30V246H28ZM31 247H35V246H31ZM89 247H90V246H89ZM95 247H96V246H95ZM98 247H99V246H98ZM145 247H146V246H145ZM152 247H153V246H152ZM167 247H170V245L167 246ZM186 247H187V246H186ZM218 247H219V246H218ZM218 247H217V249H216V250H217V251H216L217 253H218V251H219V250H218ZM228 247H229V246H228ZM233 247H234V246H233ZM240 247H241V246H240ZM240 247H239V248H240ZM8 248H9V247H7V249H8ZM11 248H13V247H10V248H9L11 251L8 249V251H9L10 253H9L8 251H7V253H5V252L3 251V252L5 253V255H3V256H5V257L7 256L5 259L9 258L8 261L11 260L12 262H14L15 260L13 261V260L10 258L11 255H10L9 257H8V255H9V254H12V256H13L14 252L16 251L15 253H17L18 250H16V248H15V249H11ZM23 248H24V247H23ZM54 248H55V249H52V248H49V249L56 250L57 247L54 246ZM58 248H60V247H58ZM83 248H84V247H83ZM93 248H94V247H93ZM104 248H105V246H104ZM139 248H140V247H139ZM153 248H154V247H153ZM220 248H221V247H220ZM27 249H28V248H27ZM32 249H33V248H32ZM34 249H35V248H34ZM140 249H141L142 252H143V249H145V248H140ZM151 249H152V248H151ZM164 249H165V248H164ZM221 249H222V248H221ZM227 249H229V248H227ZM227 249H225V250L227 251ZM243 249H244V247H243ZM247 249H248V248H245V250H247ZM21 250H22V249H21ZM25 250H26V249H25ZM28 250H29V249H28ZM28 250H27V251H28ZM37 250H38V249H37ZM44 250H45V249H44ZM60 250H61V249H60ZM86 250H88V247H87ZM113 250H114V249H113ZM145 250H146V249H145ZM259 250L261 251V250H263V248H261V249L259 248ZM12 251H14V252H12ZM22 251H23V250H22ZM22 251L19 252L20 255H21ZM82 251H83V250H82ZM137 251H138V250H137ZM146 251H147V250H146ZM157 251H158V250H157ZM164 251H165V250H164ZM167 251H168V250H167ZM223 251H224V249H223ZM233 251H234V250H233ZM233 251H232V254H233V253H237L236 255H238V253L240 252V251H235V252H233ZM29 252H31V251H29ZM36 252H37V251H36ZM49 252H50V251H49ZM64 252H66V251H64ZM64 252H63V253H64ZM91 252H93V251H91ZM94 252L97 253V251H94ZM139 252H140V251H139ZM150 252H152V250H151ZM150 252H148V253H150ZM227 252H228V251H227ZM229 252H230V251H229ZM243 252H244V251H243ZM258 252H259V251H258ZM4 253H3V254H4ZM19 253H18V254H19ZM24 253H25V252H24ZM24 253H23V254H24ZM34 253H35V252H34ZM39 253L41 254L40 251H39ZM39 253L37 252L36 254L38 255ZM45 253H46V252H45ZM52 253H53V251H52ZM86 253H87V252H86ZM95 253H94V254H95ZM103 253H104V251H102V254H103ZM140 253H141V252H140ZM144 253H145V251H144L142 254H144ZM160 253H161V252H160ZM209 253H210V252H209ZM222 253H223V252L221 251L220 254H222ZM230 253H231V252H230ZM240 253H241V252H240ZM247 253H249V252L247 251ZM263 253H264V250H263L261 253L259 252V254H260V255L262 254V255H261V256H260V255H259V256L257 255L258 258L256 257V260L254 259V260H253V261H254L253 263H257V264H259L260 262H263L262 264H264V258H263L264 255H263ZM7 254H8V255H7ZM23 254L20 256L21 258L19 257V255H18V256L16 255V256L19 258V260L22 259V260H21L22 264H24L25 261H26V263H28V264H33V263H34L33 260H35V259H32V257H31L30 259H28V257H27V256H28L27 254H30V253H27L26 256L24 255V256H25V259H23V258H24ZM31 254H32V253H31ZM58 254H59V252H58ZM71 254H72V253H71ZM80 254H81V253H80ZM94 254H93V255H94ZM134 254H135V253H134ZM136 254H137V253H136ZM158 254H159V253H158ZM163 254H164V253H163ZM211 254H212V253H211ZM228 254H229V253H228ZM241 254H242V253H241ZM243 254H244V253H243ZM0 255H1V253H0ZM33 255H34V254H33ZM44 255H45V254H44ZM74 255H75V253H74ZM93 255H92V258H93ZM105 255H106V254H105ZM112 255H113V254H112ZM112 255H111V256H112ZM129 255H130V254H129ZM208 255H209V254H208ZM215 255H216V254H215ZM224 255H225V254H224ZM229 255H230V254H229ZM236 255H235V256H236ZM249 255H250V254H249ZM1 256H2V255H1ZM14 256H15V254H14ZM31 256H32V255H31ZM51 256H52V255H51ZM54 256L57 257L55 254H54ZM65 256H66V255H65ZM89 256H90V255H89ZM99 256H100V255H99ZM101 256H102V255H101ZM101 256H100V257H101ZM103 256H104V255H103ZM108 256H109V255H108ZM160 256H161V254H160ZM222 256H223V255H222ZM235 256H234V257H235ZM242 256H243V255H242ZM242 256H241V258H242ZM254 256H255V255H254ZM17 257H15V258H17ZM22 257H23V258H22ZM36 257H37V256H36ZM52 257H53V256H52ZM67 257H68V256H67ZM213 257H214V256H213ZM213 257L211 256V258L214 260ZM237 257H238V258H237ZM247 257H248V256H247ZM1 258H2V257H1ZM15 258L13 257V259H15ZM58 258H59V257H58ZM70 258L72 259V257H70ZM97 258H98V257H97ZM159 258H160V257H159ZM162 258H163V257H162ZM208 258H209V257H208ZM218 258H219V257H218ZM222 258H223V257H222ZM225 258H226V257H225ZM232 258H233V257H232ZM241 258H240V256L238 255V256H236V258H233V259L230 258V259H231L232 264L235 263V262H236L237 264H244L245 262H247V261H245V260H242ZM244 258H245V257H244ZM254 258H255V257H254ZM26 259H28V261H31V259H32L33 263H32V261H31V263L27 262ZM88 259H89V258H88ZM110 259H111V258H110ZM204 259H205V257H204ZM204 259H203V260H204ZM230 259H229V257H228L229 262H230ZM245 259H246V258H245ZM68 260H69V258H68ZM213 260H211V262H212ZM250 260H251V259H250ZM11 261H10V263H11ZM59 261H60V260H59ZM94 261H95V260H94ZM216 261H217V260H216ZM218 261H219V260H218ZM222 261L224 262V261H226V260L223 259ZM4 262L6 263L7 260L4 261ZM17 262H18V263H17ZM17 262H15V263H17V264H21V262H19V261H17ZM35 262H36V261H35ZM45 262H46V261H44V264H45ZM86 262H87V261H86ZM88 262H89V261H88ZM95 262H96V261H95ZM108 262H109V261H108ZM206 262H207V260H206ZM214 262H215V261H214ZM220 262H221V260H220ZM223 262H222V263H223ZM226 262H227V261H226ZM226 262H224L223 264H226ZM248 262H249V261H248ZM251 262H252V261H251ZM5 263H4V264H5ZM8 263H9V262H8ZM10 263H9V264H10ZM40 263H41V262H40ZM55 263H56V262H55ZM58 263H59V262H58ZM61 263H62V262H61ZM71 263H72V262H71ZM71 263H69V264H71ZM75 263H76V262H75ZM109 263H110V262H109ZM164 263H165V262H164ZM227 263H228V262H227ZM2 264H3V263H2ZM12 264H14V263H12ZM34 264H35V263H34ZM46 264H47V262H46ZM59 264H60V263H59ZM66 264H67V262H66ZM72 264H73V263H72ZM140 264H141V263H140ZM166 264H167V263H166ZM206 264H208V263H206ZM210 264H211V263H210ZM215 264H216V263H215ZM219 264H220V263H219ZM229 264H231V263H229ZM247 264H248V263H247ZM260 264H261V263H260Z\"/></svg>",
	"mask_w": 264,
	"mask_h": 264
}]
</instances>
